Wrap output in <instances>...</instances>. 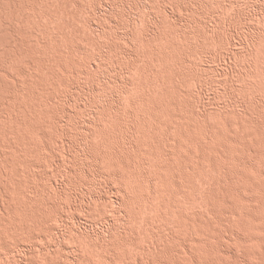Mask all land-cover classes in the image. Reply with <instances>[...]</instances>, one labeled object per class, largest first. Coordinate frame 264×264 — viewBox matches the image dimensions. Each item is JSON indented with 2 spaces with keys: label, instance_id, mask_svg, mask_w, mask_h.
<instances>
[{
  "label": "rangeland",
  "instance_id": "rangeland-1",
  "mask_svg": "<svg viewBox=\"0 0 264 264\" xmlns=\"http://www.w3.org/2000/svg\"><path fill=\"white\" fill-rule=\"evenodd\" d=\"M15 1H18V0H15ZM30 1V0H29ZM42 1V0H41ZM46 1V0H45ZM48 1V0H47ZM44 2V0L41 2V3H43L45 6L47 5V3H48V5L47 6H51V4H53V2L51 3V1H54V0H49L48 2ZM56 1V0H55ZM60 1V0H59ZM63 2L64 1H67V0H62ZM62 1H60L61 3H62ZM90 1V2H89ZM96 1H98L100 4H103L104 5V3H105V5H104V9H101V8H103V6H99L97 3L95 4V6L96 7H94V14H95V10H97V13H98V15L96 16L95 15V17L94 16H91V15H94V14H92L93 12V7L92 6H94L93 5V2H96ZM105 0H70V2L72 3V5H73V7H75V8H73L72 6L70 7V8H68L67 7V4L69 3V5H71V3L70 2H68V3H66V4H61L62 5V7H64V8H68L67 9V11L66 10H61L62 12H63V15H64V17L66 16L67 18V20H66V22L68 23V21H70L69 23L70 24H65V26H64V24L63 23H65V22H63L64 20H62V18L60 19V21H59V19H57V17H54V15L55 16H57L58 15V17L60 16V13H61V16L63 17V15H62V12L60 11V13H57L56 14V12H55V7H54V9H53V11L55 12H53L54 13V15H52V14H49V16H53L54 18H56L57 20H55V21H57L56 22V24L57 25H59V23L61 22V20H62V24L63 25H61V27H63L62 28V32L63 33H65V31H63V29L64 28H67V29H64V30H66V32H67V30H68V34H69V37H68V34H66L65 33V35L67 36V38H68V40L70 39V38H73V36H75V37H77V36H79V35H81V37L79 36V39H81V38H83L84 39V37H85V39L83 40V39H81V40H78L77 38V40L75 39V37H74V39H70L69 41H72V42H76V44H78L79 42V44H81L80 45V47H79V44H78V46L76 45V44H72V45H76L77 46V48H78V50L79 49H81L82 50V46H83V48H85L86 50H87V52L89 51L90 53H91V55H96L97 54V56H98V54L100 55L101 53H99V52H102V54L104 53V57L106 58L107 56L109 57H107L106 59L108 60L107 62H106V59L104 58H101V56H103L102 54L100 55V56H98V57H96L95 55H94V57L93 58H98V59H101L102 61L104 60L105 61V63L103 64V62L101 63V62H99L100 60H98V59H96V60H94V59H92L91 60V57L89 56L90 54H89V52L87 53L86 52V50H85V52L88 54H86V55H84V54H82V55H80V53H83L84 52V50H80L79 52L78 51H76V52H78L79 53V55L76 53H74V56H73V54H71V52L74 50L73 48L74 47H71L70 46V44H69V42H68V40H67V38L65 39L64 38V40H67V42L66 41H62V39H63V37H64V35H63V33L61 32V30H60V32L62 33H60L59 32V27H57V25L55 24V29L54 30H56L55 31V33L57 32H59L63 37H61V36H59V39L57 40V41H59L60 39H61V41L63 42V43H66L65 45H64V47H65V49L66 50H68L69 48V46H70V49H72V51L71 50H69V51H71L70 52V56H68V54L66 55H60L59 53H61V54H63V53H67V52H65L64 50V52L63 51H59V53L57 52V55L59 54V56H57V58L56 57H53V55H56V52L54 51V49H55V44H54V46L53 47H51L52 45L50 44V43H52V41H54V40H56L57 38H58V36H56L54 33H53V35H52V33L50 34V33H48L49 32V30H48V32L47 33H45L43 30H46L47 31V29L48 28H52L53 26V24L52 23H50V21L49 20H51V18H53V17H50V19H48L49 18V16H47V14H45L46 13V11H48L49 9L48 8H50L51 10H52V6L51 7H48L47 8V10L44 8V10H45V12H43V16L44 15H46L48 18L47 19H45L43 16H40V17H42V18H44V20L42 19H40V17L38 16V15H42L41 13H37V12H40V10L37 8L38 7V4L40 3V0H39V2H38V4H37V6L35 5L36 3L35 2H33V3H35L34 5H33V3H32V1L31 2H29V4H31L32 3V8H31V6L30 5H25V3H23L24 4V8H27V9H25V10H28V7L29 8H31V9H33V8H35L36 7V9H34V11L32 10V11H29V13H27V11L26 12H24V9L22 8L23 6H21V10H23L22 11V13H21V11H20V13L21 14H23V12H24V14L25 13H27V15L28 14H30L31 16H38L37 17V19H36V17H35V19L37 20V21H39V19L41 20V21H39L40 23H38V22H36L35 23V19H34V21H33V19L31 20L32 22H28V21H30V18H28L27 17V15L25 14V17L26 18H28V20L26 21L25 20V22H23V20L22 19H25V17L24 18H22V19H20V20H22V22H20L19 20H18V22H17V27L16 28H19V24L21 23H25V27H23V25L21 26V27H23L24 29H27L28 31H29V33H27L26 34V37L28 38V36H29V34H30V32H35V34H33V35H31V37L32 36H34V35H36L37 34V36H35V37H38L39 38V36L38 35H40L41 34V32L43 33V35H41L42 36V38L43 37H45L44 36V34L45 35H47L46 36V38H44V39H46L47 40V42H48V40L49 39H53V40H51V42L48 44H46V45H49L47 48H48V51H49V54H50V52H51V59H52V57H53V61H55V58H56V61H57V59H58V57H62L63 59H61V61L60 60H58V61H60V62H62V64L60 63V62H57L59 65H61L62 67H63V69L65 70V72L67 71V68H65V67H69L70 69H71V67H72V62L74 63V61H76V64L77 63H79V64H77V66L75 65V67H72V68H74L73 69V75H78V76H76L75 78H76V80H74V77H73V80H71L70 82H67V84H66V82H64V81H66V80H70L71 78L69 77V76H71L72 77V75H68V74H71L70 72H72L71 70H69L68 69V73H66V75H65V72H64V74L62 75L61 74V72H63L64 70L62 69V67H60L57 63H56V61L54 62V65H53V61L51 62V60H50V62L48 63V65L50 64V63H52V65L53 66H55V67H53L54 68V71H53V69H52V65L49 67L48 65H46L45 64V62L46 61H48L50 58H48L49 57V55L47 54L48 53V51H46L47 49H45L46 47V45L45 44H43L42 42H41V40H42V38H41V36H40V38L37 40V38L34 40L33 38L34 37H32V39H33V41L35 42L36 41V43H38V41H40L41 43H42V47H43V45H44V49H45V51L46 52H41V53H43V57L46 59H44V58H41L42 60L44 59V61H42V64L44 65V69L42 68L41 69V66H42V64L40 65V64H38V66H39V68L41 69V70H45V69H47V67H45V65L46 66H48L49 67V69L51 68L52 70L51 71H53L54 73H56V74H58L57 76H60L59 75V73L61 74V76H62V79H63V77L65 78L66 77V79L64 80V81H62L61 80V77L57 80V78H56V74L55 75H53L52 74V76H54V77H50V78H48L51 74L49 73L50 71L47 69L46 71H47V73H45L46 71H44L43 72V74L41 75V77L40 78H44V76H45V84H44V80H43V78L41 79V80H39L38 78V80H36L37 82H34V84H32L31 85V83L33 82V81H31V83L29 84V85H31V86H29L28 84H26L24 81H22V79H23V77H22V79H18V76H21V74L19 75L18 74V69H17V66L16 65H19V64H21V63H18V62H16V61H18V60H16L18 57H19V55H21L20 56V58L22 57V62H23V65L24 64H26V62L25 61H27V60H29L31 57H33V55H31L32 53L34 54L35 52V54L37 55L38 53H39V55H40V50L41 49H43V48H41V47H39V48H41L40 50H39V48L37 49L36 47L38 46H36L35 44H34V42L33 41H31V40H29L30 38H28V41H30V42H32L34 45H31L32 43H29L28 41V44H29V46H28V44H27V42H26V37H25V43L27 44V46L29 47H27L26 45H25V43H23L27 48H25L24 47V54H23V56H22V54H12L13 56L14 55H16L17 56V58H15L16 56H14L13 58H15V62H13V63H15V64H11L10 65V63H8V62H2V61H0V65L2 66H0L2 69H4V70H7V69H5V64L4 63H6V64H9L8 66H12L13 65V67L15 66L16 67V70L15 71H13L12 73L15 75H12V73H11V71L12 70H10L11 68H13V67H10V73H11V76L10 77H6V75H5V77H4V74H3V77L4 78H7L10 82H12V83H18V85L20 86V88H21V85H23L24 86V88L22 89V91L21 92H19V94L20 93H22L23 91L24 92H26V90H24L26 87H28L27 88V90L28 89H30V91H28V93L29 92H31V95L33 94V92L36 90V92H34V93H37V94H35V95H37L38 96V92H41V91H44L45 90V92H41V93H43V94H41L40 96H42L43 95V97H41L40 98V96L38 97L39 99H37V96H34V94L32 95V97H36L35 99H37V100H35L36 101V103L38 102L39 103V105H38V103L37 104H35L34 102H32V101H34L31 97H29L30 95H25L26 93H24V95H22L21 94V96H22V98H20V96L19 95H13V97H11L10 99L11 100H9L10 101V103H7V105H6V108H8L9 106V108L7 109V110H9L10 108L14 111V109H13V107L16 109L17 107L16 106H18V105H14L13 104V102L14 103H18L17 101L19 100V103L25 98H23V96H28V98L27 99H25V101H22L21 103H20V105L18 106L22 111H24L25 112V110H23V109H25L26 107V105H27V110H26V112H28V119H29V117H30V119L29 120H32L31 122L28 120V119H26L27 118V116H26V114L24 113V112H22V111H18V109L19 108H17L16 110L18 111V113H20V112H22V113H20L21 115H20V118H22L23 119V116L22 115H25L26 116V118H24L25 120H27L26 122L23 120V122L24 123H26V124H24V123H22V124H24V125H27V128L31 131V129L33 130H35V131H33V132H35L36 133V135L38 134V136L40 135V137H41V135H43V138L45 137V138H47V139H49L50 138V140H51V142L53 141L54 143H55V145H54V147L55 146H59V148H58V146H57V148L55 147H52V145L51 144H53V142L52 143H50V145H49V142H48V140H45V143H44V141H43V139H40V137L38 138V136H36V139L35 138H33V137H35V136H33V135H30L29 133H31L29 130V133H28V131H26V130H24L23 131V128H21V127H19L18 125H19V122L18 121H14V119H10V118H13V116H14V112H16V111H14V112H10L9 114H11L12 113V115L13 116H10L9 117V115H8V117L5 115L6 114V112L7 111H3L2 109H0V111H3V112H5V113H2L1 112V116H0V118L2 117V115H4L3 117H5V120H6V118H7V122L4 120V118H3V120L5 121V129L3 130L4 131V133H3V131L1 130V129H3V128H1L0 129V135H1V132H2V135H1V138H0V140H2V141H0V143L2 144V145H4L2 148L3 149H11V150H13V149H15L14 148V146H18L19 147V145L18 144H20V145H22V146H20V148L18 149V151H16L17 150V148L18 147H16V150H13V151H11V152H9L8 154L6 153V152H8V151H5V150H3V151H0V155L1 154H3V158L1 159L0 158V173L2 174V176L4 177V179H1L2 181H4V182H7V184L9 183L8 181H10V178H11V172H12V170H13V168H12V166L14 167V165L15 164H13V161H14V163L16 162L17 164V166H18V170H17V167H14V169H15V171L17 172H20V174H18L21 178L20 179H18L17 177H16V175L14 176H12V177H16L18 180H20V181H18L17 183L19 184V182H20V184H19V187L17 188V186H16V188H13L12 187V181L14 180H12L11 179V181L10 182H12V183H9L11 186H9V185H3V188H6V192H5V190H2V189H0L1 191H3V193L0 191V196L2 197V194H4L3 195V198L1 199L2 201H0V223H2V224H4L5 223V227L3 226V225H1V228H0V231H1V229L3 228V230L1 231V233H0V235H1V238H2V240L0 241V264H27V263H30V262H33V263H37V264H42V261L44 262V261H46L45 262V264H49V263H52V264H69V262L74 258L75 260H73V261H76L75 263L77 264L83 257L85 258V255H86V257L88 258H83L82 260L83 261H81L80 263H78V264H89V262H90V260H91V264H93V262L95 263V264H100V262L99 261H101V263L103 264V262H104V264H107V263H105V261L106 260H108V256L110 255V254H113V256L114 257H116V250H114V249H116V247H118L119 248V251L117 250V254L119 253V252H122V251H125V249H127L128 250V248H127V246H125L124 247V245H123V247H122V245H121V243L119 244V243H117L120 247H121V249H120V247L118 246V245H116V243H115V245H114V241L115 242H118L119 240H118V238H119V236H116V235H119L118 233H120V235H122V232L125 230V228L126 227H128V226H125L126 225V223L128 224L129 222H127L128 220H125V219H123L124 217L122 216V213L124 214V210H126V209H131V205H130V203H132V205L133 204H135V206L133 207L132 206V210L130 211L131 212V216L130 217H132L133 216V214H132V212H133V208H135L138 204H141L142 205V207L140 206V205H138L137 206V208L139 209V207H141L140 209H141V211H143V215L141 216L140 214V217H141V219H137L138 221H140L139 223L138 222H136V219L134 220V219H132L133 220V222L135 221L136 222V224L138 223L139 224V226H135L136 227V230H138L139 228H141L140 226L142 225L143 226V224L145 223V221H143V220H148V218L150 219V220H148V221H150L151 223H152V221L154 220V222L156 223V225H160L161 224V221L163 220L164 222H162V224L164 223L165 224V222H166V224H168L167 222H169V224L171 225L172 223H173V217L171 216V215H169V217H167L166 215H168L169 213L170 214H172L175 218H176V213H175V211H174V214L171 212V211H169V210H167V211H169L168 212V214H167V211H166V213H165V210H166V208H168L167 207V205H165L166 203L165 202H167V203H169L170 204V202L172 201L174 204L175 203H177L176 204V206H175V208L174 207H172V208H174L173 210H175L176 208H183L185 205H183V203H180V201H184L183 199V197L185 196V194H184V196H182V194L185 192L186 193V197H188V199H189V197L191 198V199H193L194 197L193 196H195L196 197V195H194L195 194V191H194V186H197L198 188H199V193L200 192H202V196H201V194H200V197H204V199H207L208 201H210V203L212 202L213 203V206L214 207H216V210H220L221 212H222V210L223 209H227V208H223V207H226V206H228L227 205V202H230V201H233L232 203H234V201H236L235 203H234V205L237 203V200L240 198V196H239V198L237 199V196H238V194L239 193H241L240 195H242V194H246V195H249L250 196V194H253L254 193V195H256L257 193L260 195V192H258V191H260L259 190V188H258V190H257V188H256V190L255 189H253V190H255V191H257V192H252V189L250 190V189H248L249 187H248V183H247V178L245 177L246 175L245 174H249L250 173V175L249 176H252L253 174H255V172L256 171H254L253 169H248V171L250 170V171H254V173L252 174V172H249L248 173V171H247V168L249 167H247V165H245V166H243L245 169H242L241 170V167H240V169H239V166L238 165H242V163H239L238 165L236 164V163H238L237 161H235V160H237V159H235V158H237L238 156H237V154L239 153L240 154V156H244V154L246 155V153H248V155H250L251 156V154H250V151L248 152H244V147L245 146H243V148L241 147L242 145H244V144H246V142L247 143H253V136H254V134H256L255 133V130H254V127H253V120L254 119H256V117L260 120L261 118H263L262 120H264V117H260V116H263V113H264V103H262V102H264V100H263V96H261V95H259V92L260 91H262V92H260V94H263L264 95V88H261V87H264V57H262V55L264 54V53H261V54H259V55H261L260 56V58H259V56H258V58H259V67H260V69L262 70V72H260V70H256V67H258V63H257V60H256V57H255V54H253V55H250L249 53L247 54V52L249 51V49H250V47H251V42H250V39L249 38H251V36H252V34H254L253 33V31L255 32L256 30H258V29H260L259 27H263L262 25H263V23H264V20L262 21V19L264 18L263 16H264V1L263 0H256V4H254V5H251L250 6V4H251V0L249 1V4H248V2H247V4H245V2H246V0H236L238 3L240 2V3H243L242 4V8L240 7V9H238V7L241 5L240 3V5L237 7V8H235V5L237 6V4H235L236 2H234V0H233V3H232V1L231 0H225V2H230V4H233V6H232V8H230L229 6H231L229 3H226V4H224L225 2H221L220 3V0H135V2H137V4H135V2H134V4H132L131 5V3L133 2V0H132V2H131V0L130 1H128V0H119V1H117L118 2V4H116V1L115 0H110L111 2H114V3H111L109 0H107V3L106 2H104ZM108 1H109V3H108ZM121 1H123V3L126 5H123V3H120ZM222 1V0H221ZM248 1V0H247ZM20 1H18V3H19ZM59 2V3H60ZM74 2V3H73ZM126 2V3H125ZM178 2V3H177ZM183 2V3H182ZM188 3V5H187V3ZM216 2V3H215ZM220 4H219V3ZM2 2H0V4H1ZM4 3V2H3ZM17 3V2H16ZM18 3H17V5H18ZM21 3H22V0H21ZM21 3H19V4H21ZM50 3V4H49ZM55 3V2H54ZM59 3H57V1H56V5H58ZM91 3H92V6H90L91 5ZM111 3V4H110ZM120 3V4H119ZM130 3V4H129ZM153 3H154V5H153ZM161 3H163V5L164 6H166V9H164L165 7H160V5L159 4H161ZM176 4V5H178L179 3L181 4V7H179V5L176 7V5H174V4ZM186 3V4H185ZM252 3H255V0L254 1H252ZM6 4V3H5ZM4 4V5H5ZM43 4H41V5H43ZM167 4V5H166ZM187 6H185V5ZM219 4V5H218ZM221 4H222V6H223V8H224V6H225V11L227 10V7H229L230 8V11H224V9L222 8V6H221ZM229 4V5H228ZM3 5V4H2ZM17 5H15V7H19V6H17ZM89 5V7H92V8H89V7H87ZM107 5V6H106ZM111 5H113L114 7H111L110 8V6ZM116 5V6H115ZM117 5H119V6H117ZM121 5H123V7H121ZM136 5V6H135ZM249 6V7H251V9H252V11L250 10L249 11V9L247 8V7H245V8H247L248 9V11H249V13H248V11L245 9V13L243 12L244 10H243V6ZM6 7H8V9L9 8H11L12 6L11 5H5ZM53 6H55L54 4H53ZM59 6H60V4H59ZM57 7V9H60L61 7ZM86 6V7H85ZM99 6V7H98ZM105 6L107 7V8H105ZM129 6H133V7H129ZM135 6V7H134ZM159 6V7H158ZM169 8H171V10H173L175 7V11H174V13L173 12H169V10H167L168 9V7ZM172 6V7H171ZM173 6H175L174 8H173ZM185 6V7H184ZM191 6V7H190ZM221 6V7H220ZM6 7H4L5 9H7ZM118 7V8H117ZM126 7V8H125ZM179 7V9H177ZM190 7V8H189ZM4 8H3V10H0V11H2V14L3 15H6V14H8L9 15V13H6V14H4ZM20 8V7H19ZM39 8H41V6H40V4H39ZM76 8H78V9H76ZM86 8H87V10H86ZM91 10H89V9ZM96 8V9H95ZM97 8H99V9H101V10H99V9H97ZM114 8H117V9H115V11H114ZM120 8H122L123 10H121ZM127 9V10H125V9ZM128 8H130V9H128ZM161 9V8H163V9H161V11H160V13L163 11V10H166V11H164V14H167L168 16H169V14L171 13V14H173V16L172 15H170L171 16V18L169 17L168 18V16H167V19H162L163 18V16H165L164 14H163V12H162V17L160 16V14H157V11L159 10V9ZM181 8H183V10L181 9ZM187 8V9H186ZM257 8V9H256ZM1 9H2V7H1ZM18 9V8H17ZM16 9V10H17ZM38 9V10H37ZM43 9V8H42ZM56 9V10H57ZM72 9H76V11L75 10H72ZM81 11H80V10ZM109 9V10H108ZM181 9V10H180ZM190 9V10H189ZM192 9V10H191ZM223 11H222V10ZM232 9V10H231ZM35 10H37V12L35 11ZM44 10H41V12L42 11H44ZM69 10H72L71 12L69 11ZM77 10L80 12V14H78V12H77ZM105 12H104V11ZM114 11V13L112 14L111 12H113ZM123 12V14H122V12ZM186 10H188V12L186 11ZM234 10V11H233ZM235 10H239V13L238 12H236ZM243 10V11H242ZM253 10H254V14H253V17H250L251 15H252V12H253ZM258 10H259V12H258ZM18 11V10H17ZM82 11L83 12H85V13H83V14H81L82 13ZM92 12L91 14H89L90 12ZM99 11H102V12H99ZM109 11H110V13H109ZM116 11H118L119 12V14L121 15V17H120V19H119V14H118V12L116 13ZM151 11V12H150ZM177 11V13H175ZM179 11V12H178ZM240 11H242V12H240ZM30 12H33L32 14H36V15H32ZM35 12V13H34ZM48 12H50V11H48ZM57 12H59V10L57 11ZM87 12V13H86ZM156 12V14L157 15H159L158 17H159V19L157 18L156 20H157V22H156V20L154 19L155 18V16L153 15V17H152V14H154ZM165 12H167V13H165ZM260 13V14H257V13ZM19 13V12H18ZM75 13H77L76 15H77V17H75L73 14ZM96 13V14H97ZM103 13H106V14H103ZM125 13H128V16H127V14L126 15H124ZM152 13V14H151ZM242 13H244L243 14V16L245 17V16H247L248 18H252V19H247V17L246 18H244V17H242ZM249 14V15H247V14ZM23 14V15H24ZM87 14V16H86V18H87V20H86V18H85V20L83 19V15H86ZM104 16H103V15ZM112 15V17H111V15ZM131 16H130V15ZM155 14V15H156ZM176 14V15H175ZM246 14V15H245ZM257 14V15H256ZM29 15V16H30ZM78 15H82V17H80V16H78ZM99 15H100V17H99ZM106 15V16H105ZM124 15V16H123ZM256 15V17H254ZM10 16V15H9ZM30 16V17H31ZM89 16V17H88ZM176 18H175V17ZM235 16H236V18H235ZM258 16H260V17H258ZM4 17V16H3ZM8 17V16H7ZM7 17H4L6 20L9 18H7ZM11 17V16H10ZM70 19H73V20H70ZM109 17L111 18V19H114V20H111V19H109ZM123 17V18H122ZM130 17H131V19H130ZM142 17H143V19H144V21L145 20H147V21H145V22H147V24L148 25H146V24H141V22L143 21H140L139 22V19H142ZM152 17V18H151ZM166 17V16H165ZM31 18H33V17H31ZM88 18L90 19L89 21H88ZM98 18H100V20L98 19ZM146 18V19H145ZM151 18V19H150ZM240 19L239 21H238V19ZM243 18V19H242ZM13 19H15V18H13ZM13 19H10V20H13ZM16 19H18V18H16ZM69 19V20H68ZM92 19V20H91ZM97 19V20H96ZM102 19V20H101ZM115 19H119V21L120 22H118V20H115ZM126 20L125 22L127 23L128 21H129V19H130V21L127 23L128 24V26H131L130 24H132V28H133V25H135L134 23H136L137 24V22H138V25H136V28H138V27H140V28H138V29H133L132 30V28H131V30H129L130 29V27L128 28V26H127V24L125 23V24H122L123 23V20ZM152 19L154 20V22H151L152 21ZM170 19V20H169ZM236 19V20H235ZM245 19V20H244ZM247 19V20H246ZM53 20V19H52ZM84 22H83V21ZM95 20L98 22V21H102V23H104L105 24V21L104 20H108L107 22L109 23V24H111V26H109V24L108 25H104V24H102L101 25V22H100V24H99V22H98V24L102 27H104V30H106V29H109L110 30V28H111V30L112 29H114L113 28V26L115 27V28H120V25L123 27V28H121V30L123 29V32H125V30L124 29H126L127 30V28H128V33L127 32H125V33H123L120 29L118 30L117 29V31H116V29H114L113 31L114 32H117V34L115 35V33H114V35L113 34H110V32H108L109 30H107V31H105V33L108 35H106L105 34V37L107 38H105L104 37V30H103V28H101L100 26H99V29L101 28L102 30H98V24H93V22H95ZM133 20H135V22L133 21ZM137 20V21H136ZM149 20V21H148ZM160 20L162 21L163 20V30H161L162 29V27H160V25H162V24H160ZM243 20H244V22H243ZM8 21H9V19H8ZM17 21V20H16ZM15 21V22H16ZM47 21V22H49V24L47 23V26L49 25H51V27H47V29L45 28V29H43L42 28V31L40 32V34H38V33H36V31H38V30H40L41 29V27L43 26V23L45 24V22ZM92 22V23H89V22ZM104 21V22H103ZM112 21H115V22H113V24L111 23ZM121 21H122V23H121ZM133 21V22H132ZM143 21V22H144ZM239 22V25H238V22ZM241 21V22H240ZM11 22V21H10ZM14 24H16L14 21H12ZM28 22V23H27ZM34 22V23H33ZM52 22V21H51ZM71 22L73 23L74 22V27H73V25H71ZM116 22H118L119 24V26L116 24H114V23H116ZM144 22V23H145ZM246 22V23H245ZM53 23H55V22H53ZM152 23H154V24H152V25H155L156 23L158 24L157 25V27H156V25L155 26H152L151 24ZM20 24V25H21ZM38 24L41 26H39L38 27ZM150 24V25H149ZM238 26H237V25ZM46 25V24H45ZM44 25V26H45ZM66 25H67V27H66ZM95 26L94 28L96 29H94L93 28V26ZM113 25V26H112ZM140 25H142V26H140ZM240 25H241V28H243V29H239V27H240ZM15 26V25H14ZM89 26V27H88ZM118 26V27H117ZM125 26H127V28L125 27ZM147 26V27H146ZM150 26H151V28H150ZM20 27V28H21ZM58 29H57V28ZM78 27H80V28H78ZM144 27H146L147 28V30H145L144 29ZM150 29H149V28ZM153 27H154V29H153ZM23 28H21L20 29V31H25ZM36 28H38L37 30H35ZM74 28H75V30H76V28H78L75 32H74ZM90 30H89V29ZM135 28V27H134ZM159 28H160V30H159ZM199 28H200V30H199ZM23 29V30H22ZM53 29H51V30H53ZM94 29V30H93ZM151 31V30H153V32L151 31H149V30ZM27 30L25 31V32H27ZM35 30V31H34ZM58 30V31H57ZM79 30H81V32L79 31ZM92 30V32H90ZM98 30V32L101 34V37H100V34L97 32H95V31H97ZM110 30V31H111ZM138 31L139 30V34H141V35H139L138 34V32H137V35L135 36V32L134 31ZM147 31V32H143V31ZM157 30H159V31H157ZM165 30V31H164ZM250 30H252V32L250 31ZM72 33H71V32ZM78 31V32H77ZM121 31V32H120ZM156 31V32H155ZM50 32H52V31H50ZM94 32H95V35H94ZM112 32V31H111ZM145 33V34H143V33ZM150 34H152V35H149V33ZM157 32H159V33H157ZM247 32V33H246ZM249 32H251V33H249ZM19 33V32H18ZM56 33V34H57ZM73 34L72 35V37H70V35L71 34ZM76 33V34H75ZM91 33V34H90ZM93 33V34H92ZM109 33V34H108ZM131 33H133V34H131ZM156 33V34H155ZM164 34L163 35V37L162 38H159V37H161L162 36V34ZM183 33H186V35L185 34H183ZM23 35L22 33H19V35L18 36H20L21 37V35ZM25 34V33H24ZM59 34V35H60ZM92 36H94V37H96V38H100V39H97V41L98 40H100V41H98V42H96V38H94L93 37V42H91V40H89V39H91L92 37H89L90 35ZM123 34H125V35H123ZM128 34V36H129V34H130V36L131 37H129V38H134V36L137 38V39H132L133 41L134 40H136V41H134V42H132V40L131 41H128V40H130V39H128V36H126ZM155 34V36L157 35V34H159V35H157L156 37H158L159 39H157V38H155V37H153V35ZM49 35H50V38L49 39H47L48 37H49ZM77 35V36H76ZM86 35H89V36H86ZM97 35H99V36H97ZM111 35H112V37L114 38V37H116V38H118V35H121L119 38H121V39H123L124 38V40L125 39H127V41H128V43L129 42H131V43H129L130 44V46H129V44L127 43V42H124V40H122V41H120L121 39H119V43H118V41H117V39H115V41H112L111 40ZM122 35H123V37H122ZM133 35V36H132ZM138 35H139V37L140 36H144V35H146L147 36V38H146V36H144L146 39H144V37H140V38H138ZM250 37H249V36ZM23 36H25V35H23ZM23 36L21 37L22 39H23ZM52 36V37H51ZM56 36V37H55ZM148 36H149V38H148ZM151 36H152V38H151ZM187 36V37H186ZM30 37V36H29ZM61 37V38H60ZM88 37H89V39H88ZM111 37V38H110ZM19 38V37H18ZM112 38V39H113ZM151 38V39H150ZM153 38H155V39H153ZM228 38V39H227ZM22 39H20L19 38V40L21 41ZM41 39V40H40ZM88 39V40H87ZM113 39V40H114ZM139 39H141V40H139ZM142 39H143V42L145 41V40H147L148 41V43L145 41L144 43L142 42ZM148 39H150V40H152L151 42H150V40H148ZM19 40L18 39H16V41H18V43L20 44V42H19ZM109 40L111 41V43L109 42ZM137 40H139L138 41V44H136L137 43ZM155 40H158V42L157 41H155ZM229 41V43H228V41ZM89 41V42H88ZM106 41H108V42H106ZM117 41V42H116ZM126 41V40H125ZM153 41H155V42H153ZM172 41H174V43H176V44H174ZM22 42H24V41H22ZM21 42V43H22ZM39 42V43H40ZM60 42V41H59ZM114 42H116V43H118V45L117 44H114V45H116V46H114L113 45V43ZM17 43V44H18ZM38 43V44H39ZM63 43L61 44V42L60 43H58V45H57V49H55V50H57L58 51V48L60 47L61 49H59V50H62L63 48H62V46L61 45H63ZM68 43V44H67ZM107 43H110L111 44V46L113 45L114 46V48L116 49H114V48H112L111 46H109V47H111L117 54V56H119V54L121 53V52H118L120 49L122 50V53H121V55L119 56V57H122V54L124 53L123 51L124 50H126L125 51V54L123 55V57H124V59H123V57L122 58H119V57H115V52H112L111 51V48L109 49V47L107 46ZM139 43H141V44H139ZM155 43V44H154ZM0 44H1V42H0ZM100 44H102L104 47H105V49H107V51H109L110 50V54H114V57H113V55L112 56H109L110 54H109V52H108V55H107V51L104 49V47H102V50H99V49H101V47H100ZM110 44H108V45H110ZM119 44H121V46H122V48L120 47L119 48ZM133 44V45H132ZM134 44H135V46H141L142 44H144V45H142V48L144 47V49H145V51H147L148 50V53L147 54H149V51H150V55H149V57L150 56H152L153 57V54H157V56L156 55H154V60H152V58L150 57H148V55L146 56V53H144L143 51H144V49H142L140 52H139V50L141 49V48H137L136 50H138V51H136V50H134L135 48H134ZM3 45V44H2ZM2 45H0L1 46V48L3 49L5 46H3L2 47ZM69 45V46H68ZM20 46H21V44H20ZM33 46H35V47H33ZM39 46H41V44H39ZM75 46V47H76ZM100 48H99V47ZM108 48H107V47ZM131 46H132V48L133 49H131ZM139 46V47H140ZM31 47V48H30ZM49 47H51V48H53V49H51V51H50V48ZM22 48H23V45H22ZM32 48H34L33 50V52H31L32 51ZM37 50H39L38 52L36 51V49ZM119 48V49H118ZM104 49V50H103ZM109 49V50H108ZM75 50H77V49H75ZM120 50V51H121ZM237 52H235V51ZM41 51H43V50H41ZM53 51H54V53L55 54H53L52 55V53H53ZM97 51H99V52H97ZM106 51V52H105ZM128 51H132V53H135V52H138L137 54H132L131 52L129 53ZM134 51V52H133ZM154 52L152 55H151V53L152 52ZM233 51H234V53H236V55H233L232 53H233ZM63 52V53H62ZM232 52V53H231ZM46 53V54H45ZM69 53V52H68ZM128 53V54H127ZM140 53V54H139ZM142 53L144 54L143 56H142ZM166 54V56L167 57H165L164 55ZM36 55H34L35 56V59H33V62L34 61H36L37 63L39 62V60H40V58H38ZM72 55V56H71ZM128 55V56H127ZM130 55H131V58H132V60L134 59V61H131V59H129L130 58ZM136 55H138V56H136ZM139 55H141V57H142V59H136V57L137 58H139L140 56ZM172 55H173V57H172ZM31 56V57H30ZM47 56V57H46ZM65 56L67 57V59L65 58ZM85 56H88V57H85ZM125 56H127V57H125ZM136 56V57H135ZM158 56H160V59L158 60ZM174 58L175 60V62L177 63V60H178V63L180 64V62H183V60L182 59H184V62L183 63H181V70H182V72L181 73H177V71H174L173 70V67H174V65H172L170 62H174L173 61V59L171 58ZM174 56H176V58L174 57ZM239 56V57H238ZM36 57H37V59H38V61H37V59H36ZM60 57V58H61ZM71 58V59H69V60H71L69 63H68V58ZM74 57V58H73ZM111 57H113L112 59H111ZM140 57V58H141ZM181 57V61L179 60V58ZM182 57H184V58H182ZM20 58H19V62H21V60H20ZM34 58V57H33ZM76 58V59H75ZM90 58V59H89ZM115 58H118L117 60H123L122 62H121V64H123V67H125V68H123V69H120V68H122L121 66H119V68H117V70L118 69H120L119 71H121V73L120 72H118V73H120V74H122V76L120 75V74H118L116 71L117 70H112V72H111V66L112 65H114V63H116L115 61H116V59ZM126 58H127V60H129V61H131V63H133L132 65H130L129 63V61H126V62H124V60H126ZM157 58V59H156ZM171 58V59H170ZM67 60V61H65V60ZM72 59H74V61L72 60ZM114 59V63L112 62V60ZM25 60V61H24ZM90 60V64H89V61ZM120 60V61H121ZM140 60V61H139ZM165 60V61H164ZM172 60V61H171ZM41 61H40V63H41ZM77 61H79V62H77ZM138 63V64H141V65H139V67L137 68V66H138V64L136 63V62ZM180 61V62H179ZM1 62L3 63V65L1 64ZM25 62V63H24ZM64 62H65V65H64ZM93 62V63H92ZM98 62V63H97ZM118 62V61H117ZM127 62H129L128 64H127ZM140 62V63H139ZM174 62V63H175ZM56 63V64H55ZM95 63V64H94ZM99 64L98 66H100L101 67V64L103 65L102 67H104V69H101L99 72L97 71H95L96 69H94L95 68V66L97 65V64ZM124 63L125 64H127V65H124ZM137 65H136V64ZM162 63V65H163V67H162V65H161V67L163 68H161L160 70L162 71H159V68H160V64ZM164 63V64H163ZM177 63V64H178ZM36 63L34 62V67H36V65H35ZM71 64V65H70ZM81 64L83 65V66H81ZM106 64V65H105ZM173 66H171V65ZM177 64H175V66H178ZM27 65V64H26ZM26 65H24V66H26ZM64 65V66H63ZM78 65H80V67L79 68H83L85 65L87 66H85L87 69H85V67H84V69L82 70L83 72H85V71H87V70H89V69H91V71H90V74L88 73L89 71H87L86 73H82V74H80V73H76V70H75V68L76 67H78ZM95 65V66H94ZM116 65H118L117 63H116ZM115 65V66H116ZM119 65H120V63H119ZM144 66V68H143V66ZM3 66H4V68H3ZM28 66V65H27ZM38 66L36 67V68H32L31 70L33 71V70H36V69H38V70H40L39 68H38ZM93 68H91V67ZM96 67V68H99V67ZM131 66V67H130ZM135 66V68H137L138 70H139V68H140V66H142L141 68H140V70L142 69V71H139V72H141V73H139L138 72V70H136L135 68H133V67ZM15 67L13 68V70L15 69ZM43 67V66H42ZM88 67H90V68H88ZM101 67V68H102ZM111 67V68H110ZM118 67V66H117ZM151 67V68H150ZM154 67H156L157 69H158V71L156 70V68L154 69V71H153V68ZM178 67H180V66H178ZM178 67H176V68H174L175 70L178 68ZM247 67H250V69L252 70V71H254V74H250V75H248V73L249 72H247L248 70H247ZM9 68V67H8ZM26 69H27V71L29 72L30 70H28V69H30L29 67L27 68V67H25ZM78 68V69H79ZM130 68V69H129ZM81 69H79V70H81ZM100 69V68H99ZM98 69V70H99ZM114 69H116V67H114ZM125 69L127 70V72L125 71ZM179 69V68H178ZM177 69V70H178ZM245 69H246V71H245ZM259 69V68H258ZM38 70H37V72H38ZM131 70H132V72H131ZM134 70H136L137 72H138V74L136 73V71H134ZM181 70H178V72L179 71H181ZM8 71V70H7ZM49 71V72H48ZM70 71V72H69ZM93 71L96 73H93ZM103 73H102V72ZM106 71H108L109 73H107ZM128 71H130V72H128ZM255 71L257 72V74H255ZM41 71H39V73H40ZM59 72V73H58ZM77 72H79V71H77ZM92 72V73H91ZM106 72V73H105ZM110 72H111V74L113 75H110ZM123 72H125V74L123 73ZM137 74V76L134 74ZM158 74H161L159 77L160 78H157V80L159 79L161 82H164L165 83V86L164 87H162V86H160V85H164V84H160L161 82L159 81V84L160 85H157V86H159V87H157L156 85H155V83L156 84H158V82L156 81V78H155V76H156V74L157 73ZM161 72V73H160ZM39 73H38V76H40L39 75ZM42 73V72H41ZM40 73V74H41ZM52 73V72H51ZM76 73V74H75ZM118 75H117V74ZM128 73H129V75L131 76H133V78H135V76H136V81L139 83V85L134 81L135 79H131L132 77H130V76H128V78L129 79H127V77H125V76H127L128 75ZM131 73V74H130ZM246 73V74H245ZM28 74V73H27ZM30 74V73H29ZM31 74H33V75H31ZM31 76L32 77H34V75L36 76V74H35V72L33 71V73L31 72ZM45 74V75H44ZM48 74H49V76H48ZM87 74H89V75H87ZM93 74H95V78H94V75ZM98 74V75H97ZM104 75V77H105V74H109L108 76H107V78H104V77H102V78H100L101 77V75ZM116 74V75H115ZM123 74L125 75L124 76V78H123V80H120L121 78L120 77H123ZM157 74V75H158ZM30 75H27L28 76V78H29V80H32L30 77ZM65 75V76H64ZM88 76L89 78H87V77H85V76ZM91 75H93V76H91ZM102 75V76H103ZM2 76V75H1ZM48 76V77H47ZM67 76L69 77L68 79H67ZM79 76H80V79H78L79 78ZM100 76V77H99ZM117 76H120L119 78V80L121 81V83H120V81L118 80V77ZM2 77V78H3ZM17 78V79H15V78ZM87 79H85V78ZM100 78V83L102 82V85L103 84H105V86H106V84H108L107 86H106V88H104L105 86L103 85V86H101V85H97L96 84V86H98L99 87V89H96V88H98V87H96V86H94L95 84H94V82L93 81H95L97 78ZM108 77H109V79H108ZM111 77H112V79H111ZM113 77H116L117 78V80H118V82H117V80H116V78H113ZM20 78V77H19ZM36 77H34L33 79H35ZM48 78V79H47ZM54 78V80H56V82L53 80V82L54 83H59V84H61L60 82H57V81H61L63 84L62 85H55L54 83H53V85L51 84V81H52V79ZM92 78V80L93 79H95V80H93L92 81V85L91 84H89L90 82H89V80L88 79H91ZM150 78H154L155 79V81H153V79L151 80ZM50 79V80H49ZM101 79H102V81H101ZM103 79H104V82H106L107 80V82L106 83H104L103 82ZM134 81L133 83H136L137 84V86H139L138 88L136 87V84L134 85L135 87H133V88H135L136 90H133V89H131L130 88V84L132 83V81ZM255 79H257L258 81H256V82H259L260 81V85L259 86H261V87H259V91H258V93H256L257 91H256V87L257 86H255L254 85V82H255ZM43 80V81H42ZM68 80V81H69ZM77 80H79L78 82H79V86L81 87L82 85H85V88H84V86H82L81 88L80 87H78V85L76 84L77 82ZM83 81V83H81L82 81ZM126 80V81H125ZM20 81V82H19ZM35 81V80H34ZM42 82V85L40 84L41 82ZM74 83H73V82ZM88 81V82H87ZM99 81H98V79H97V81L95 82V83H99ZM123 81V82H122ZM125 81V82H124ZM130 81V82H129ZM21 82H23L24 84H21ZM72 82V83H71ZM36 83H37V86H36ZM41 85V87H43L42 89L40 88V85ZM80 83H81V85H80ZM99 83V84H100ZM122 83H123V85H122ZM124 83H127V86H126V88L128 89V91H126L127 89H125V90H123L122 91V89H124V87L121 89L120 87H122V86H124ZM247 83V84H246ZM65 84V85H64ZM71 84H72V86L73 87H71ZM73 84H75V85H73ZM89 84V85H88ZM94 84V85H93ZM120 84V85H119ZM248 84H249V86L250 87H252V85H254L252 88L255 90H253L252 91V88L250 89L252 92L250 93V90H248V88H250V87H248ZM25 85H26V87H25ZM38 85H39V87H38ZM69 85H70V87H69ZM88 85V90H86L87 89V86ZM91 85V86H90ZM126 85V84H125ZM130 85V86H129ZM154 85L156 86V87H154ZM246 85V86H245ZM34 86V87H33ZM69 88H68V87ZM75 86V87H74ZM132 86H133V84H132ZM131 86V87H132ZM35 88V87H38V90L40 89L41 91H38L37 92V88L34 90V89H32V88ZM61 87V88H60ZM65 87V88H64ZM91 87V88H90ZM94 87H96V88H94ZM129 87V88H128ZM161 87V89H163L164 88V90L167 92H165L164 94L162 93V92H164V91H160L161 89H159ZM255 87V88H254ZM66 91V93L68 94L67 96H68V98H67V96L65 95L64 96V93H65V91L63 92V89ZM69 90H68V89ZM73 88H76V89H73ZM93 88V89H92ZM116 88H119L118 90L116 89ZM156 88H158V89H156ZM62 89V90H61ZM67 89V90H66ZM70 89H72V91L71 92H73V93H71L70 92ZM84 89H85V92H84ZM92 89V90H91ZM131 89V90H130ZM2 89H0V92H1V95L2 96H6V92L4 91V90H2ZM32 90V91H31ZM34 90V91H33ZM95 90V92L93 93L92 91H94ZM96 90H97V94L98 95H96ZM130 90V91H129ZM158 90V91H157ZM46 91H48L49 93H50V91H52V93L54 94V95H56V94H58L56 97H58L57 99V101L58 102H56V100H55V102H54V100H51V99H53V98H50V97H52V96H54L52 93L50 94V95H52V96H50V97H46V98H44L45 96H44V94L45 93H48V92H46ZM62 91V92H61ZM68 91V92H67ZM77 93V94H75V92ZM86 91H87V94H89V93H93L92 94V96L93 97H95V96H98V97H95V99L96 98H98V99H96V100H94L93 99V97L91 96V94L90 95H88L89 96V98H88V96H87V94L85 95L84 93H86ZM116 91H118L121 95H119V93H117ZM125 91V92H124ZM159 91L161 92V93H159ZM2 92H4L5 93V95H3V93ZM55 92H57L56 94H55ZM61 92V94H59ZM84 92V93H83ZM89 92V93H88ZM124 93V94H122V93ZM127 92H129V94L127 93ZM253 92H255V93H253ZM65 93V94H66ZM147 93H149V94H147ZM253 93V94H252ZM63 94V95H62ZM70 94H72V95H70ZM144 94H147V95H144ZM152 94H155L156 96H154V95H152ZM165 95V96H163V95ZM254 94H256V96H254ZM258 94V95H257ZM46 96H47V94H45ZM49 95V94H48ZM60 95H62L63 96V99L61 100L60 99V97L62 98V96H60ZM76 96V98L78 99H76V100H74V97L73 96ZM119 96V98H118V96ZM149 95V96H148ZM150 95H152L153 97H151ZM2 96H0L1 98H2ZM19 96V98L20 99H18L17 97ZM70 96L72 97V99L71 100H69L70 99ZM121 96H122V98L123 97H126V100H125V98L123 99L125 102L124 103H122L121 101H123L122 100V98H121ZM253 96V97H252ZM258 96H261L260 98L258 97ZM55 97V98H56ZM85 97H87L86 99H85ZM92 97V98H91ZM151 97V99H153L152 101H153V103L151 102V100L149 99ZM154 97H155V99H154ZM256 97L258 98V100H262V101H258L257 99H256ZM29 98H31L30 99V101H27V100H29ZM44 98V99H43ZM47 98H50V99H48L47 101H49L50 102V100H51V102L52 103H54L55 104V106L54 105H52L51 104V106H52V108L54 109V107H55V110H52L51 112H53L54 111V113H58V114H60V118H59V115L58 116H56L57 114H54V113H52V114H54V116H55V118L57 117V119L59 118L60 120H58L57 122H56V120L57 119H50V118H48L49 119V121L51 120V121H54V122H56V124L53 126V128L54 129H52L51 127H52V125L50 124L49 125V123H51V121L49 122L48 121V119H47V117H49V115H46L47 113H49L50 112V110L48 111V110H45V109H47L46 108V106H48L49 107V103L47 102V101H45L47 104L46 105H44V106H40V104L42 105V104H45V103H43V100H46ZM54 98V99H55ZM66 98H67V100H66ZM112 98H114V99H112ZM118 98V99H117ZM146 100H150V102L151 103H149V105H148V102L147 101H145V99ZM148 98V99H147ZM255 98V99H254ZM7 99H9V98H7ZM15 99H18V100H15ZM40 99H42V101L40 100ZM91 99H93L94 100V102H93V100H91ZM111 99V102H109V100ZM165 99V100H164ZM15 100V101H14ZM21 100V101H20ZM59 100L61 101V102H59ZM65 100V101H64ZM87 100H90V102H88ZM99 100V101H98ZM113 100H114V102H113ZM115 100H117V101H119V102H121V103H116L117 101H115ZM154 100H157V103L159 104V107H158V105H157V103H156V107H158L159 109H157L156 108V110H155V108H154V105L153 104H155L154 103ZM257 102V103H255V101ZM62 101H64V102H62ZM72 101H74L75 103L74 104H76V102L77 101H79V105H78V102H77V106H75L74 104H73V102ZM93 103H92V102ZM95 101L98 103H95ZM134 101H135V103H134ZM250 101H251V103H250ZM7 102H8V100H7ZM11 102H12V106L10 105L11 104ZM30 102V103H29ZM50 102V103H51ZM67 104H66V103ZM71 103V105H70V103ZM112 102H113V104H112ZM156 102V101H155ZM258 102H259V104H258ZM18 103V104H19ZM24 103H26V104H24ZM58 103V104H57ZM60 103H63V104H60ZM86 103V104H85ZM105 103H106V105H105ZM107 103H109V104H107ZM165 103V104H164ZM32 105V109H34L32 112H31V110L30 109H28L29 107V105ZM60 104V107H61V109H62V111H61V109H60V107H58V108H56L57 107V105H59ZM65 104V105H64ZM69 104V105H68ZM74 106H73V105ZM89 104H91V105H89ZM92 104H94V105H92ZM101 104H103L102 105V107L104 108V106H105V108H104V111H106L105 113L107 114H105L104 113V111H102V113L104 114L103 116L101 115V116H97V114L95 115V113H97L96 111H101L103 108L101 107V108H99L100 107V105ZM110 104H112V105H110ZM122 104V105H121ZM145 104H147V105H145ZM150 104H152V106L150 105ZM9 105V106H8ZM63 105H64V107H66V108H63ZM70 107V106H72L73 108H74V111H76V115L75 114H73L74 113V111H72V107H70L71 108V111H70V109L68 108V106ZM87 105V106H86ZM108 105V106H107ZM109 105L110 106H113V107H110V109H109ZM35 106H40L39 108H43L45 111H46V119H44L45 117L44 116H42V114L44 115V113H45V111L43 112V109H42V114L41 115H38L37 114V116H42V117H44L43 118V121L42 120H40L41 122H39V121H37L36 122V119L37 120H39V119H42L41 117L38 119V117L36 116V119L34 120V115H36V113L37 112H34V111H38V110H35L37 107H35ZM79 106V107H78ZM83 106H85V107H83ZM90 106H92V107H90ZM95 106H97V109H96V107ZM152 108H154V109H152ZM35 107V108H34ZM77 107V109H75ZM93 107H95V110L93 111L92 109H93ZM5 108V109H6ZM49 108H51V107H49ZM85 109V111H79L80 109ZM98 108H99V110H98ZM106 108H108L107 110H108V112L110 113H108L107 112V110H105ZM38 109V108H37ZM56 109L58 110V111H56ZM67 109V110H66ZM87 109H89V111L90 112H92V113H90ZM101 109V110H100ZM30 110V111H29ZM66 110V111H65ZM79 111V115L77 114V112ZM87 110V111H86ZM92 110V111H91ZM139 111V110H141V112H144V111H147L149 114V116L147 115V114H145L146 116L144 117L142 114L140 115V114H137L136 113V111ZM160 110V112H159V114L162 116V114H163V118H165L164 120H165V122L163 121V118L160 116L159 117V114L157 113H155V112H158V111ZM41 111V109L38 111V113ZM48 111V112H47ZM64 111V112H63ZM67 111H69V112H71V114L72 115H74L73 117H70V116H72L70 113V115H68L67 113ZM135 113H134V112ZM9 112V111H8ZM7 112V113H8ZM51 112L49 113V114H51ZM87 113V114H90V115H88V117L87 118H89V119H87L86 118V116H85V113ZM89 112V113H88ZM93 112H95V113H93ZM98 112V113H99ZM132 112L134 113V114H132ZM140 112V111H139ZM196 112V113H195ZM17 113V114H18ZM32 113L34 114V115H32ZM41 113V112H40ZM66 113V114H65ZM84 115H83V114ZM128 113V114H127ZM129 113H131V114H129ZM144 113H146V112H144ZM167 113H173V114H171V115H175V118L174 119H177L176 117H179L181 120H183L184 122H183V124L185 123V127L186 128H179L180 130L181 129H183V130H187V131H189V134H185V132H187V131H180V130H178V133H180V135H182V133H183V136L185 135V137L188 135L189 136V138H187L186 137V139H187V141H186V139H182L181 138V136L180 135H178L176 132H177V130L176 129H178V128H176V124H174L175 123V121H173V118H171V117H169V116H167L168 114ZM83 116H82V115ZM86 114V115H87ZM92 114H93V116H92ZM153 114H156V115H153ZM193 114H195V116H193ZM259 114H260V116H259ZM262 114V115H261ZM31 115V116H30ZM109 115V116H108ZM111 115V116H110ZM132 115V116H131ZM141 117H140V116ZM151 115L154 117V118H156V117H158V118H160V120L158 119V120H156V119H153L154 121L156 120V122H150V120H152V117H151ZM165 115L167 116V117H169V119L167 118V120H169V121H171L172 123L171 124H173V125H171L172 126V131L171 130H169L168 128H170V125H169V123L170 122H168L167 120H166V117H165ZM16 116H18L19 117V114L18 115H16ZM54 116H51V117H54ZM82 116V117H81ZM104 116H106V118H107V116L109 117V119H110V117H112L111 118V120H109V122H111V123H104L103 121H106L107 119L105 118V120H103L104 119ZM126 116H127V119H126ZM143 116V117H142ZM156 116V117H155ZM64 117V118H63ZM66 117V118H65ZM71 119H70V118ZM84 117V118H83ZM96 117H98V118H100V117H102L101 119L103 120H101V119H99L98 120V118H96ZM128 117H129V119H128ZM134 119H133V118ZM136 117V118H135ZM138 117H140V118H142V119H140L141 121L142 120H145V118L146 119H148L147 117H149V121L148 120H146L144 123H146V124H144L143 122V124L141 123H136V122H139V120H138ZM260 117V118H259ZM62 118L64 119L63 121H62ZM79 118L81 119V118H83L84 120H80V121H82L83 123H85V124H83L82 122H79L78 120H79ZM85 118L87 119V120H85ZM94 118H96V119H94ZM161 118H162V121L164 122V123H162V121H161ZM170 118H171V120H170ZM178 118V119H179ZM197 118V119H196ZM2 119V118H1ZM0 119V120H1ZM8 119H10L9 121H11V120H13L14 121V123L16 124V123H18V124H14V123H12V124H10V126L12 125L13 127H11L10 129L11 130H14L13 132L12 131H10L6 126H8L7 125V123L9 124V121H8ZM21 119V120H22ZM65 119H67L69 122H66V120ZM70 119V120H69ZM131 119H132V123H134L133 125H132V123H131ZM177 119V121L178 122H180V124L182 125V121H179ZM196 119V120H195ZM1 121V122H3L4 123V121ZM91 120V123H92V125L90 124V122L89 121ZM97 120V121H96ZM101 120V122L100 123H102V124H99V121ZM127 120H130V121H127ZM136 120V122H134ZM138 120V121H137ZM45 121V122H44ZM46 121H48L49 123H47ZM62 121V122H61ZM67 123H65V122ZM85 121V122H84ZM147 121L150 123V124H152V125H156L155 127H156V129H155V127H151L152 125H148L147 126ZM168 122V127L167 126H163V124H167V122ZM1 122H0V125H1ZM12 122V121H11ZM30 122V124H28ZM37 123V124H35V123ZM41 123V125L43 126V127H45V128H47L48 129V133H45L46 135H49V138L44 134V132H46V131H44L45 130V128H43L41 131H44L43 133L40 131V134H39V130H40V128H42V126L40 127V125H39V123ZM65 123V124H62V123ZM80 123V125H81V123H82V126L85 128L86 127V123L87 124H89L92 128H94L95 126H96V134H99V133H102L103 131H99V130H104L105 131V126H106V124L110 127V125H111V127L110 128H112V130H111V133H113V132H115V129L117 128V130H119L118 129V127H120L121 125H123L122 127H123V129L125 128V130L126 129H128L129 128V126L128 125H130V128L128 129V131L126 130H124V132L122 133L121 131L123 130L122 128L119 130L120 131V135L119 136H122L121 134H124V136L126 137V138H130L129 140L128 139H126L127 141H125V139H123L124 138V136H122V139L126 142V144H124V142L123 141H121L120 140V138L121 137H119V136H117L118 134H116V132H117V130H116V132L115 133H113L114 134V137H115V134H116V138L118 139V141H114V140H117V139H114V137H112L113 136V134H112V136H110V137H112L111 139V141L110 142H108V138L106 137V136H104L103 134H108L109 133V127L107 128L108 129V132L107 133H102V135H101V137L102 138H105L106 137V139H107V141H106V139L104 140V139H102V141L103 142H101V140L99 141L100 142V144L102 145V146H105L106 147V145H105V143H108L109 145H107V148H110V146H112L113 144H111L110 145V143H113V141L116 143V142H119V144L118 145H116L115 143V145L117 146V148H118V146H119V148L118 149H120V150H116V148H114V147H111L110 148V150L112 149V151H113V149H114V152H116V155H115V158L117 157V155H121V152H122V155L118 158V160L117 159H115L114 157L113 158H111V159H113L114 160V162H113V160H111L109 157H112V156H114V155H110L109 153L110 152H112V151H108L107 150V148H104L106 151H107V155H106V151L104 152V154L105 155H103V151L102 152H100L102 149L100 148V144H99V142H97V140H99V139H97V138H100L101 139V137H97V136H95L94 134H95V132H93V136H95L96 138H94V140L96 139V141H94V142H96V143H98V144H96V143H94L93 142V144H92V146L91 145H88V144H90V143H92V138H93V136H92V138L90 139L89 138V136H87V138L90 140V141H87V143H84V140L83 139H86V135H84V133L86 134V132L85 131H89V130H94V129H92L91 127L89 128V125H87V128L86 129H83V127L82 126H80L79 125V123ZM108 122V121H107ZM130 122V123H129ZM159 122H161V123H159ZM177 122V123H178ZM32 123L34 124V127H36L37 126V130L33 127V126H31V127H29L30 125H32ZM44 125H43V124ZM93 123H94V125L95 126H93ZM98 123V124H97ZM123 123V124H122ZM129 123V124H128ZM135 123H136V125L138 126V128L139 127H141V129L140 130H138V128H137V126L135 125ZM148 123V124H149ZM156 123H158V124H156ZM79 125L81 128H82V130H81V132H80V127L79 128H77V126H76V128H75V125ZM99 125L98 127H97V125ZM104 124V125H103ZM139 124V125H138ZM162 125V127H164V129L163 128H161L160 126ZM23 125V126H24ZM48 125V126H47ZM100 125L102 126V128L100 127ZM141 125V126H140ZM142 125H145L146 126V128H145V126H143L144 127V129L142 128ZM2 127H3V125H1ZM15 126H16V128H19L18 130H20V132L21 133H23L22 135H19L20 133H17V129H13V128H15ZM18 126V127H17ZM20 126H21V124H20ZM22 126V127H23ZM51 126V127H50ZM62 126L63 127H65V128H63V130H64V132H63V130H62ZM105 128H104V127ZM128 126V127H127ZM131 126H134V127H136V128H134L133 127V129H132V127ZM159 126V127H158ZM174 126V127H173ZM180 125H178L177 127H179ZM183 126V125H182ZM26 127V126H25ZM33 127V128H32ZM150 127V128H149ZM9 130V132L7 133V134H11V133H13V134H11L10 136L8 135V137H7V135H3V134H5V132L7 131V129ZM27 128H25V129H27ZM61 128V129H60ZM99 128H101V129H99ZM104 128V129H103ZM166 128H167V130H169V131H171V133H169V134H167L169 131H167L166 132V134L167 135H165V136H167V138H166V140H165V142L166 143H162V147L160 146H157V148H159V149H154V148H152L151 149V146H156L157 144H156V142H158V145L160 144L159 142H161V140H162V142H164V140L162 139V138H164V132L166 131ZM188 128V129H187ZM46 129V130H47ZM60 129V130H59ZM76 129L77 130H79V132L80 133H83V134H81V135H84L83 137L79 134V132L77 131V133L79 134V135H76V136H74L73 135V138H72V136H70V135H72V132L73 131H75V132H73V134L74 133H76ZM106 129V130H107ZM113 129H114V131H113ZM134 130L135 131V129H136V132H139V131H141V132H139L140 134L141 133H143V134H145L144 136H143V134L141 135V139H143V137H145L143 140H141L140 139V136H139V133H138V135H136V137L134 136V138H132V136L134 135L130 130ZM150 130V132H151V129L153 130L154 129V131H156V133H157V136L156 135H152V134H155V132H149V130ZM17 130V131H16ZM61 130H62V132H61ZM67 132H66V131ZM142 130H144L143 132H142ZM165 130V131H164ZM16 131V132H15ZM83 131V132H82ZM87 131V132H88ZM92 131H90V132H92ZM95 131V130H94ZM98 131H99V133H98ZM118 131V132H119ZM11 132V133H10ZM19 132V131H18ZM32 132V133H33ZM52 132V133H51ZM70 132V133H69ZM89 132V133H90ZM106 132V131H105ZM117 132V133H118ZM132 133V135H131V133L127 136V134L128 133ZM135 132V133H136ZM182 132V133H181ZM27 133L30 135V138L28 137V135H27ZM31 133V134H32ZM35 133H33V134H35ZM42 133V134H41ZM60 133H62L63 134V136H64V139H63V136L60 134ZM70 135H69V134ZM88 133V134H89ZM111 133H109V134H111ZM127 133V134H126ZM188 133V132H187ZM68 134V135H67ZM87 134V135H88ZM91 134L92 133H90V136H91ZM137 134V133H136ZM148 134L149 135H152V137H154L155 136V138H154V140L156 139V142L153 140V138H151L150 136V139L149 140H152L151 141V143L148 141V138H147V136H148ZM258 134H259V132H258ZM257 134V135H258ZM261 134V133H260ZM260 134L258 135V136H260ZM18 135H19V137H18ZM24 135V137H25V135H27L26 137H25V139L28 137L29 139H30V142L26 139H22V138H20V136L22 137ZM51 135V136H50ZM66 135H67V138H68V136L69 137H71V138H69V140L66 138ZM168 135H170L171 137H169ZM6 136V137H5ZM14 136H15V138H14ZM16 136L18 137L17 138V140H16ZM31 136H33L32 138L34 139H32L31 138ZM61 136H62V140H64V141H66V139H67V142H69V143H67L70 147H69V149H68V146H66L67 144H65L64 143V141H62L61 140ZM80 136V137H82V138H80L79 137V140L80 139H82V140H80L81 142L80 143H84L85 145H87V146H83V147H81V144L79 143V141H78V137ZM98 136H100V134L98 135ZM104 136V137H103ZM107 136H109V135H107ZM138 136H139V139L141 140L140 141V152H141V154H142V156H143V158H142V156L140 157L139 156V148H138V146H139V140L137 139L138 138ZM264 136V134L262 133V137ZM9 137H13V142H11V139H9ZM52 137V138H51ZM157 137V138H156ZM162 137V138H161ZM261 137V136H260ZM261 137V138H262ZM4 138H6V139H4ZM54 138H55V140H57V142L54 140ZM138 140H136V139ZM147 138V139H146ZM171 138V139H170ZM173 138H174V140H173ZM176 138H180V139H182V141H183V143H185L186 144V146H185V144H183V146L182 147H180L181 146V143H180V141L178 142V140H176ZM8 139V140H7ZM15 139V140H14ZM18 139H22L21 141L19 140L18 141ZM38 139H40V140H42L43 142H41L40 141V143L42 144V146L39 144V143H37L36 141H38ZM53 139V140H52ZM110 139V138H109ZM114 139V140H113ZM132 139V140H131ZM133 139H135L137 142H138V144H136L135 145V140H133ZM148 141V144H151L150 146H148V144H146V140ZM159 139V140H158ZM161 139V140H160ZM169 139V140H168ZM252 139V140H251ZM263 139V138H262ZM10 140V141H9ZM27 141L28 143H30V144H28L27 142H24V141ZM36 140V141H35ZM49 140V141H50ZM61 140V141H60ZM72 140V141H71ZM73 140H74V142H75V140H76V147L73 145V144H75L74 142H73ZM87 140V139H86ZM85 140V141H86ZM158 140V141H157ZM168 140V141H167ZM171 140V141H170ZM264 140V139H263ZM11 142L10 144H14V145H11V146H13V147H8L7 145H6V148H4L5 147V143L6 144H9L8 142ZM24 143H23V142ZM73 143H71V142ZM83 141V142H82ZM105 141V142H104ZM129 141H135L134 143H129V145L130 144H134L135 145V148H137V150L138 151H135L136 149L135 148H132L133 146L131 145V148H129L130 146L128 145V143L127 142H129ZM170 141V142H169ZM175 141H177L179 144H177ZM185 141V142H184ZM245 141V142H244ZM5 142V143H4ZM14 142H17V145H16V143H14ZM18 142H21V143H18ZM37 143V144H34V143ZM39 142V141H38ZM47 142V143H46ZM62 142V144H60ZM120 142H122L124 145H126V146H123V149L122 148H120V147H122V146H120ZM136 142V143H137ZM153 142H155L154 143V145L152 144ZM168 142V143H167ZM174 142L176 143V144H174ZM263 142V143H262ZM261 143L263 144H261L260 143V145L262 146V148H263V146H264V141H262ZM23 143V144H22ZM26 143L29 145V151L31 150L30 149V147L32 148L34 145H37L38 146V149H39V151H38V149L36 150L35 149V147L36 146H34L33 147V151L31 150V152H29L28 150L26 151L25 149H24V147H23V145L25 144L26 145ZM63 143H64V145H63ZM70 143H71V145H70ZM103 143V144H102ZM244 143V144H243ZM0 144V145H1ZM10 144H9V146H10ZM49 145V146H47V145ZM57 144V145H56ZM80 144V145H79ZM96 144V145H95ZM123 144H121V145H123ZM28 145H26V149H27V146ZM39 145L41 146V147H39ZM63 147H62V146ZM79 145V146H78ZM97 146V150H96V147L95 146ZM115 145H113V146H115ZM138 145V146H137ZM161 145V144H160ZM174 145H179V150H176L177 152L175 153V149H178V148H175L174 147ZM259 145V146H260ZM43 146H47V147H43ZM61 146V147H60ZM109 146V147H108ZM43 147V148H42ZM48 147H50V150H49V152H52V150H53V152L52 153H54V152H56V153H59L58 155H53V157L55 156V158H53L52 157V159H53V161H54V163H52L53 161L51 160V156H52V153H49L48 152V150H46V149H49ZM52 147V148H51ZM66 148V152H69V154L68 153H65L64 151H62L63 149H65ZM87 147V148H86ZM89 147H91V149H93V150H91ZM95 148V152L93 153V154H95L96 155V152H100V154L101 155H98V153H97V155L98 156H108V155H110V156H108V159H110L112 162H110L112 165H117V166H119L120 164H119V162L121 163V165L122 164H124V166H126L128 163V161L127 160H129V161H131L130 163H132L133 161L132 160H134V158H135V160H136V158H138V157H140V158H138V160H137V162H139V163H141L140 165H142V163L146 166L145 168L144 167H141V166H139V168H138V166L137 165H135L137 162L134 160V162H136V163H134V165L133 166H136L139 170H142V169H144L143 171V173H141L142 171H139L136 167H134V169L135 170H132V171H134L133 173L131 172V169L133 168V166H132V168L130 169V168H127V167H129L128 165H132V164H128L127 165V167L126 168H124V167H122L121 169L119 168V167H117V166H115V167H117V171H116V168H114L113 166H110L111 164H109V162L108 163H104V166H102V165H100L101 163L103 164V162H100L101 160L100 159H102L103 158V160H104V158L105 157H99L100 159H98V157L97 156H95V155H93L92 154V152L94 151V148ZM148 147H150L149 149H151V150H155V152H153V154H150V153H152L151 152V150H149L148 149ZM176 147H178V146H176ZM0 148H1V146H0ZM2 148H1V150H2ZM23 148V149H22ZM40 148H42V149H44V148H46L45 150H42V149H40ZM61 148V149H60ZM70 148L73 150H70ZM82 148V151H83V153H82V151L80 150ZM83 148H85V149H83ZM90 150H89V149ZM98 148H100V149H98ZM127 148H129L130 149V151H129V149H127ZM156 148V147H155ZM161 148V149H160ZM240 148H242L241 150H240ZM20 149H22L23 150V152H25L26 151V153H24V154H27V152H29L27 155H25L24 156V154L23 153H21L22 152V150L21 151H19ZM54 149H56L55 151H54ZM59 151H58V150ZM122 149V150H121ZM133 149H134V152L133 153H135V154H138L137 156H135V154H133L132 153V156L134 157H132L131 155H130V153H131V151H133ZM150 151H148V150ZM169 149V150H168ZM245 149H247L246 147H245ZM25 150V151H24ZM38 151V152H36V151ZM68 150V151H67ZM70 150V151H69ZM85 150V151H84ZM87 150V151H86ZM126 151V150H128L129 152H128V154H127V152H124V151ZM149 152L148 153V156L146 155L147 154V151ZM240 150V151H239ZM61 151V152H60ZM72 151V152H71ZM89 151H91V153H89V155H88V152ZM119 151H121V152H119ZM142 151H146V153L144 154V153H142ZM169 151H171V152H169ZM187 151V152H186ZM263 151V155H264V149L262 150ZM3 152V153H2ZM4 152L6 153L5 155H6V157L7 158H5V155H4ZM48 152V153H47ZM71 152V153H70ZM86 152V158L87 159H83L82 157H84L83 155H84V153ZM160 152L162 153V154H160ZM243 152H244V154H243ZM38 153V154H37ZM55 153V154H56ZM63 153V154H62ZM79 153V154H78ZM120 153V154H119ZM124 153V154H123ZM184 153H186V154H184ZM51 154V156H49ZM72 154V155H71ZM78 154V155H77ZM126 154L128 155V156H126ZM144 154V155H143ZM153 155V158H154V160H153V167L155 168V170H156V168H157V171H155V172H153V173H155V175H157V176H155L153 173H151V169L153 168H151L148 164L149 163H147V162H149V161H151V159L152 158H150V160L149 159H147V158H149V157H152V156H150V155ZM168 154V155H167ZM181 154H183V155H185V156H188L189 154V156H188V161H187V163H188V165H190V166H187V168L185 167H183V165L180 163L181 161H179L180 160V158L179 157H182L181 156ZM241 154H243V155H241ZM47 155V156H46ZM61 155V157H62V160H61V157H59ZM89 156V158H88V156ZM91 155V156H90ZM93 155V156H92ZM126 157V159L124 158L123 159V157L124 156ZM247 155V156H248ZM262 155V156H263ZM2 156V155H1ZM45 156H46V158H45ZM78 156V157H77ZM146 156H147V158H146ZM169 156H171V157H169V159H167ZM185 156H183V157H185ZM237 156V157H236ZM249 156V157H250ZM62 161H60V160H58V161H56L58 158ZM76 157V158H75ZM84 157V158H85ZM95 157H97V159L95 160ZM167 157V158H166ZM264 157V156H263ZM6 159V160H4V161H6V163L3 161V159ZM11 158H12V160L13 161H11ZM24 158H25V160H27L26 162H29V163H26V164H30L31 162H34V159H35V161H36V163H38L37 162V160L40 162V164H36L35 162H34V164L32 165V163L30 164V166H28L29 168V171L30 170H33L34 171V173H35V171H37V173H35V174H33V175H35L34 177L36 178V174L38 175V173H39V175L42 177V174H43V177L42 178H44V180L42 181V182H44L43 184L41 183V185H43L42 187H43V189H42V187L40 188V184L39 183H36L37 185L39 184V186H36V184H35V182L36 181H38V179L40 180V182H41V177L40 176H37V180L35 179V178H33L32 177V174H29V173H27V172H29V171H27L28 169L26 168L27 167V165L24 163L25 162V160H24ZM27 158V159H26ZM29 158H30V160H29ZM45 158V159H44ZM80 158V159H79ZM83 159V161H81L82 159ZM107 158V157H106ZM105 158V160H107ZM121 158V160L119 161V159ZM142 158V159H141ZM171 158H172V161L170 162V161H168V160H171ZM186 158V157H185ZM251 158H254L253 156H251ZM73 159H78V161H77V164H76V161L75 160H73ZM92 159V160H91ZM167 159V160H166ZM187 159V158H186ZM24 160V161H23ZM32 160V161H31ZM46 160H48V163H47V161ZM73 160V161H72ZM86 162H88L87 160H91V161H93V162H91V163H86ZM99 160V161H98ZM102 160V161H103ZM104 160V162H106ZM123 160V161H122ZM124 160H126L127 162L125 163V161ZM143 162H142V161ZM176 160V161H175ZM179 161V163H177L178 161ZM202 160V164H203V162H204V165H202V167H204V173H202L201 175H195V171H198L199 170V166H200V164H198V162L197 161H201ZM255 160L256 161H258L256 158H255ZM264 160V159H263ZM46 161V162H45ZM73 163H72V162ZM75 161V162H74ZM94 161H97V162H95L94 163ZM119 161V162H118ZM141 161V162H140ZM260 161V160H259ZM258 161V162H259ZM57 162H58V164L60 165L61 163V165H62V167H60L59 165H56L57 164ZM60 162V163H59ZM83 162V165L81 164ZM118 162V164H116ZM124 162V163H123ZM167 162L170 164V163H173V165H174V167L172 168V166H171V164H170V166L171 167H168V165H167ZM260 162H263V161H260ZM260 162H259V164H260ZM42 163H43V165L45 166V168L44 167H42L41 168V171L43 172V173H41V171H40V168L39 169H37L40 165L41 166H43L42 165ZM80 163V164H79ZM86 163V164H85ZM139 163H137V164H139ZM150 163V164H151ZM236 164L237 166H232L233 164ZM10 164V165H9ZM38 166H36V165ZM47 164V165H46ZM53 165V166H50V165ZM63 164H65V165H63ZM71 164H73L74 166H78V168H79V170L80 169H83V166H86L87 168L90 166V169L92 168V165L94 166V164H98V165H96L95 167H96V169H94V168H92L90 171L91 172H93V169L97 172V174L103 169V167L105 168V170H107L106 168H111L112 167V169H115V170H113L114 171V173L112 174H110V172H109V174H108V170L107 171H101L100 172V174H99V176L96 174V172H93L94 173V176L95 175H97L98 177H94L90 172H88V170H84V169H87V168H85L84 167V169H83V171L81 170V171H79L78 170V168H77V166H76V168H72V167H74V166H71ZM81 165L82 166V168H81V166H79V165ZM105 164L108 166H105ZM126 164V165H125ZM177 165V167H179L178 169H182L183 171H184V169H185V171H184V174H183V171H181V172H179L180 174H182V176L180 177V178H185V180H181L180 178H178V176L177 175H179V173L178 174H176L177 172V168H175V166ZM234 164V165H235ZM258 164V163H257ZM258 164V165H259ZM31 165H32V167L33 166H36V168L35 167H33L32 169H30L31 168ZM70 165V166H69ZM89 165V166H88ZM99 165L101 166V167H99ZM144 165H142V166H144ZM148 165V166H147ZM179 165V166H178ZM223 165H225V166H223ZM244 165V164H243ZM260 165H262V164H260ZM26 166V167H25ZM40 166V167H41ZM48 166H49V168H48ZM60 167L59 168V170H56V168H52V167ZM214 166H219V168L218 167H214ZM226 166H228V167H226ZM232 167V168H234V170L236 169V168H238V170L239 171H242V174L245 172H243V170H246V172L247 173H244V176H240V172L237 170L236 172H239V173H236V172H234V170H232V169H229L230 167ZM47 167V168H46ZM69 167V168H68ZM121 167V166H120ZM141 167V168H140ZM149 167V168H148ZM181 167V168H180ZM222 168V170H217L216 168H218V169H221ZM225 167H226V169H229V170H231V172L233 173V175H234V173L237 175L238 174V176H236L235 175V178H225V171H227V173L228 174H230L231 176H232V174H231V172L229 173L228 171L229 170H226L225 169ZM247 167V168H246ZM262 167H264V166H262ZM35 168V169H34ZM54 169V170H52V169ZM71 168V169H70ZM100 168H101V170H100ZM110 168H109V170H110ZM130 169L129 171L132 173H130V174H128L129 176H133L134 174L136 175V177H133L134 179L136 178H138L137 180L135 179H133L132 177H129L128 175H127V177L128 178H132V184H130V179L128 180V184H126L127 186L129 185V187L128 188H131L130 187V185L132 186L133 185V187L134 188H132V189H135V191L134 190H129L128 188H126L127 186H125L124 184H122V183H127V180L124 178L125 176L124 175H126L128 172V170L127 171H125L124 169ZM151 168V169H150ZM184 168V169H183ZM224 168V169H223ZM5 169H6V171H5ZM26 169V170H25ZM46 169V170H45ZM58 169V168H57ZM60 169H61V171H60ZM66 169V170H65ZM70 169V170H69ZM76 170L75 172H74V175L76 174H78V172H80L78 175H77V177H73V173H72V176H71V172H73V170ZM89 169V168H88ZM111 169V170H112ZM146 169V170H145ZM150 169V170H149ZM264 169V168H263ZM5 171V173H4V171ZM45 171V173H47V175L44 173V171ZM49 170H50V172H49ZM55 173H53L52 171ZM98 170H99V172H98ZM104 170V169H103ZM120 170H124V172H127V173H125L123 176L121 175V177L122 178H124L123 180H126V181H123L122 182V179H121V177H120V175H119V177L117 176V175H115V173L116 174H123V173H120V172H118V171H120ZM137 170V171H136ZM153 170V169H152ZM187 170V171H186ZM202 170V169H201ZM203 170H202V172H203ZM224 170V171H223ZM38 171H40V172H38ZM56 171H58V172H56ZM66 171V172H65ZM67 171H70V172H67ZM86 171L88 172V173H90L89 174V176H88V174L86 173ZM148 171H150V172H148ZM161 172L160 174L159 173H157V172ZM224 173H223V172ZM14 172V171H13ZM16 172H14L15 174H16ZM53 173V175H52V173ZM61 174H60V173ZM66 173V175H69V177L68 176H66L65 175V173ZM77 172V173H76ZM82 172H85V176L87 175L89 178H90V176H91V179H89V178H87V179H89V180H87L86 179V177H83L81 174H83L84 175V173H82ZM105 172V173H104ZM187 172V173H186ZM190 172V173H189ZM263 172H264V170H263ZM6 173H9V174H6ZM30 173H32L31 171H30ZM41 173V174H40ZM51 173V174H50ZM57 173V174H56ZM69 173V174H68ZM108 174L109 176H106L105 174ZM149 173V174H148ZM150 173L151 174H153V176H151V177H149L150 176ZM157 173V174H156ZM189 173V174H188ZM198 173V172H197ZM222 173H223V175H224V178H223V176H222ZM3 174H6V177H7V175H8V180H7V178L3 175ZM13 174V173H12ZM29 174V175H28ZM62 174H63V176L65 175V177H63L62 176ZM102 174V175H101ZM103 174H104V177H103ZM185 174H188L189 176L187 177V175H186V177H185ZM241 174V175H242ZM252 174V175H251ZM10 175V176H9ZM17 175V176H18ZM44 175H46L48 178H46V176H44ZM51 175V176H50ZM56 175V176H55ZM113 176L112 177V179L114 178V179H117V178H120V180L118 179V180H116V181H113L112 179H111V177L110 176ZM114 175L116 176V177H114ZM147 175H148V177H147ZM264 175V174H263ZM2 176H0L1 178H3ZM18 176V177H19ZM54 176V177H53ZM57 176H59V177H57ZM62 176V177H61ZM70 176H71V178H70ZM103 178H102V177ZM138 176V177H137ZM161 176V178L159 179L158 177H160ZM248 176V177H249ZM259 176H261V175H257V173L255 174V176L253 175L252 176V178L254 177H259ZM52 178V180L50 181L49 179H51ZM56 177H57V179H56ZM61 177V178H60ZM66 177L69 179V180H67L66 179ZM72 177H73V179H72ZM81 177L83 178V181H82V179H81ZM99 177L100 178H102V179H99ZM107 177V179H111L112 181H110V179H109V181L108 182H104V181H107L106 179L104 180V178H106ZM109 177V178H108ZM126 177V178H127ZM154 177V178H153ZM236 177H238L239 179H237ZM240 177H241V180L243 179H245L244 181H246V183H244V181L242 180H240ZM15 178V179H16ZM46 178V179H45ZM53 178H55L56 179V182H55V179H53ZM80 178V179H79ZM85 178V179H84ZM93 178V179H92ZM95 178H98V179H96L97 180V182H96V180H95ZM147 178V179H146ZM149 178V179H148ZM158 180H156V179ZM173 178H174V181H173ZM259 178H264V176H262V177H259ZM258 178V179H259ZM35 179V181H33ZM60 179V180H59ZM63 179V180H62ZM64 179H66V180H64ZM70 179H72V180H76L77 182L75 183V180L74 181H70ZM150 179H152L151 181H150ZM153 179H155L154 181H153ZM180 179V180H179ZM189 181H188V180ZM228 179V180H227ZM230 179H233L232 181H233V183L234 182H236L237 180H239V181H237V183L236 184H238V182H240V184L237 186L235 183L233 184V183H229V181H230ZM237 179V180H236ZM0 180V184H1V181ZM7 180V181H6ZM81 181V182H84V183H81V185L79 186V181ZM93 180H95L94 182H95V184H94V182L92 183V181ZM134 180V181H133ZM172 180V181H171ZM15 181V180H14ZM17 181V180H16ZM24 182V183H22V182ZM33 182L34 184H32V183H29V185H31V186H35V187H38V189L37 188H34V189H36V191L33 189V188H31V186H28V185H26V182ZM49 181H50V183L52 182V186H54L53 188L54 189H56L55 191H54V193H52V190H54V189H52V188H50V183H49ZM54 181V182H53ZM64 181H66V182H64ZM68 181H70V182H68ZM87 181V182H86ZM88 181L89 182H91V184L92 185H90V183H88ZM100 181H101V183H100ZM137 182L138 181V183L136 184V183H133V182ZM147 181H149L148 183V185H147ZM152 181L155 183V182H158V184L157 183H155L154 184V186H153V184H152ZM180 181H184V183H182L183 185H180L181 184V182ZM188 181V182H187ZM250 180H248V182H249ZM28 182H27V184H28ZM68 182V183H67ZM115 182V183H114ZM3 183V182H2ZM16 183V184H17ZM54 183V184H53ZM56 183V184H55ZM85 183H87L86 185H87V187L85 186ZM174 183H176V185H173ZM185 183H188L187 184V186H185L186 184ZM4 184H6V183H4ZM17 184V185H18ZM21 184H22V186H21ZM24 184V185H23ZM63 184H65V185H63ZM69 184V185H68ZM77 186H76V185ZM89 184V185H88ZM99 184V185H98ZM114 184V185H113ZM116 184V185H115ZM118 184H120V185H118ZM152 185V187L150 186V188H151V190H153V192L149 189V185ZM245 184H247V185H245ZM13 185H14V183H13ZM59 185V187H57ZM75 185V186H74ZM95 185V186H94ZM110 187H109V186ZM124 185V186H123ZM156 185H157V187H156ZM194 185V186H193ZM236 185V186H235ZM10 187V189L11 188H13L12 190H11V195L13 196V197H11V195L8 197L7 195H9L10 194V190H9V187ZM20 186L21 187H24V186H26V187H29L30 189V191L28 190V188H25V189H27L28 191L26 192L25 191V195L24 194H22L21 192L22 191H24V189H22L21 188V190H19L20 189ZM33 186V187H34ZM45 186V187H44ZM46 186H48V187H46ZM66 186V187H65ZM91 186V187H90ZM114 186L116 187V186H119V188H121L122 186H123V189L121 188L120 189V192H122V194L118 191L119 190V188H114ZM121 186V187H120ZM136 186V187H135ZM56 187V188H55ZM60 187H62V189L60 188ZM65 187V188H64ZM67 187H68V189H67ZM74 187V188H73ZM85 187H86V189H85ZM89 187V188H88ZM125 187V188H124ZM148 187V188H147ZM154 187V189H155V191H156V188H157V190L158 191H156V192H158L157 194H156V192L154 191V189H152ZM156 187V188H155ZM229 187H230V189H229ZM236 187H238V188H236ZM46 188H49V189H46ZM57 188H59V189H61V191L63 190V188H64V191L61 193V192H59L58 191V194L60 195L61 194V196H60V198H59V196L58 197H55L54 199H50L51 197H54V195L56 196V194H57ZM91 188V190H92V192H91V190H89ZM93 188V189H92ZM14 189H18L17 191H15ZM39 189H41L40 191H42V194L40 193V191H39ZM52 189V190H51ZM115 189H117V190H115ZM125 189H127L126 191H125ZM139 189V193L140 194H144V197H143V195H141L142 196V199L143 200H141V196L139 195V193H137V190ZM173 189V190H172ZM9 190V191H8ZM15 192H14V191ZM46 190H49V191H46ZM65 190H67V191H65ZM82 190H83V192H82ZM87 190H89V193L91 192V194L93 193V195H91V194H89L88 192H87ZM170 190L172 191V193L170 194V200L171 201H168L167 199V197H169L168 195H169V193H170ZM9 193H8V192ZM31 191H35V193H36V195H37V193H40V195L38 196L37 195V198L35 199L34 197H32L31 195H35V194H32L31 193ZM81 191V192H80ZM132 192V191H134L133 193H134V195H139L140 197H138L137 196V198L136 197H134V196H132L131 197V199L133 198V200H134V203H133V200H129L130 201V203L129 202H127V200L125 199V198H128L129 197V195L131 196L132 194L130 193V192ZM149 193H148V192ZM151 191V192H150ZM230 191V192H229ZM243 193H242V192ZM252 193H251V192ZM263 190H261V192H262ZM14 192V193H13ZM30 192V193H29ZM85 192V193H84ZM116 192V193H115ZM118 192V193H117ZM173 192H175V197L173 196ZM181 194H180V193ZM227 194V195H229V196H227V197H223V194ZM264 192V191H263ZM2 193V194H1ZM7 195H6V194ZM27 193V194H26ZM51 193V195L52 196H50V198L49 197H47L49 194ZM80 193V194H79ZM83 195H82V194ZM119 193L121 194V195H119ZM128 193V195H126ZM147 193H148V197H147ZM151 193H155L158 197H157V199H155L154 201H153V203L154 204H151V200H153L154 199V197L152 196V198H151V196H150V198H149V194H151ZM229 193V194H228ZM234 193H236V196H234ZM250 193V194H249ZM256 193V194H255ZM54 194V195H53ZM63 194V195H62ZM76 194V195H75ZM94 194H96V196L94 195ZM123 194H125V196L123 195ZM145 194H146V196H145ZM225 194H224V196H225ZM233 194V197H235L236 199L235 200H233V198H232V195ZM245 194H244V196H245ZM257 194V195H258ZM262 194V193H261ZM23 195L25 196L24 198H23ZM29 195L31 196V197H29ZM35 195V196H36ZM98 195V196H97ZM123 195V196H122ZM151 195H153V194H151ZM156 195H154L155 197H156ZM172 195V196H171ZM27 196H28V199L30 198L31 199V201H33L34 200V202H30V200H28L27 199ZM43 196V198H41ZM94 196V197H93ZM249 196H247V197H249ZM39 197H40V199H39ZM45 197H47V199L45 198ZM76 197H77V199H76ZM90 197H92V199L93 198H95V200L93 199H91ZM124 197V198H123ZM146 197V199L148 198V202H147V200L146 199H144ZM173 197H174V199L176 200H174L173 199ZM193 197V198H192ZM232 198L230 201H228L229 200V198ZM246 197V196H245ZM5 198H12V199H10V201H12V202H10V201H7ZM15 198V199H14ZM49 198V199H48ZM119 198H121V199H123V200H120ZM134 198H136V200L134 199ZM140 198V199H139ZM166 198V199H165ZM182 199V200H179V199ZM227 199V200H224V199ZM3 199H5L6 201H7V205L5 204L6 202H4L3 201ZM43 200V202H42V204H41V201ZM44 199H46V200H49V202L47 201L46 202V200L44 201ZM79 199L81 200V202L79 201ZM88 199V200H87ZM191 199H189L190 201H191ZM198 200L200 199V202H197L196 203V198L195 199H193L192 201L193 202H195V204H192L191 205V203H193L192 201L191 202H185L184 201V203L186 204H188V205H186L184 208H185V211H188L187 213H190V215H192L195 211H197V212H203V211H205V213L203 212V214H204V218L205 217H207V216H209L210 218H212V216L214 215L212 212V215H211V213L209 212L210 210H208V211H206L211 205H210V203H208L206 200H202L201 198H197ZM40 200V201H39ZM50 200H55V204H56V202H57V205H59V208H58V206H56L54 203L52 204V201H51V203H50ZM57 200V201H56ZM76 200V201H75ZM91 200V201H90ZM126 200V201H125ZM140 202V203H138V201ZM146 200V201H145ZM164 200H165V202H164ZM239 200H241V199H239ZM239 200H238V203H237V205H235V208H236V206H240L239 208H241L242 210L244 209V207L246 206H248L249 205V203H245L244 202V204L245 205H243L242 203V201H240V202H242L241 204L243 205H239ZM27 201H29V202H27ZM92 201H96V203H94V202H92ZM175 201V202H174ZM204 201H206L207 202V204L206 203H204V204H206L207 206H206V210H203L204 208H205V205L203 206V202ZM214 201V202H213ZM247 201V200H246ZM249 201H251V200H248V202ZM6 205H4L3 203ZM44 202L45 203H49V205H50V207L52 206V207H54V205H55V210L58 208V212L56 213V212H54L53 213V211H55V210H53L52 208H49L48 206H46V204L44 205V206H46L47 207V209L49 208V209H51V210H53L52 212H51V210H49L48 209V211L49 212H51V215L50 216H55V215H53V214H57L58 216H59V212H61L60 213V215H63V216H61V217H58V216H56V217H54V218H52V217H49L48 215L49 214H47V213H45L46 215H44V213H43V204H44ZM54 202V201H53ZM80 202V203H79ZM90 202V203H89ZM121 204H120V203ZM138 204H137V203ZM145 204V206L142 204ZM145 202H147V204H151V206L150 205H148V206H150L149 208H148V206L146 205V203ZM164 202V203H163ZM10 203V204H9ZM16 203V204H15ZM28 203H29V205L31 206L30 208L28 207ZM86 203L88 204V205H90L92 208H90V206L88 207V205H86ZM93 203V206L91 205ZM160 203H161V205L162 204H164L165 205V207H164V205H162L161 207H160ZM199 203L204 207H202L201 205H199ZM251 203H252V201H251ZM80 204V205H79ZM85 204V205H84ZM120 204V205H119ZM125 204V205H124ZM137 204V205H136ZM182 204V205H181ZM208 204H209V206H208ZM5 207H3V206ZM17 205V207H15ZM120 206V207H118L117 208V206ZM122 205V206H121ZM130 205V206H129ZM173 205H171L170 204V207L171 206H173ZM7 206H9V211L6 209V207ZM33 206V207H32ZM82 206V207H81ZM152 206H153V208H152ZM156 208H155V207ZM177 206H179V207H177ZM57 207V208H56ZM88 207V208H87ZM115 207L119 210V212H120V214H121V217H119L120 216V214L118 215L117 213H118V210L117 209H115ZM123 207H125L124 208V210L122 211V208ZM130 207V208H129ZM165 208V210H163L164 208ZM170 207L168 208V209H170ZM238 207L236 208V209H238ZM243 207V208H242ZM8 208V207H7ZM27 208H29V210L31 209L32 210V208H33V210H34V208H35V212H33V210L32 211H28V209ZM45 208V207H44ZM163 210V212H162V210ZM171 208V209H172ZM184 208H183V210H184ZM4 209H6V211L4 210ZM90 209V210H89ZM138 209H137V211H138ZM139 209V210H140ZM142 209H144V210H142ZM148 210V211H150V213L147 211V213H149V214H147L145 211L146 210ZM155 209H159V211L161 212V213H159L160 214V216L163 214V216L165 217V218H163V216L162 217H160L159 215H157V214H155V212L157 211H154ZM187 209V210H186ZM210 209V208H209ZM241 209H238V210H241ZM45 210H46V208H45ZM60 210V211H59ZM68 210V212H66ZM114 210H115V214L116 215H118V216H116L113 212H114ZM136 210V209H135ZM135 210H134V212H135ZM151 210H153L154 212H152ZM172 210V211H173ZM8 211V212H7ZM29 212L30 213V216L32 217L33 216V218L34 219H31L30 218V216H29V213H27V215L26 214H24V212L26 213V212ZM47 210H46V212H48ZM65 211V212H64ZM122 211V212H121ZM127 212H129L128 210H126ZM136 211V212H137ZM159 211H157L156 213H158ZM45 212V211H44ZM48 212V213H49ZM140 212V211H139ZM207 212V213H206ZM23 213V214H22ZM34 214V215H32V214ZM53 213V214H52ZM208 213H210V215H208ZM110 214L111 215H115L116 217H113V216H111V217H109L110 216ZM138 214V213H137ZM150 215V216H152L153 217V220H151V217L150 216H147V215ZM157 215V216H159L160 218H161V221H160V218H159V220L157 219L156 220V218L157 217H154L155 215ZM25 215V216H24ZM48 216V218H49V220L47 221L46 219V221L47 222H49V225H51V224H53V227L52 226H49V225H47V222H46V225H45V223H43L44 221H43V217L42 216ZM106 215V216H105ZM109 215V216H108ZM139 215H137V217H136V215H134L136 218H139ZM144 215L146 216V217H148V218H145L144 217ZM11 218V219H8L9 217ZM28 216V217H27ZM105 216V217H104ZM234 215H232V217H233ZM7 217V218H6ZM116 218L115 220H117V221H119V223L120 222H122L123 224H124V222H125V225H123V224H118V222L117 221H115L113 218ZM123 217V218H122ZM129 217V218H130ZM135 217H132V218H135ZM142 217H144L143 219H142ZM231 217V216H230ZM230 218V220L232 221H230L231 223H229V222H227V223H229L230 225L231 224H234L235 222L234 221H236V219H235V217H233V218ZM5 218H6V221H5ZM19 218V219H18ZM20 218H22V219H20ZM23 218L25 219H27V220H29V223L31 224V229L28 227V229H29V231H31L32 232V230H33V235H32V233L30 232V234H31V236L30 235H28L29 233L28 232H26L28 229H24V233H25V235H21L20 234V230L19 229H23V228H27V226H26V224H24V225H22V221H23ZM43 218V219H42ZM51 218V219H50ZM60 218V219H59ZM118 218H120L121 219V221L120 220H118ZM163 218V219H162ZM172 218V219H171ZM210 218H206V220L208 221V219L210 220V221H212V222H210L211 223V226H214L215 227V225H216V228H217V226L219 225V226H221L220 224H218L217 225V218L215 217V215H214V217H213V219H210ZM216 218V219H215ZM1 219H3V220H1ZM20 220L21 221V223H20V221H18L19 222V224H21V226H25V227H21L19 224H17L16 223V221H15V223H12V220ZM122 219L123 220H125V221H122ZM127 219V218H126ZM188 219V218H187ZM27 220H24V221H26V223H27ZM54 220V221H53ZM58 220H59V222H58ZM130 220V222H131V218L129 219ZM147 220H146V222H147ZM170 220H172V221H170ZM176 219H174V221H175ZM188 220H190V219H188ZM2 221V222H1ZM52 223H51V222ZM107 221V222H106ZM110 221H113L114 222V224H112L113 222H110ZM144 223H143V222ZM157 221H160L159 223L157 222ZM217 221V222H216ZM11 223V225L10 226H8V224H10ZM14 222V221H13ZM32 222H34V223H32ZM117 222V223H116ZM142 222V223H141ZM150 222H147V223H149L151 226H152V224L150 223ZM153 222V223H154ZM171 222V223H170ZM248 223H249V221H247ZM29 223H27V225L29 226L30 224ZM141 223V224H140ZM144 224V226H146L147 225V227H148V225L149 224ZM158 223V224H157ZM16 224V225H18V226H16L17 227V230H16V227L14 226V225ZM42 224H44L46 227H48V228H46V230L47 231H49V229L51 230V231H49L48 233H49V236H53L52 238L50 237V238H47L48 236V234H47V232H46V230H45V226H43ZM6 225L9 227H7V231H8V229L10 230V231H12V232H14V234L12 233V232H10V231H8V233L9 234H7V233H3L6 229ZM38 225H39V227H38ZM111 225L114 227V228H111ZM120 225H122V227L123 226H125V228L123 227H120ZM130 227H132L133 226V223L132 224H128ZM12 226V227H11ZM13 226L15 227L14 229H13ZM43 226V227H42ZM133 226V227H134ZM12 229H11V228ZM19 227H21V228H19ZM50 227H52V229L50 228ZM108 227V228H107ZM110 227V228H109ZM117 227H120L119 229L120 230H122V231H120ZM134 227V228H135ZM150 227V226H149ZM57 228V229H56ZM103 228H105V229H103ZM134 228H132V229H134ZM204 228L206 229V227L204 226ZM112 230L113 229V234H114V232H116V235H115V237H116V239H115V237H113L112 238V232L111 231H109V230ZM116 229H118V230H116ZM127 229H129V228H127ZM204 229V231L206 232V230ZM217 229H219V228H217ZM222 228L220 227V230H221ZM19 230V231H18ZM39 230V231H38ZM54 230V231H53ZM105 230V231H104ZM135 230V229H134ZM7 231H5V232H7ZM17 231V232H16ZM22 231V230H21ZM37 232V233H43V231L44 232H46V234L47 235H44V233H43V235L41 236L40 234H38L39 236H41V237H38V235H37V237L38 238H41L42 239V241H43V239H45L46 240V242L49 240V242H50V239H54V240H51L52 242H50V243H48L47 242V244L48 245H50V247L48 246V245H45L44 243H41V241H39V240H41V239H34V241L36 242L37 240L40 242L39 244L40 245H42V246H38L39 244L38 243H35L33 240L31 241L30 240V238L29 237H32V236H36V234L37 233H35V232ZM57 231V232H56ZM59 231V232H58ZM117 231H120V232H117ZM16 232V233H15ZM23 232V231H22ZM52 232H54V233H56V234H54V233H52ZM62 232V233H61ZM98 232H100V233H98ZM111 232V233H110ZM210 232V231H209ZM12 233V234H11ZM19 233V234H18ZM27 233V234H26ZM53 234V235H51V234ZM61 235V234H63V235H61L60 237H59V234ZM111 235H110V234ZM211 233V232H210ZM103 234H105V235H103ZM27 235V236H26ZM55 235H57V237H59L58 238V240H56L55 238H56V236ZM194 235H199V234H195L194 233ZM211 235H212V233H211ZM34 236V237H35ZM45 236V237H44ZM54 236H55V238H54ZM143 236V235H142ZM63 237V238H62ZM99 237V238H98ZM0 238V239H1ZM48 240H47V239ZM60 238H62L61 240H59ZM102 238V239H101ZM105 238L107 239V241H105ZM109 238H110V240H111V238L112 239H114L113 240V242H112V240L110 241L109 240ZM145 238V237H144ZM32 239V238H31ZM120 239V238H119ZM44 240V241H45ZM102 240L103 241H105V243H107V242H109V243H107V244H105V243H102L101 244V242H102ZM109 240V241H108ZM53 241H55V243L53 242ZM31 242H32V244H31ZM63 242H65V247L63 248L62 247V249H61V246H64L63 245ZM113 244H112V243ZM119 242H121V239H120V241ZM146 243L147 241L145 240H142V243ZM226 242V241H225ZM35 245H34V244ZM53 243V244H52ZM57 243V244H56ZM61 243H62V245H61ZM83 243V244H82ZM86 243V244H85ZM36 244H38V245H36ZM55 244V245H54ZM81 244H82V246H81ZM85 244V245H84ZM110 244H112L113 246V249H112V247L111 248H107V247H109L110 246ZM226 244H230L233 248H235L236 249V247H235V245L232 243L231 244V242L229 241L228 242V240H227V243ZM5 245V246H4ZM28 245H30L29 247H28ZM35 248V250H33V247ZM56 245H58V247H60V248H58ZM81 246V247H83V245H84V247L86 248L87 246L89 247V248H86V249H90L89 251L91 252V250L93 251V252H88V250H86V253H83V252H85V250H84V248L83 249H81V250H83V252L82 251H78V250H80V247L79 246ZM90 245V246H89ZM103 245H107V247L105 248ZM127 245V244H126ZM214 245V244H213ZM36 246H38L37 247V251H36ZM43 246H46L45 248H44V250L45 251H47V253L43 250ZM77 246V247H76ZM25 247H28V248H25ZM104 248V251L102 250L103 248ZM23 250H22V249ZM30 248H32V249H30ZM40 248H42V249H40ZM47 248H48V250H47ZM56 248V249H55ZM76 248V250H74ZM78 248V249H77ZM117 248V249H118ZM133 249L135 248L134 246L132 247ZM131 248V249H132ZM25 249V250H24ZM27 249L29 250V251H31V252H28L27 251ZM40 249V250H39ZM102 250V252L104 253V257H106V258H104L102 255H103V253L101 254V250ZM109 250L110 251V253L108 254L107 252H106V250ZM129 249H130V246H129ZM136 249V248H135ZM39 250V251H38ZM56 250H57V252L59 253V252H64V254H62L65 258V263H61L62 262V260L61 261H59L60 259H58L57 260V258H62L63 259V257H61V254H60V257H59V254H57L58 255V257L56 256ZM62 250V251H61ZM126 250V251H127ZM37 252V253H32V252ZM41 251V253L43 254H41L40 253V255H39V252ZM99 251V252H98ZM133 251V253L136 251H134V250H132ZM16 252V253H15ZM28 252V253H27ZM45 253V255H44V253ZM77 252V253H76ZM79 252H81V253H79ZM87 252H88V254H87ZM96 252H98V254L100 253L101 255H99V256H101V258L97 255V254H95ZM115 252V253H114ZM2 253H3V255H2ZM13 253V254H12ZM66 253V254H65ZM78 253L80 254V255H78ZM90 253V254H89ZM93 253V254H92ZM5 254H7V255H5ZM12 254V255H11ZM14 254H17V255H15L14 256ZM25 254V258L23 257V255ZM29 255V256H27V255ZM31 254V255H30ZM35 254V255H34ZM74 254H77V255H74ZM84 254V255H83ZM106 254V255H105ZM108 254V255H107ZM214 254L215 255H218V251L217 250H214ZM88 255H90L89 257H88ZM94 255H97L96 257H95V259L97 260L98 258L99 259H101V260H99L98 259V261H94L95 259H94ZM121 255H123V254H120L119 253V259H117V261H118V263L120 262L121 264H123L122 262H121V259H122V256ZM14 256V257H13ZM41 256V257H40ZM43 256V257H42ZM76 256H79V257H81V258H79V257H76ZM111 256V255H110ZM112 256V257H113ZM120 256H121V259H120ZM11 259H10V258ZM28 257V258H27ZM46 257V258H45ZM66 257H67V259H66ZM69 257V258H68ZM104 259H103V258ZM183 257H185L186 258V256L184 255ZM7 258V260H5ZM45 258V259H44ZM80 259L79 261H77L78 259ZM117 258V257H116ZM26 259V260H25ZM53 259V260H52ZM56 259V260H55ZM64 259H63V262H64ZM92 259H94L93 261H92ZM106 259V260H105ZM28 260V261H27ZM29 260H31V261H29ZM33 260V261H32ZM37 261V262H35V261ZM50 260H51V262H50ZM66 260H68L69 262H67L66 263ZM85 260V261H84ZM2 261H3V263H2ZM4 261H6L5 263H4ZM55 261H57V263L55 262ZM58 261H59V263H58ZM103 261V262H102ZM186 261V260H185ZM55 262V263H54ZM72 262V261H71ZM71 262H70V264H71ZM107 262V261H106ZM73 263V262H72ZM75 263H73V264H75ZM119 263V264H120ZM44 264V263H43ZM108 264H110L109 262H108Z\"/></svg>",
  "mask_w": 264,
  "mask_h": 264
},
{
  "label": "bare ground",
  "instance_id": "bare-ground-1",
  "mask_svg": "<svg viewBox=\"0 0 264 264\" xmlns=\"http://www.w3.org/2000/svg\"><path fill=\"white\" fill-rule=\"evenodd\" d=\"M18 1H20L19 3H21V0H18ZM18 1H15V0H0V2H2V3L0 4V10H3V8L6 7L5 5H11V6H12V7L9 8V9H8V7H6L7 9L4 8V14L9 13V15H10L11 17H10L8 14L3 15V14H2V11H0V42H1L0 45L3 44L2 47L5 46L3 49H2L1 46H0V61H2V62H8V63H10V65H11V64H15V63H13V62H15V58H17V56H16L17 54H18V55H19V54H22V56H23V54H24V47L27 48V47L29 46L28 42H29V43H32V42L28 41V38H30L29 40H31L32 37H34V38H33L34 40H35L36 38H37V40H38V39L40 38V36L43 35L44 32L47 33L48 30H49L48 33H50V34L52 33V35H53V33H54L56 36H58V38H57L56 40L52 41V43H50L51 40H53L54 38H53V39H52V38L49 39V38H50V35H49V37L47 38V39H49V40H48V42H47V40L44 39V38H46L47 35L44 34L45 37L42 38V36H41L42 40L40 39L41 42H42L43 44L46 45L47 43H48V44L50 43V44L52 45L51 47H53L54 44H55L56 47H55V46H54V47H55V49H57V45H58V43L61 42V44H62L64 41L67 42L68 38H67V36L65 35V33L68 34L69 32H68V30H67V32H66V30H64V29H67V28H64L63 31H65V33H63V32H62V28L65 26V24H67V25L70 24V23H69L70 21H68V23L66 22V20H67L66 18H67V17H66V16L64 17L62 11H63V10H66V11H67L68 8H70L71 6L73 7V5H72V3L70 2V0H67V1H64V2H63L62 0H60V1H62V3H61L59 0H56L57 3L60 2V3H59L60 6H59V4H58V5L55 4V3H56L55 0H54V1H51V3L53 2V4L55 5V6H53V4H51L52 7H51V6H47L48 3H47V5L45 6L43 3H41L43 0H42V1L40 0V3H39V4H40L41 8H39V4H38L39 0H30V1H29V0H22V3H21V4H19ZM31 1H32V3H33V2L36 3V4L33 3V5L35 4V5L37 6V4H38V7H37V8H38L39 10H40V9H41V10H44L45 7H46L45 9L47 10L48 7H51L52 10H51L50 8H48V9H49L48 11H50V12L46 11V13H45V14L48 13L47 16H49V14L54 15L55 12H56V14H57V13H60V11L62 10L61 12H62L63 17L61 16V13H60V16H59V17H58V15H57V16L54 15V17H57V19H59V18L61 17L62 20H64L63 22H65V23H63V24H64L63 27H61V25H63V24L61 23L62 20H61V22L59 23V25H57L56 22H57L58 20H57L56 18H54L52 15L49 16V18H48L46 15H44V16H45V17H44V16H43V12H45V10L42 11V12H41V10H40V12H37V10H38V9H37V10H35V11H36L37 13H41V14H42V15H38L39 17H40V16H43L45 19H47V18L50 19V17H53V18H51V20H49L50 23L53 24V25L51 24V25L53 26L51 29H53V28L55 29V24L57 25V27L60 26L59 29H58L57 27H56V28L59 30V32H60V30H61V32L63 33L64 37L61 35V34H62L61 32H60L61 34H60L59 32H58V33L56 32V33H57V34H56V33H55L56 30H54V29L51 30L50 28L47 29V27H51V25H50V26H49V25L47 26V23L49 24V22H47V21H46V22L44 21L46 25L43 23V26H42V27L38 24V27L40 26L41 29L38 30V31H36V33L40 34V32L42 31V28H43V29H45V28L47 29V31H46V30H43L44 32L42 31L43 33L41 32V34L38 35L39 38H38V37H35V36H37V34L31 37V35L35 34V32H34V33H33V32H30V34H29L30 37H29V36H28V38L26 37V34L29 33V31H28L27 29H24V28H23V27H25V23H26L25 20H26V19L28 20V18H30V21H28V22H32V21H31L32 19H33V21H34L35 17H36V19H37V17H38V16L36 15L37 13H36V14H32L33 12H30V13H31L32 15H36L35 17H34V16H31L30 14L27 15V13H29V11H32V10L34 11V9H36V7L33 8V9H31L32 6H33L32 3L29 4V2H31ZM46 1H47V0H46ZM46 1L44 0V2H46ZM48 1H49V0H48ZM48 1H47V2H48ZM72 1H73V0H72ZM109 1H110V0H109ZM109 1H108V3H109ZM115 1H116V0H115ZM115 1H114V2H115ZM117 1H119V0H117ZM117 1H116V4H118ZM123 1H124V0H123ZM123 1H121L120 3H123ZM128 1H130V0H128ZM217 1H218V0H217ZM231 1H232V3H233V0H231ZM238 1H239V0H238ZM240 1H241V0H240ZM243 1H244V0H243ZM249 1H250V0H248V1L246 0L245 4H247V2H248V4H249ZM252 1H254V0H251V4H250V6L256 4V0H255V3H252ZM260 1H261V0H260ZM263 1H264V0H263ZM3 2H4V3H3ZM16 2L18 3V5H17ZM54 2H55V3H54ZM65 2H66V3H68V2L71 3V5H69V3L67 4V7H68L67 9L64 8L65 6L62 7V5H61V4H63V3L66 4ZM89 2H90V1H89ZM104 2L107 3V0H105ZM110 2H111V1H110ZM114 2H111V3H114ZM131 2H132V0H131ZM134 2H135V0H133V2L131 3V5L134 4ZM221 2H225V0H222V1L220 0V3H221ZM234 2H236L235 4H237V6L235 5V8H237L240 4H241V5L238 7V9H240V7L242 8V4H243V3H240V2H239V3H240V4H239L236 0H234ZM5 3H6V4H5ZM23 3H25V5H30V6L32 5V6H31V8L28 7V10H25V9H27V8H24V4H23ZM73 3H74V2H73ZM96 3L98 4L99 2H98V1L93 2V5H94V6H92V3H91V5H90V6L93 7V11H92L93 13L90 12L92 9H91V10L89 9V8H92V7H89V5L87 6V7H89L88 9L90 10V11H89V12H90L89 14H91V13L94 14V7L97 6V5L95 6ZM100 3H101V2H100ZM100 3H99L98 5H99V6H103V8H101V9H104V5H105V3H104V5H103V4H100ZM111 3H110V4H111ZM120 3H119V4H120ZM125 3H126V2H125ZM177 3H178V2H177ZM177 3H176V4H177ZM182 3H183V2H182ZM186 3H187V2H186ZM186 3H185V4H186ZM215 3H216V2H215ZM218 3H219V2H218ZM220 3H219V4H220ZM226 3H229V4H230L229 1H228V2H225L224 4H226ZM2 4H3V5H2ZM4 4H5V5H4ZM41 4H43V5H41ZM49 4H50V3H49ZM129 4H130V3H129ZM135 4H137V2H135ZM173 4H174V3H173ZM176 4H174V5H176ZM185 4H184V5H185ZM219 4H218V5H219ZM229 4H228V5H229ZM233 4H234V3H233ZM233 4H230L231 6H229V7L232 8ZM238 4H239V5H238ZM15 5L19 6L20 8H19V7H15ZM123 5H125V4L123 3ZM123 5H121V7H123ZM153 5H154V3H153ZM159 5H160V7H161V6L163 5V3H161V4H159ZM166 5H167V4H166ZM178 5H179V7H181V4H180V3H179ZM178 5H176V7H177ZM187 5H188V3H187ZM226 5H227V4H226ZM21 6H23L22 8L24 9V12L27 11V13H25V14L27 15L28 18L25 17L24 12H23L24 15L21 14L22 11H23V10H21V9H22ZM58 6L61 7V8H60V9H57ZM99 6H98V7H99ZM106 6H107V5H106ZM106 6H105V8H107ZM109 6H110V5H109ZM115 6H116V5H115ZM117 6H119V5H117ZM125 6H126V5H125ZM135 6H136V5H135ZM135 6H134V7H135ZM185 6H186V5H185ZM185 6H184V7H185ZM221 6H222V4H221ZM221 6H220V7H221ZM1 7H2V9H1ZM54 7H55V12L53 11ZM85 7H86V6H85ZM111 7H114V6L111 5L110 8H111ZM129 7L131 8V7H133V6H129ZM158 7H159V6H158ZM162 7H165L164 9H166V6L163 5ZM167 7H168V6H167ZM171 7H172V6H171ZM174 7H175V6H173V8H174ZM176 7H175V8H176ZM179 7H178L177 9H179ZM186 7H187V6H186ZM190 7H191V6H190ZM190 7H189V8H190ZM229 7H227V10H226V11H230V8H229ZM243 7H244V8H243L244 11H243V10H242V11H243L244 13L246 12L245 9L248 11V9L250 8L249 11H250V10L252 11V9H251L252 6L249 7V6L246 5V6H243ZM245 7H247L248 9L245 8ZM17 8H18V9H17ZM42 8H43V9H42ZM73 8H75V7H73ZM117 8H118V7H117ZM117 8H114V11H115V9H117ZM125 8H126V7H125ZM125 8H124V9H125ZM130 8H128V9H130ZM175 8H174V9H175ZM222 8H223V6H222ZM224 8H225V6H224ZM224 8H223V9H224ZM233 8H234V7H233ZM233 8H232V9H233ZM16 9H17L18 11H17ZM56 9H57V10H56ZM76 9H78V8H76ZM76 9H72V10H75V11H76ZM95 9H96V8H95ZM97 9H99V8H97ZM101 9H99V10H101ZM120 9L123 10L122 8H120ZM158 9H159V8H158ZM161 9H163V8H161ZM161 9H159V10L157 11V14H160V16L162 17V12H163V14H164V11H166V10H163V11L160 13ZM169 9H170V10H169ZM174 9H173V10H174ZM181 9L183 10V8H181ZM181 9H180V10H181ZM186 9H187V8H186ZM232 9H231V10H232ZM256 9H257V8H256ZM58 10H59V12H57ZM72 10H69V11L71 12ZM79 10H80V9H79ZM86 10H87V8H86ZM108 10H109V9H108ZM117 10H118V9H117ZM121 10H120V11H121ZM125 10H127V9H125ZM167 10H169V12H173V13H174V11H175L176 9L173 11V10H171V8L168 7ZM189 10H190V9H189ZM191 10H192V9H191ZM221 10H222V9H221ZM20 11H21V13H20ZM80 11H81V10H80ZM95 11H96L95 14H94V15H91V16H94V17H95V15H96V16L98 15L97 10H95ZM103 11H104V10H103ZM112 11H113V10H112ZM114 11L111 12V13L113 14ZM118 11H119V10H118ZM118 11H116V13H117ZM127 11H128V10H127ZM186 11L188 12V10H186ZM222 11H223V10H222ZM224 11H225V9H224ZM226 11H225V12H226ZM233 11H234V10H233ZM235 11L239 13V10H235ZM242 11H240V12H242ZM249 11H248V13H249ZM5 12H6V13H5ZM18 12H19V13H18ZM53 12H54V13H53ZM72 12H73V11H72ZM77 12H78V14H80V12H79L78 10H77ZM99 12H102V11H99ZM104 12H105V11H104ZM121 12H122V11H121ZM128 12H129V11H128ZM150 12H151V11H150ZM178 12H179V11H178ZM258 12H259V10H258ZM34 13H35V12H34ZM83 13H85V12L82 11L81 14H83ZM86 13H87V12H86ZM96 13H97V14H96ZM109 13H110V11H109ZM165 13H167V12H165ZM175 13H177V11H176ZM244 13H242V17H244V16H243ZM250 13H251V12H250ZM250 13H249V14H250ZM256 13H257V12H256ZM72 14H73V13H72ZM76 14H77V13H76ZM76 14L74 13L73 15H74L75 17H77ZM103 14H106V13H103ZM103 14H102V15H103ZM118 14H119V12H118ZM120 14H121V13H120ZM120 14H119V19H120V17H121ZM122 14H123V12H122ZM126 14H127V16H128V13H125L124 15H126ZM151 14H152V13H151ZM155 14H156V12H155L154 14H152V17H153V15H154V16H155V18H154L155 20H156L157 18L159 19L160 16L157 15V14L155 15ZM167 14H168V13H167ZM167 14H164L166 17L163 16V18H162L163 20H164V19H167V16H168ZM239 14H240V13H239ZM246 14H247V13H246ZM246 14H245V15H246ZM249 14H247V15H249ZM253 14H254V10H253L252 15H251L250 17H253ZM257 14H260V13H257ZM257 14H256V15H257ZM29 15H30L31 17H33V18H31ZM106 15H107V14H106ZM106 15H105V16H106ZM110 15H111V14H110ZM124 15H123V16H124ZM129 15H130V14H129ZM170 15L173 16V14L170 13L169 16H168V18H169V17L171 18ZM175 15H176V14H175ZM256 15H255L254 17H256ZM3 16H4V17H7V16H8L9 18H8V17H7V18L9 19V21H8V19L6 20ZM78 16H80V15H78ZM83 16H84L83 19L85 20L87 14H86V15H83ZM103 16H104V15H103ZM130 16H131V15H130ZM158 16H159V17H158ZM24 17H25V19H22V18H24ZM39 17H38V18H39ZM80 17H82V15H81ZM88 17H89V16H88ZM99 17H100V15H99ZM101 17H102V16H101ZM101 17H100V18H101ZM111 17H112V15H111ZM152 17H151V18H152ZM156 17H157V18H156ZM161 17H160V18H161ZM174 17H175V16H174ZM246 17H247V16H245L244 18H246ZM258 17H260V16H258ZM263 17H264V16H263ZM13 18H15V19H13ZM16 18H18V19H16ZM19 18L22 19L23 22H25V23H24V24H23V23H22V24L20 23L21 25L19 24V28H16V27L18 26V25H17L18 20H19L20 22H22V20H20ZM44 18L40 17L41 20H42V19L44 20ZM61 18H60V19H61ZM64 18H65L66 20H65ZM68 18H69V17H68ZM95 18H96V17H95ZM100 18H98V19L100 20ZM102 18H103V17H102ZM122 18H123V17H122ZM151 18H150V19H151ZM175 18H176V17H175ZM235 18H236V16H235ZM10 19H13V20H10ZM36 19H35V20H36ZM40 19H39V21H41ZM52 19H53V20H52ZM54 19L57 20V21H55ZM60 19H59V21H60ZM69 19H70V18H69ZM69 19H68V20H69ZM109 19H111V18L109 17ZM119 19H115V20H118V22H120ZM130 19H131V17H130ZM130 19H129V21H130ZM145 19H146V18H145ZM237 19H238V18H237ZM242 19H243V18H242ZM247 19H252V18H248V17H247ZM247 19H246V20H247ZM16 20H17V21H16ZM27 20H26V21H27ZM37 20H38V19H37ZM37 20L35 21V23H36V22L40 23V22L37 21ZM70 20H73V19H70ZM86 20H87V18H86ZM89 20H90V19L88 18V21H89ZM91 20H92V19H91ZM96 20H97V19H96ZM96 20H95V22H93V24H94V23H95V24H98V22H99V24H100V22H101V25L104 24V23H102V21H98V22H97ZM101 20H102V19H101ZM111 20H114V19H111ZM131 20H132V19H131ZM142 20L144 21L143 17H142V19H139V22L142 21ZM163 20H162V21L160 20V24L163 23ZM169 20H170V19H169ZM235 20H236V19H235ZM239 20H240V19H238V21H239ZM244 20H245V19H244ZM244 20H243V22H244ZM263 20H264V18L262 19V21H263ZM10 21H11V22H10ZM12 21H14V22L16 21V22H15L16 24H14ZM51 21H52V22H51ZM82 21H83V20H82ZM104 21H105V24H104L105 26L109 24V23H108V22H109L108 20H107L108 22H107L106 20H104ZM104 21H103V22H104ZM125 21H126V20L124 19V20H123V23H122V21H121V23H122V24H125V23H126ZM129 21H128V22H129ZM133 21L135 22V20H133ZM133 21H132V22H133ZM136 21H137V20H136ZM143 21L141 22V24L143 23V24L148 25L147 22H145V21H147V20L144 21L145 23H144ZM148 21H149V20H148ZM238 21H237V22H238ZM28 22H27V23H28ZM53 22H55V23H53ZM83 22H84V21H83ZM106 22H107L108 24H107ZM113 22H115V21H112L111 23L113 24ZM118 22H116V23H114V24H115V25H116V24L118 25V24H119ZM124 22H125V23H124ZM128 22H127V23H128ZM151 22H154V20L152 19ZM156 22H157V20H156ZM240 22H241V21H240ZM33 23H34V22H33ZM89 23H92V22L90 21ZM121 23H120V24H121ZM127 23H126V24H127ZM157 23H158V22H157ZM157 23L155 24L156 27H157V25H158ZM245 23H246V22H245ZM73 24H74V22H73V23L71 22V25H73ZM99 24H98V30H102L101 28H103V30H104V27H105V26H104V27H103V26L101 27ZM120 24H119V25H120ZM128 24H129V23H128ZM128 24H127V26H128ZM134 24H135V25H133V28H132V24H130L131 26H128V28L130 27L129 30H131V28H132V30H133V29H138V28H140V27L136 28V25H138V22H137V24H136V23H134ZM143 24H142V25H143ZM150 24H151V23H150ZM150 24H149V25H150ZM152 24H154V23H152ZM152 24H151V25H152ZM14 25H15V26H14ZM16 25H17V26H16ZM22 25H23V27H21ZM44 25H45V26H44ZM67 25H66V27H67ZM119 25H118V26H119ZM142 25H140V26H142ZM155 25H152V26H155ZM236 25H237V24H236ZM238 25H239V22H238ZM238 25H237V26H238ZM46 26H47V27H46ZM92 26H93V25H92ZM99 26L101 27L100 29H99ZM109 26H111V24H109ZM112 26H113V25H112ZM118 26H117V27H118ZM127 26H125V27L127 28ZM138 26H139V25H138ZM162 26H163V24L160 25V27H162ZM262 26H263V27H259L260 29L256 30L255 32L253 31L254 34H252L251 38H249V39H250V42H251V43H250V44H251V47H250L249 51L247 52V54L249 53L250 55L255 54V57H256V60H257V63H258V67H256V70H260V72H262V70H263V69L261 70L260 67H259V58H260V56L262 55L261 53H264V23H263ZM20 27L23 28L25 31L27 30V32H25V31H23V32L20 31V29H21ZM40 27H39V28H40ZM73 27H74V25H73ZM88 27H89V26H88ZM94 27H95V26H93V28H94ZM106 27H107V26H106ZM106 27H105V28H106ZM115 27H116V26H115ZM115 27L113 26V28L116 29V31H117V29H118V30H119V29L121 30V28H123L124 26L122 27V26L120 25V28H115ZM134 27H135V28H134ZM146 27H147V26H146ZM146 27H144V29H145ZM78 28H80V27H78ZM78 28H76V30H77ZM95 28H96V27H95ZM95 28H94V29H95ZM111 28H112V27H111ZM111 28H110V30H111ZM128 28H127V30H128ZM148 28H149V27H148ZM150 28H151V26H150ZM150 28H149V29H150ZM240 28H241V25H240L239 29H240ZM23 29H22V30H23ZM37 29H38V28H36L35 30H37ZM88 29H89V28H88ZM94 29H93V30H94ZM114 29L111 30L112 32H111L109 29L104 30V31H103V32H104V37H105V34L107 33V32L105 33V31H107V30H109L108 32H110V34H113V35H114V33H115V35H116L118 31H117V32H114V31H115ZM149 29H148V30H149ZM153 29H154V27H153ZM163 29H164V28L162 27L161 30H163ZM241 29H243V28H241ZM241 29H240V30H241ZM35 30H34V31H35ZM58 30H57V31H58ZM76 30H75V28H74V32H75ZM89 30H90V29H89ZM95 30H96V29H95ZM98 30L95 31V32L97 33ZM113 30H114V31H113ZM124 30H125V32L128 33V31H127L126 29H124ZM145 30H147V28H146ZM145 30H144L143 32H147V31H145ZM159 30H160V28H159ZM159 30H157V31H159ZM161 30H160V31H161ZM199 30H200V28H199ZM39 31H40V32H39ZM50 31H52V32H50ZM79 31L81 32V30H79ZM121 31L123 32V29H122ZM121 31H120V32H121ZM149 31H150V30H149ZM151 31L153 32V30H151ZM151 31H150V32H151ZM160 31H159V32H160ZM164 31H165V30H164ZM250 31L252 32V30H250ZM18 32H19V33H22L23 35H25V36H23V35L20 34L21 37L23 36V39H22L20 36H18V35H19ZM70 32H71V31H70ZM77 32H78V31H77ZM90 32H92V30H91ZM95 32H94V35H95ZM113 32H114V33H113ZM125 32H123V33H125ZM134 32H135V36L137 35V32H138V34H139V30H138V31L136 30V31H134ZM143 32H142V33H143ZM155 32H156V31H155ZM159 32H157V33H159ZM251 32H249V33H251ZM24 33H25V34H24ZM71 33H72V32H71ZM71 33H70V34H71ZM98 33H99V32H98ZM100 33H101V32H100ZM100 33H99V34H100ZM148 33H149V32H148ZM246 33H247V32H246ZM59 34H60V35H59ZM73 34H74V33H73ZM73 34H71L70 37H72ZM75 34H76V33H75ZM90 34H91V33H90ZM90 34H89V35H90ZM92 34H93V33H92ZM108 34H109V33H108ZM131 34H133V33H131ZM143 34H145V33H143ZM155 34H156V33H155ZM155 34L153 35V37L159 39V38H162L163 35H164L165 33H164V34L161 33L162 36L159 37V38L156 37V36L159 35L160 33L157 34L156 36H155ZM183 34L186 35V33H183ZM89 35H86V36H89ZM106 35H107V34H106ZM115 35H114V36H115ZM123 35H125V34H123ZM123 35H122V37H123ZM139 35H141V34H139ZM139 35H138V38L146 36V35H144V36H140V37H139ZM149 35H152V34L149 33ZM56 36H55V37H56ZM59 36L63 37V39H62L63 42L61 41V39L59 40L60 42L57 41V40L59 39ZM76 36H77V35H76ZM79 36L81 37V35H79ZM79 36H77V37L73 36V38H70V39H74V37H75V39L77 38L78 40L83 39V38L79 39ZM97 36H99V35H97ZM107 36H108V35H107ZM120 36H121V35H118V38H116L117 36L114 37L115 39H117L118 43H119V39H121V38H119ZM126 36H128V34H127ZM132 36H133V35H132ZM135 36H134V38L137 39ZM248 36H249V35H248ZM18 37H19L20 39H22V40L20 41ZM25 37H26V39H25ZM51 37H52V36H51ZM61 37H60V38H61ZM65 37L67 38V40H64ZM68 37H69V34H68ZM89 37H92V38L89 39ZM89 37H88V39L91 40V42H93V41H94V40H93V37H94V36H93V35H92V36L90 35ZM100 37H101V34H100ZM111 37H112V35H111ZM111 37H110V38H111ZM129 37H131L130 34H129V36H128V39H130V40H128V41H131L132 39H134V38L131 39V38H129ZM186 37H187V36H186ZM249 37H250V36H249ZM66 38H65V39H66ZM94 38H96V37H94ZM105 38H106V37H105ZM107 38H108V37H107ZM107 38H106V39H107ZM112 38H113V37H112ZM112 38H111V40H112V41H115V39L113 38V39H114V40H113ZM146 38H147V36H146ZM146 38L144 37V39H146ZM148 38H149V36H148ZM151 38H152V36H151ZM151 38H150V39H151ZM155 38H153V39H155ZM16 39L19 40L21 46H20V44L18 43V41H16ZM24 39L26 40V42L28 41V42H27L28 46H27V44L25 43V40H24ZM33 39H32L31 41H33ZM70 39H69V40H70ZM77 39H76V40H77ZM84 39H85V37H84ZM84 39H83V40H84ZM88 39H87V40H88ZM97 39H100V38H96V42L100 41V40L97 41ZM108 39H109V38H108ZM150 39H148V40H150ZM153 39H152V40H153ZM227 39H228V38H227ZM69 40H68V42H69V44H70V46H71L75 41L72 42L73 40H72V41H69ZM85 40H86V39H85ZM122 40H124V38L121 39L120 41H122ZM125 40H126V41H125ZM125 40H124V42H127V43H128L127 39H125ZM139 40H141V39H139ZM139 40H137V43H136V44H138V41H139ZM152 40H150V42H151ZM22 41H24V42H22ZM49 41H50V42H49ZM117 41H116V42H117ZM134 41H136V40H134ZM134 41L132 40V42H134ZM145 41L148 43L147 40H145ZM145 41H144V42H145ZM155 41L158 42V40H155ZM155 41H153V42H155ZM227 41H228V40H227ZM21 42H22V43H21ZM33 42H34V41H33ZM39 42H40V41H38V43H39ZM41 42L39 43V44H41V46H39V44L36 43V41L34 42V44L36 43V44H35L36 46L38 45V46L36 47L37 49H38L39 47H41V48L44 47V45H43V47H42V43H41ZM88 42H89V41H88ZM106 42H108V41H106ZM109 42L111 43L110 40H109ZM116 42H114L113 45H114V44H117V45H118V43H116ZM142 42H143V39H142ZM144 42H143V43H144ZM172 42L174 43V41H172ZM17 43H18V44H17ZM23 43H25V45H26L27 47H26ZM71 43H72V44H71ZM79 43H80V42H79ZM79 43H78V44H79ZM110 43H107V46H108V47L111 46ZM129 43H131V42H129ZM129 43H128V44H129ZM134 43H135V42H134ZM228 43H229V41H228ZM34 44L32 43L31 45H34ZM50 44H49V45H50ZM56 44H57V45H56ZM65 44H66V43H63V45H61L62 48L64 47ZM67 44H68V43H67ZM74 44H76V42H75ZM78 44H76V45L78 46ZM108 44H110V45H108ZM139 44H141V43H139ZM154 44H155V43H154ZM174 44H176V43H174ZM22 45H23V48H22ZM49 45H46V46H45L46 48L44 47L45 49H47L46 51H48V48H47V47H48ZM76 45H75V46H76ZM80 45H81V44H79V47H80ZM113 45H112V46H113ZM119 45H120L119 48H120V47L122 48L121 44H119ZM132 45H133V44H132ZM142 45H144V44H142ZM142 45H141V46L139 45L140 47H139V46L137 47V46H135V44H134V48L136 47L134 50H136L137 48H141V49L139 50V52H140V51H141L142 49H144V47H145V46H144V47L142 48ZM176 45H177V44H176ZM58 46H59V45H58ZM68 46H69V45H68ZM70 46L68 47V48H69L68 50H66L65 47H64L62 50H59V49H61V48L59 47V48H58V51L54 49V51L56 52V55H53V54H55L54 51H53V53H52L53 57H56V58H57V56H59V54H60L61 56H62V55L64 56L65 54H66V55L68 54V56H70V52L72 51V49H70ZM75 46H74V45L71 46V47H74V48H73L74 50L71 52V54H73V56H74V53H75L76 51L79 52V51L81 50V49L78 50L79 47L77 48V46H76V47H75ZM104 46H105V45H104ZM104 46H103L102 44H100L101 49H99V50H102V47H104ZM107 46H106V47H107ZM112 46H111V47H112ZM114 46H116V45H114ZM114 46H113L112 48H114ZM129 46H130V44H129ZM177 46H178V45H177ZM33 47H35V46H33ZM51 47H49V48H50V51H51V49H53V48H51ZM98 47H99V46H98ZM100 47H99V48H100ZM108 47H107V48H108ZM111 47H109V49H110ZM178 47H179V46H178ZM28 48H29V47H28ZM30 48H31V47H30ZM36 48H35V49H36ZM41 48H39V50H40ZM44 48L41 49V50H43V51L40 50V55H39V53H38V54H37L38 56H37V55L35 54V53H36V52H35L34 54H33V53L31 54V55H33L34 58L30 56L31 58H30L29 60H27V61L24 60L28 66H27L26 64H24V65H26V66L23 65V62H22V60H21L22 57L20 58L21 55H19V57L16 59V60H18V61H16V62L21 63V64H19V65H16V64H15V65L17 66L18 71H19L18 74H19V75L21 74V76H18V79H19V80L22 79V77H23L22 81H24V82H25L26 84H28V85L31 83V81H33V82L31 83V85H32V84H34V82H37L36 80H38V79L41 80V79L43 78V77H42V78H40V77H41V75L43 74V72L46 71L47 69L50 71V72H49V71H48V72L51 74L50 76H49V74H48L49 77H48V76H47V77H48V78H50V77H51V78L54 77V76H52V74L55 72V71H54V68H53V67H55V66H53V65H54V62L56 61V58H55V61H53L54 59H53V57H52L53 60L51 59V56H50V55H51V52H50V54H49V51H48L47 54L49 55L48 58H50V59H49L48 61H46L45 64L47 63L46 65H48V63L50 62V60H51V62L53 61V65H52V63H50L49 65H50V66L52 65V69H53L54 72L51 71V70H52L51 68L49 69V67H50L49 65H48L49 67L45 65V67H47V69H45V70H41L42 68L44 69V65L42 64V61H44L45 58L42 56L43 53H41V52H46ZM81 48H82V50H84V52L81 50L83 53H80V55H82V54L86 55V54L89 52V51L87 52V50H86L85 48H83V46H82ZM112 48H111V51H112V52H115ZM115 48H116V47H115ZM115 48H114V49H115ZM119 48H118V49H119ZM145 48H146V47H145ZM33 49H34V48H32V51H31V52L34 51ZM37 49H36V51L38 52L39 50H37ZM64 49H65L66 51H65ZM75 49H77V50H75ZM104 49H105V47H104ZM104 49H103V50H104ZM109 49H108V50H109ZM122 49H123V48H122ZM131 49H133L132 46H131ZM63 50H64L65 52L68 51L69 53H68V52H67V53H63V52H64ZM69 50H71V51H69ZM85 50H86L87 53L85 52ZM105 50L107 51V49H105ZM115 50H116V49H115ZM120 50H121V49H120ZM120 50H119L118 52H121V53H122V50H121V51H120ZM59 51H60V52L63 51V52H62L63 54L59 53ZM106 51H105V52H106ZM125 51H126V50L123 51L124 53L122 54V57H123V55L125 54ZM136 51H138V50H136ZM234 51H235V50H234ZM234 51H233V53H232V52H231V53H232L233 55H236L237 52L235 51L236 53H234ZM57 52L59 53L58 55H57ZM73 52H74V53H73ZM78 52H76V53L79 55ZM97 52H99V51H97ZM108 52H109V54L111 53L110 50H109V51H107V55H108ZM116 52H117V51H116ZM116 52H115V57H119V56L121 55V53L119 54V56H117L118 54H117ZM126 52H127V51H126ZM128 52H129V53H130V52L132 53V51H128ZM133 52H134V51H133ZM143 52H144V53H146V52L148 53V50L145 51V49H144ZM151 52H152V51H151ZM76 53H75V54H76ZM85 53H86V54H85ZM99 53L102 54V52H99ZM137 53H138V52H135V53H132V54L134 55V54H137ZM140 53H141V52H140ZM140 53H139V54H140ZM147 53H146V56L148 55V57H149V55H150V51H149V54H147ZM153 53H154V52H152L151 55H152ZM12 54H16V55H14V56H16V57L13 58L14 56H13ZM45 54H46V53H45ZM89 54H90L89 56L91 57V60H92V59L96 60V59H98V58H96V57H98V56L101 55V54H100V55L98 54V56H97V54H96V55L94 54V55L96 56V57H95L96 59H95V58H93L94 55H91L90 52H89ZM116 54H117V55H116ZM127 54H128V53H127ZM259 54H261V55H259ZM34 55H36L38 58H40L41 56H42L41 58H44L43 60L40 58V60H39L38 63H37L36 61H34V62L37 64V65L35 64L36 67L38 66V64H40V65L42 64V66H43V67L41 66V69H40L39 66H38V68H39L40 70H38V69L33 70V71L35 72V74H36V76L34 75V77H36L35 79H33L34 77L31 76V75H33V74H31V72L33 73V71H32L31 69H32V68H36V67H34V62H33V59H35V56H34ZM87 55H88V54H87ZM102 55H103V56H101V58L104 57V53H103ZM112 55H113V57H114V54H113V53L110 54L109 56H112ZM143 55H144V54L142 53V56H143ZM154 55L157 56V54H153V57L150 56V57L152 58V60H154V59H153V58H154ZM61 56H60V57H61ZM68 56H67V57H68ZM71 56H72V55H71ZM127 56H128V55H127ZM127 56H125V57H127ZM136 56H138V55H136ZM136 56H135V57H136ZM139 56L141 57V55H139ZM164 56L167 57L168 55L166 56V54H165ZM258 56H259V58H258ZM37 57H36V59H37ZM46 57H47V56H46ZM60 57H58L56 63H57V62H60L61 59H63L62 57H61V58H60ZM67 57L65 56L66 59H67ZM74 57H75V56H74ZM74 57H73V58H74ZM85 57H88V56H85ZM107 57H108V56H107ZM107 57H106V58H107ZM113 57H111V59H112ZM122 57H119V58H122ZM140 57H139V58L136 57V59H142V57H141V58H140ZM150 57H149V58H150ZM170 57H171V56H170ZM172 57H173V55H172ZM172 57H171V58H172ZM174 57L176 58V56H174ZM238 57H239V56H238ZM262 57H264V54L262 55ZM19 58H20L21 62H19ZM71 58H72V57H71ZM71 58L69 57L68 60L71 59ZM104 58H105V57H104ZM104 58H103V59H104ZM106 58H105V59H106ZM108 58H109V57H108ZM132 58H133V57H132ZM132 58H131V55H130V58H129V59H131V61H134V59L132 60ZM171 58H170V59H171ZM182 58H184V57H182ZM46 59H47V58H46ZM46 59H45V60H46ZM75 59H76V58H75ZM89 59H90V58H89ZM115 59H116L115 62H116L118 65H116V63L113 62V61H114V59H113L112 62L114 63V65L111 66L112 68L110 67V68H111V72H112V70H114V71L117 70V68H119V66L122 67V68H120V69H123V68L126 67V66L123 67V64H121V62H122L123 60L120 59V60H121V61H120V60H117L118 58H115ZM123 59H124V57H123ZM156 59H157V58H156ZM159 59H160V56H158V60H159ZM172 59H173V61L175 60L174 58H172ZM180 59H181V57L179 58V60H180ZM41 60H42V61H41ZM58 60H60V61H58ZM64 60H65V59H64ZM72 60L74 61V59H72ZM98 60H100L99 62H101V63L103 62V64L105 63L104 60H103V61H102L101 59H98ZM182 60H183V62H184V59H182ZM37 61H38V59H37ZM40 61H41V63H40ZM65 61H67V60H65ZM70 61H71V60H69L68 63H69ZM107 61H108V60L106 59V62H107ZM117 61H118V62H117ZM126 61H129V60H127V58H126V60H124V62H126ZM131 61H129L130 63L127 62V64L129 63L130 65H132L134 62L131 63ZM139 61H140V60H139ZM164 61H165V60H164ZM171 61H172V60H171ZM180 61H181V60H180ZM180 61H179V62H180ZM2 62H1V64L3 65ZM25 62H24V63H25ZM71 62H72V61H71ZM77 62H79V61H77ZM88 62H89V64H90V60H89ZM135 62H136V61H135ZM174 62H175V61H174ZM174 62H170L172 65H174V67H173V66L170 64V65L173 67V70H174V71H177V73H181V72H182V70H181V69H182V68H181V63H183V62H180V64H179V63H178V60H177V63H178L179 65H178L176 62H175V63H174ZM56 63H55V64H56ZM60 63L62 64V62H60ZM92 63H93V62H92ZM97 63H98V62H97ZM97 63H96V64H97ZM119 63H120V65H119ZM136 63H137V62H136ZM136 63H135V64H136ZM139 63H140V62H139ZM4 64H5V65H4V66H5V69H7L8 71L2 69V68H1L2 66L0 65V66H1V67H0V89L4 90V91L6 92V96H2V95H1V92H0V96H2V98L0 97V109L3 108V109H4V110L2 109L3 111H7V112L9 111L8 113L6 112V114H5L7 117H8V115H9V117H10V116H13L12 113L9 114L11 111H12V112L16 111V112L13 113V114H14L13 118H10V119H14V118H15L14 121L16 120V121L19 122V125H18V126L21 127V128H23V131H24V130L28 131L29 129L27 128V125H24V124H26V123L23 122V120H24L25 122L27 121V120L24 119V118H26V116H27L26 119H28V115H27L28 112H26V110H27V105L25 106L26 108L23 109V110H25V112L22 111V110L20 109L21 107H20V108L18 107L22 101H25V99L28 98V96H23V98H24V97H25V98H24L22 101L20 100V101H21L20 103H19V100H18V99L22 98L21 94L23 93L22 95H24V93H26V92H27V93H26L25 95H30L29 97H31V98L33 99V98H34V97H32L33 94H34V96H37V95H35V94H37V93H34V92H36L35 89L37 88V92H38V91H41L40 89L38 90V87H39L40 84L42 85V82L40 81L41 83H40V84L38 83V84H39L38 87H35V88H32V87H31L32 89L35 90V91L33 90L34 92H33L32 95H31V92L28 93V91H30V89L27 90L28 87H26V85H25L26 88L24 89V90H26V92L23 91L22 93L19 94V92L22 91V89L24 88V86L21 85V88H20V86L18 85V83H12V82H10L7 78H4L5 75H6V77H10V76H11V73H12L13 71L16 70V67L14 66L15 69L13 70V68H14L13 65H12V66H8L9 64H6V63H4ZM57 64H58V63H57ZM77 64H79V63H77ZM77 64H76V61H74V63L72 62V67H75V65L77 66ZM94 64H95V63H94ZM99 64H100V63H99ZM99 64H97L96 66L94 65V66H95L94 69H96V70H95L96 72H97V71L99 72L101 69H104V67H105V66L102 67L103 65L101 64V67H102V68H101L100 66H98ZM127 64L124 63V65H127ZM137 64H138V63H137ZM137 64H136V65H137ZM163 64H164V63H163ZM175 64H177V65L180 66V67L175 66ZM58 65H59V64H58ZM64 65H65V62H64ZM64 65H63V66H64ZM70 65H71V64H70ZM105 65H106V64H105ZM115 65H116V66H115ZM139 65H141V64H138L137 68L139 67ZM161 65H162V63L160 64L159 71H161L160 69L163 67V65H162V67H161ZM4 66H3V68H4ZM59 66L62 67L61 65H59ZM81 66H83V65L81 64ZM85 66H86V65H85ZM85 66H84V67H85ZM97 66H98L100 69H99V68H96ZM117 66H118V67H117ZM142 66H143V65H142ZM142 66H140V68H141ZM8 67H9V68H8ZM10 67H13V68L10 69ZM25 67H27V68L29 67L30 69H28V70H30V71L28 72L27 69H26ZM69 67H70V66H69ZM69 67H65V68H67V71H66V72H65V70H64L63 67H62V69H63L64 71L61 72L62 75L64 74V72H65V75H66V73H68V69H69V70L72 69V70H71L72 72L69 71L71 74H68V75H72V77L69 76L71 79L69 80V79H68L69 77L67 76V79H68L69 81H68V80L64 81V80L66 79V77H65V78L63 77V79H62V76H61V74H60L59 72H58V73H59L60 76H57V75H58V74H56L57 72L54 73L53 75L56 74V78H57V80L61 77V80L64 81V82H66V84H67V82H70L71 80H73V77H74V80H76V78H77L76 76H78L79 74L76 75V76L73 75L72 73L74 72V71H73L74 68L71 67V69H70ZM79 67H80V65H78V67L75 68L76 73H80V74L83 73V74H84V73H86L87 71H89L88 73L90 74L91 69H89V70L83 72L82 70L84 69V67H83L82 69L79 68ZM86 67H87V66H86ZM86 67H85V69H87ZM90 67H91V66H90ZM90 67H88V68H90ZM114 67H116V69H114ZM130 67H131V66H130ZM132 67H133V66H132ZM176 67H178L179 69H178V68H177V69H178V70H181V71L178 72L177 69L175 70L174 68H176ZM78 68L81 69V70H79ZM91 68H92V67H91ZM133 68H135V66H134ZM137 68H135V69L138 70ZM140 68H139L138 72H139V71H142V69L144 68V66H143V68H142L141 70H140ZM150 68H151V67H150ZM155 68H156V67L153 68V71H154ZM258 68H259V69H258ZM9 69L12 70L11 73L9 72V71H10ZM92 69H93V68H92ZM98 69H99V70H98ZM120 69H118L116 72H117V73H118V72L121 73V71H119ZM129 69H130V68H129ZM144 69H145V68H144ZM162 69H163V68H162ZM37 70H38V72H37ZM104 70H105V69H104ZM136 70H134V71H136ZM156 70L158 71L157 68H156ZM247 70H248L247 72H249L248 75H250V74H251V75L254 74V71H252V70L250 69V67H247ZM39 71H41L42 73L40 72V73H41V74H40ZM77 71H79V72H77ZM125 71L127 72L126 69H125ZM162 71H163V70H162ZM162 71H161V72H162ZM245 71H246V69H245ZM51 72H52V73H51ZM81 72H82V73H81ZM101 72H102V71H101ZM106 72L109 73L108 71H106ZM106 72H105V73H106ZM111 72H110V75H112ZM128 72H130V71H128ZM131 72H132V70H131ZM138 72L136 71L137 74H138ZM161 72H160V73H161ZM257 72H258V71H257ZM257 72L255 71V74H257ZM27 73H28V74H27ZM29 73H30L31 75H30ZM38 73H39L40 76H38ZM45 73H47V71H46ZM76 73H75V74H76ZM91 73H92V72H91ZM93 73H95V72L93 71ZM102 73H103V72H102ZM112 73H113V72H112ZM117 73H116V74H117ZM120 73H118V74H120ZM123 73L125 74V72H123ZM133 73H134V72H133ZM139 73H141V72H139ZM156 73H157V72H156ZM263 73H264V72H263ZM3 74H4V77H3ZM89 74H87V75H89ZM95 74H96V73H95ZM95 74H93V75H94V78L96 77ZM116 74H115V75H116ZM118 74H117V75H118ZM124 74H123V77L117 76V77H118V80H119L120 78H121L120 80H123V78H124V76H125ZM130 74H131V73H130ZM134 74H135V73H134ZM137 74H135V75L137 76ZM157 74H158V73H157ZM157 74H156L155 78H156L157 76H158L157 78H160L159 76H160L161 74H158V75H157ZM245 74H246V73H245ZM1 75H2V76H1ZM12 75H14V74L12 73ZM27 75H30V76H31L30 78H31L32 80H29V78H28ZM44 75H45V74H44ZM65 75H64V76H65ZM84 75H85V74H84ZM87 75H86L85 77L89 78ZM93 75H91V76H93ZM97 75H98V74H97ZM102 75H103V74H102ZM102 75H101V77H100V76H99V77H100V78L104 77V75H103V76H102ZM106 75H107V74H105V77H104V78H107V76H108L109 74H108L107 76H106ZM120 75L122 76V74H120ZM14 76H15V75H14ZM45 76H46V75H45ZM45 76H44L43 80L45 79ZM112 76H113V75H112ZM128 76H130L129 73H128V75L125 76V77H127V79H129ZM136 76H135V78H133L132 75H131L130 77H132L131 79H135L134 81L139 85V83L136 81V80H137V79H136ZM2 77H3V78H2ZM19 77H20V78H19ZM58 77H59V78H58ZM75 77H76V78H75ZM85 77H84V78H85ZM99 77L97 78L98 81L100 80ZM119 77H120V78H119ZM14 78H15V77H14ZM37 78H38V79H37ZM48 78H47V79H48ZM113 78H116V77H113ZM157 78H156V81L158 82V84L155 83V85L157 86V85H160V84H164V85H160V86L164 87V86H165V83H164V82H161L159 79L157 80ZM15 79H17V78H15ZM18 79H17V80H18ZM78 79H80V76H79ZM85 79H86V78H85ZM97 79H96V80L93 79V80H95V81H93L92 78H91V79H88L89 82L91 81L89 84H91L92 81H93L94 84H95V85L93 84L94 86H96V84H97V85H101V86H103V85L105 86V84L102 85V82L100 83V81H99L100 84H99L98 82L95 83V82L97 81ZM108 79H109V77H108ZM111 79H112V77H111ZM124 79H125V78H124ZM131 79H130V80H131ZM150 79H151V80L153 79V81H155L154 78H150ZM34 80H35V81H34ZM43 80H42V81H43ZM49 80H50V79H49ZM53 80H54V78H53L52 81H51V84H52V85H53V83H54ZM86 80H87V79H86ZM112 80H113V79H112ZM116 80H117V78H116ZM118 80H117V82H118ZM120 80H119V81H120ZM54 81L56 82V80H54ZM78 81H79V80L76 81V82H77V83H76L77 85L79 84ZM81 81H82V80H81ZM101 81H102V79H101ZM107 81H108V80H107ZM107 81H106V82H107ZM125 81H126V80H125ZM125 81H124V82H125ZM131 81H132V80H131ZM134 81H132V83L130 84L131 86H132V84H133V86H132V87H131L130 85H129V86H130L131 89L136 90L139 86H137L136 83H133ZM159 81L161 82L160 84H159ZM256 81H258V80L255 79L254 85L257 86V87H256V91H257V90L259 91V87H261V86H259V85H260V81H259V82H256ZM19 82H20V81H19ZM43 82H44V84H45L46 81L44 80ZM57 82H60L61 84H59V83H54V84H55V85H58V84H59V85H62V84H63L60 80L57 81ZM72 82H73V81H72ZM72 82H71V83H72ZM87 82H88V81H87ZM103 82H104V79H103ZM106 82H104V83H106ZM122 82H123V81H122ZM129 82H130V81H129ZM73 83H74V82H73ZM81 83H83V81H82ZM81 83H80V85H81ZM107 83H108V82H107ZM118 83H119V82H118ZM120 83H121V81H120ZM21 84H24V83L21 82ZM68 84H69V83H68ZM68 84H67V85H68ZM89 84H88V85H89ZM125 84H126V85H125ZM135 84H136V87H137V88L134 86ZM246 84H247V83H246ZM31 85H29V86H31ZM41 85H40V88L42 89L43 87H41ZM64 85H65V84H64ZM73 85H75V84H73ZM88 85L86 86V87H87L86 90H88ZM91 85H92V84H91ZM91 85H90V86H91ZM107 85H108V84H106V86H107ZM119 85H120V84H119ZM122 85H123V83H122ZM155 85H154V87H156ZM254 85H252V87H253ZM36 86H37V83H36ZM82 86H84V88H85V85H82ZM82 86H81V87H82ZM106 86H105L104 88H106ZM126 86H127V83H124V86L120 87L121 89L124 87V89H122V91L125 90V89H127ZM245 86H246V85H245ZM258 86H259V87H258ZM22 87H23V88H22ZM33 87H34V86H33ZM67 87H68V86H67ZM69 87H70V85H69ZM69 87H68V88H69ZM71 87H73L72 84H71ZM74 87H75V86H74ZM78 87H80V86L78 85ZM81 87H80V88H81ZM96 87H98V86H96ZM96 87H94V88H96ZM133 87H135L136 89L133 88ZM157 87H159V86H157ZM248 87H250L249 84H248ZM252 87L248 88V90H250ZM60 88H61V87H60ZM64 88H65V87H64ZM68 88H67V89H68ZM90 88H91V87H90ZM128 88H129V87H128ZM139 88H140V87H139ZM254 88H255V87H254ZM261 88H264V87H261ZM43 89H44V88H43ZM62 89H63V88H62ZM62 89H61V90H62ZM67 89H66V90H67ZM73 89H76V88H73ZM92 89H93V88H92ZM92 89H91V90H92ZM96 89H99V87L96 88ZM116 89L118 90L119 88H116ZM131 89H130V90H131ZM156 89H158V88H156ZM159 89H161V87H160ZM159 89H158V90H159ZM2 90H1V91H2ZM68 90H69V89H68ZM130 90H129V91H130ZM158 90H157V91H158ZM253 90H254V89L252 88V91H253ZM31 91H32V90H31ZM64 91H65V90L63 89V92H64ZM71 91H72V89H70V92H71ZM118 91H119V90H118ZM118 91H116V92L119 93ZM126 91H128V89H127ZM160 91H164V92H162L163 94L166 92V91L164 90V88L161 89ZM160 91H159V93H161ZM252 91L250 90V93H251ZM254 91H255V90H254ZM258 91H257L256 93H258ZM262 91H263V90H262ZM262 91H260V92H262ZM41 92H45V90H44V91H41ZM41 92H38L39 94H38V96H37V99H39L38 97H39L41 94H43V93H41ZM46 92H48V91H46ZM61 92H62V91H61ZM61 92H60L59 94H61ZM67 92H68V91H67ZM74 92H75V91H74ZM76 92H77V91H76ZM76 92H75V94H77ZM84 92H85V89H84ZM84 92H83V93H84ZM92 92L94 93L95 90L92 91ZM124 92H125V91H124ZM260 92H259V95H261V96L264 97V95H263V94H260ZM2 93H3V95H5L4 92H2ZM51 93H52V91H50V93H49V92H48V93H45V94H47V96L44 94V96H45L44 98L52 96V95H50ZM56 93H57V92H55V94H56ZM65 93H66V91H65ZM65 93H64V96H65V95L67 96L68 94H67V93L65 94ZM71 93H73V92H71ZM88 93H89V92H88ZM93 93H92V94H93ZM121 93H122V92H121ZM127 93L129 94V92H127ZM166 93H167V92H166ZM166 93H165V94H166ZM253 93H255V92H253ZM253 93H252V94H253ZM263 93H264V92H263ZM16 94L20 96V98H19V96H18V97H17L18 99H15V100H18L17 102H18L19 104H18V103H14V102H13V104H14V105H15V104L18 105V106H16L17 108H19L18 111H22V112H24L25 114L27 113L26 116H25V115H22V116H23V119L20 118V115H21L20 113H22V112L18 113V111L16 110L17 108L15 109V108H14L15 106H14V107L12 106V102H11L10 105L13 107L14 111H13L11 108H10L9 110H7V109L10 107L9 105H8L9 107L6 108L7 103H10V101H9V100H11L10 98L13 97V95H16ZM48 94H49V95H48ZM52 94H53V93H52ZM84 94L86 95V94H87V91H86V93H84ZM90 94H91V93L87 94V96L90 95ZM92 94H91V96H92ZM98 94H99V93H98ZM98 94H97V90H96V95H98ZM122 94H124V93H122ZM147 94H149V93H147ZM147 94H144V95H147ZM163 94H162V95H163ZM53 95H54V94H53ZM57 95H58V94H56V95L50 97V98H53V99H51V100H54V102H55V100H56V102H58L57 100H58L59 98L56 97ZM62 95H63V94H62ZM62 95H60V96H62ZM70 95H72V94H70ZM119 95H121V94L119 93ZM152 95L156 96L155 94H152ZM152 95H150V96L153 97ZM257 95H258V94H257ZM117 96H118V95H117ZM148 96H149V95H148ZM163 96H165V95H163ZM254 96H256V94H254ZM261 96H258V97L260 98ZM41 97H43V95L40 96V98H41ZM55 97H56V98H55ZM73 97H74V100L77 99L75 95H74ZM92 97H93V96H92ZM92 97H91V98H92ZM95 97H98V96H95ZM95 97H93L94 100L98 99V98L95 99ZM151 97H150L149 99H150L151 102L153 103V101H152L153 99H151ZM252 97H253V96H252ZM7 98H9V99H7ZM31 98H29V100H27V101H30ZM35 98H36V97H35ZM35 98L33 99L34 101H32V102H34L35 104H37L39 101H38L37 99H35ZM44 98H43V99H44ZM50 98H47L46 100H43V103H45V104H42V105L40 104V106H44V105H46L47 103H46L45 101H47V100L50 99ZM54 98H55V99H54ZM57 98H58V99H57ZM67 98H68V96H67ZM67 98H66V100H67ZM86 98H87V97H85V99H86ZM88 98H89V96H88ZM118 98H119V96H118ZM118 98H117V99H118ZM121 98H122V96H121ZM124 98H125V100H126V97H123L122 100H123ZM60 99L62 100V99H63V96H62V98L60 97ZM71 99H72V97L70 96V99H69V100H71ZM93 99H91V100H93ZM112 99H114V98H112ZM119 99H120V98H119ZM144 99H145V98H144ZM147 99H148V98H147ZM154 99H155V97H154ZM254 99H255V98H254ZM256 99L258 100L257 97H256ZM7 100H8V102H7ZM15 100H14V101H15ZM35 100H37L38 102L36 103ZM40 100L42 101V99H40ZM51 100H50V102H51ZM77 100H78V99H77ZM94 100H93V102H94ZM150 100L148 101V100L145 99V101L148 102V105H149V103H151ZM164 100H165V99H164ZM263 100H264V98H263ZM64 101H65V100H64ZM64 101H62V102H64ZM67 101H68V100H67ZM87 101L90 102V100H87ZM98 101H99V100H98ZM98 101H97V102H98ZM115 101H117V100H115ZM119 101H120V100H119ZM119 101H117L116 103H118ZM155 101H156V102H155ZM254 101H255V100H254ZM258 101H262V100L260 99V100H258ZM30 102H31V101H30ZM30 102H29V103H30ZM47 102L50 104L49 107H51V108H49L48 106H46L47 109H45L44 107H43V108H44L45 110H48V111L50 110V112H51L52 110H55V107H54V109H53L52 106H51V104L54 105V106H55V104L52 103V102L50 103L49 101H47ZM59 102H61V101L59 100ZM72 102H73V104L75 103L74 101H72ZM77 102H78V105H79V101H77ZM77 102H76V104H77ZM91 102H92V101H91ZM93 102H92V103H93ZM97 102L95 101V103H97ZM109 102H111V99L109 100ZM113 102H114V100H113ZM113 102H112V104H113ZM121 102L124 103L125 101L123 100V101H121ZM121 102H119V103H121ZM22 103H23V102H22ZM65 103H66V102H65ZM69 103H70V102H69ZM134 103H135V101H134ZM154 103H155V104H153V105H154L155 110H156V108L159 109V108H158V107H159V104L157 103V100H154ZM156 103H157L158 107H156V106H157ZM250 103H251V101H250ZM255 103H257V102L255 101ZM262 103H264V102H262ZM24 104H26V103H24ZM57 104H58V103H57ZM60 104H63V103H60ZM60 104L57 105L56 108L60 107ZM66 104H67V103H66ZM73 104H72V105H73ZM76 104H74V105L77 106ZM85 104H86V103H85ZM97 104H98V103H97ZM107 104H109V103H107ZM112 104H110V105H112ZM164 104H165V103H164ZM258 104H259V102H258ZM28 105H29V104H28ZM38 105H39V103H38ZM64 105H65V104H64ZM64 105H63V108H66V107H64ZM68 105H69V104H68ZM68 105H67V106H68ZM70 105H71V103H70ZM74 105H73V106H74ZM80 105H81V104H80ZM80 105H79V106H80ZM89 105H91V104H89ZM92 105H94V104H92ZM99 105H100V104H99ZM102 105H103V104H101L99 108H101ZM105 105H106V103H105ZM110 105H109V109H110V107H113V106H110ZM121 105H122V104H121ZM145 105H147V104H145ZM148 105H147V106H148ZM150 105L152 106V104H150ZM155 105H156V106H155ZM40 106H39V107H40ZM79 106H78V107H79ZM86 106H87V105H86ZM107 106H108V105H107ZM151 106H150V107H151ZM28 107H29L28 109H30L31 112L34 110V109L31 108L32 105H29ZM35 107L38 108V109L36 108L35 110H38V111H39V110L41 109V111H40L41 113H40V112L38 113V111H34V112H37L36 115H34V114L32 113V115H34V117H35L34 120L36 119L37 114H38V115H41V114L45 111L43 108H39L38 106H35ZM35 107H34V108H35ZM70 107H72V106H70ZM70 107L68 106V108H69L70 111H71V108H70ZM83 107H85V106H83ZM90 107H92V106H90ZM95 107H96V109H97V106H95ZM95 107H93V109H92L93 111L95 110ZM148 107H149V106H148ZM5 108H6V109H5ZM72 108H73V107H72ZM99 108H98V110H99ZM102 108H103V107H102ZM104 108H105V106H104ZM104 108H103L102 110L100 109V110H101L100 112L95 110L97 113H95V112H93V113H95V115L97 114V116H98V115H99V116H101V115L103 116L104 114L102 113V111H104ZM151 108H152V107H151ZM154 108H152V109H154ZM42 109H43V112H42ZM51 109H52V110H51ZM58 109H59V108H58ZM60 109H61V107H60ZM75 109H77V107H76ZM79 109H80V108H79ZM107 109H108V108H106L105 110H107ZM30 110H29V111H30ZM66 110H67V109H66ZM66 110H65V111H66ZM82 110L85 111L84 108H83V109H80L79 111H82ZM87 110L89 111V109H87ZM87 110H86V111H87ZM92 110H91V111H92ZM3 111H0V116H1V112H2V113H5V112H3ZM27 111H28V110H27ZM48 111H47V112H48ZM56 111H58V110L56 109ZM61 111H62V109H61ZM72 111H74V108L72 109ZM77 111H78V110H77ZM79 111L77 112L78 115L81 113V112L79 113ZM135 111H136V110H135ZM139 111H140V112H139ZM139 111H136V113H137V114H140V115H141V114H142V115L144 114V115H143L144 117L146 116L145 114H147V115L149 114L147 111H144V112H146V113L141 112V110H139ZM157 111H158V110H157ZM50 112H49V113H50ZM63 112H64V111H63ZM67 112H68V113H67L68 115L71 114V112H69V111H67ZM89 112H90V111H89ZM89 112H88V113H89ZM98 112H99V113H98ZM105 112H106V111H104V113H105ZM107 112H108V110H107ZM133 112H134V111H133ZM133 112H132V114L135 113V112H134V113H133ZM159 112H160V110H159L158 112H155V113H156V114H157V113L159 114ZM17 113L19 114V117L16 116V115H18ZM49 113L46 114V111H45L44 115L42 114V116H44L45 118L42 117V116H40L42 119H39L40 117L37 116L39 120L36 119V122H37V121L41 122L40 120L43 121V118L46 119V115H49V117H47V119H48V118H50V119L53 118V119H54V118H55L54 114H57L56 116L59 115V118H60V114H58L59 112H58V113H54V111H53V112H51V114H49ZM52 113H54V114H52ZM69 113H70V114H69ZM75 113H76V111H74L73 114H75ZM84 113H85V112H84ZM90 113H92V112H90ZM101 113H102V114H101ZM108 113H109V112H108ZM195 113H196V112H195ZM7 114H8V115H7ZM22 114H23V113H22ZM45 114H46V115H45ZM65 114H66V113H65ZM82 114H83V113H82ZM82 114H81V115H82ZM86 114H87V113H85V116H86V118H87L88 115H90V114H87V115H86ZM100 114H101V115H100ZM105 114H106V113H105ZM109 114H110V113H109ZM127 114H128V113H127ZM129 114H131V113H129ZM156 114H153V115H156ZM160 114H161V113H160ZM160 114H159V117L161 116ZM167 114H168L167 116H169V117L172 116L171 118H173V121L176 120L174 124H176L177 126L180 125L179 127L176 126V128H178V129H176V130H177L176 133H177L178 135H180V133H178V130H180L179 128H181V127H182V128H183V127L186 128V127L184 126L185 123L183 124L184 121L181 120L179 117H176L177 119L179 118V119H178L179 121H182V125H183V126H182V125L180 124V122L177 121V119H174V118H175V115H174V116L171 115V114H173V113H171V114H170V113H167ZM71 115H72V114H71ZM75 115H76V114H75ZM83 115H84V114H83ZM83 115H82V116H83ZM106 115H107V114H106ZM140 115H139V116H140ZM261 115H262V114H261ZM3 116H4V115H2V117H1L2 119L0 118V119H1L0 122L3 120V118H4V120H5V117H3ZM30 116H31V115H30ZM51 116H54V117H51ZM73 116H74V115H72V116H70V117H73ZM79 116H80V115H79ZM82 116H81V117H82ZM92 116H93V114H92ZM108 116H109V115H108ZM108 116H107L108 119L106 118V116H104V119H103V120H105V118H106V119H107L106 121H103V120L101 119L102 117H100V118L96 117V118H98V120L101 119L104 123H107V124H108V123H111V122H109V120H111V118H112V117H110V119H109ZM110 116H111V115H110ZM131 116H132V115H131ZM143 116H142V117H143ZM148 116H149V115H148ZM167 116L165 115L166 120H167V118L169 119V117H167ZM193 116H195V114H193ZM259 116H260V114H259ZM70 117H69V118H70ZM93 117H94V116H93ZM140 117H141V116H140ZM140 117H138L139 122H136V120H135L134 122H136V123H140V122L142 123L143 121L145 122L146 120L149 119L150 116L147 117L148 119L145 118V120H142V121L140 120V119H142V118H140ZM151 117H152V120H150V122H153V123H154V122H156V120H158V119L160 120V118H158V117H156V116H155L156 118H154L152 115H151ZM161 117H162V118L164 117L163 114H162ZM195 117H196V116H195ZM260 117H264V113H263V116H260ZM260 117H259V118H260ZM59 118H58V119H57V117L55 118V119H57L56 122H57L58 120H60ZM63 118H64V117H63ZM63 118H62V121L64 120ZM65 118H66V117H65ZM83 118H84V117H83ZM83 118H81V119L84 120ZM86 118H85V120L89 119L90 117L87 118V119H86ZM96 118H94V119H96ZM132 118H133V117H132ZM135 118H136V117H135ZM162 118H161V121H162ZM171 118H170V120H171ZM10 119H8V121H9ZM21 119H22V120H21ZM29 119H30V117H29ZM29 119H28V120H29ZM70 119H71V118H70ZM70 119H69V120H70ZM81 119L79 118L78 121H79V122H82V121H80ZM126 119H127V116H126ZM128 119H129V117H128ZM133 119H134V118H133ZM153 119H156V120L154 121ZM164 119H165V118H163V121L165 122ZM196 119H197V118H196ZM196 119H195V120H196ZM262 119H263V118H261V119L259 120V119L256 117V119L253 120V127H254V130H255V133H256V134H254V136H253V143L251 142V143L249 144V143L246 142V144L243 143L244 145L241 146L242 148H243V146H245L247 149H245V147H244V152H247V151L249 152V151H250V154L252 153L251 156H253L254 158H251V156L248 155V153H246V155H245L244 152H243L244 156H240V154L238 153V154H237L238 157L236 156L237 158H235V159H237V160H235V161L238 162V163H236L237 165H238L239 163H242L241 166L238 165V166H239V169H240V167H241V170H242V169H245L243 166L247 165V167L249 166L248 168L246 167V168H247V171H248V169H250V168L252 167L251 169L254 168L255 170H254V169H253V170L256 171L255 174L257 173V175H261V176H259V177L264 176V175H263V174H264V172H263V170H264L263 168H264V167H262V166H264V160H263V159H264V157H263L264 155L262 154V153H263L262 150L264 149V146H263V148H262V146L260 145V143H261L262 141H264V140H263V139H264V136L262 137V133L264 134V120H262ZM4 120H3V121H4ZM65 120H66V122H69L67 119H65ZM101 120L99 121V124H102V123H100ZM138 120H137V121H138ZM5 121L7 122V118H6ZM5 121H4V123L1 122V125H3V127L0 125V129L3 128V129H1L2 131L5 129V125H4V124H5ZM11 121H12V122H11ZM11 121H9V124L7 123L8 126H6V127H7L10 131L13 132L14 130H11L10 128L14 126V125L12 124V123H14V121H13V120H11ZM29 121L31 122L32 120H29ZM48 121H49V119H48ZM48 121H46V122L49 123L51 120H50L49 122H48ZM54 121H55V120H54ZM54 121H51V123H49V125H50V124L52 125V127L50 126L52 129H54L53 126L56 124V122H54ZM62 121H61V122H62ZM88 121H89V120H88ZM96 121H97V120H96ZM107 121H108V122H107ZM127 121H130V120H127ZM148 121H149V120H148ZM148 121H147V126H148V125H152V124H150ZM163 121H162V123H164ZM167 121L170 122V123H169L170 128H168V129L171 130V129H172V126H171V125H173V124H171V123H172L173 121H172V120H171L172 122L169 121V120H167ZM167 121H166V122H167ZM30 122H29L28 124H30ZM39 122H38V123H39ZM44 122H45V121H44ZM53 122H54L55 124H54ZM64 122H65V121H64ZM64 122H63L62 124H65V123H66V122H65V123H64ZM79 122H78V123H79ZM84 122H85V121H84ZM89 122H90V124L92 125L91 120H90ZM144 122H143V123H144ZM168 122H167V124H166V123L163 124V126H164V127H165V126L168 127V126H169V125H168ZM177 122H178V123H177ZM22 123H24V124H22ZM34 123H35V122H34ZM82 123H83V122H82ZM82 123H81V125H80V123H79V125L82 126ZM87 123H88V122H87ZM87 123H86V127H85V128L83 127L84 125L82 126L83 129H86V128H87V125H89V124H87ZM129 123H130V122H129ZM129 123H128V124H129ZM131 123H132V119H131ZM136 123H135V125H136ZM141 123H140V124H141ZM143 123H142V124H143ZM148 123H149V124H148ZM159 123H161V122H159ZM10 124H12L13 126H12V125L10 126ZM14 124H15V123H14ZM16 124H18V123H16ZM16 124H15V125H16ZM20 124H21V126H20ZM35 124H37V123H35ZM42 124H43V123H42ZM66 124H67V123H66ZM83 124H85V123H83ZM97 124H98V123H97ZM97 124H96V125H97ZM107 124H106V126H105L106 128L103 126V127L105 128V131H106V132H105L104 130H99V131H103L104 133H107V132H108V129H107V128L109 127ZM122 124H123V123H122ZM133 124H134V123H132V125H133ZM144 124H146V123H144ZM156 124H158V123H156ZM23 125H24V126H23ZM37 125H38V124H37ZM39 125H40V127L42 126L41 123H39ZM43 125H44V124H43ZM79 125H78V124L75 125V128H76V126H77V128H79V127H80ZM103 125H104V124H103ZM138 125H139V124H138ZM160 125H161V124H160ZM18 126H17V127H18ZM22 126H23V127H22ZM25 126H26V127H25ZM31 126L34 127V124L32 123V125H30L29 127H31ZM47 126H48V125H47ZM78 126H79V127H78ZM93 126H95L94 123H93ZM98 126H99V125H97V127H98ZM122 126H123V125H121L120 127H118V129H119V128H120V129H121V128L123 129ZM128 126H129V128H130V125H128ZM128 126H127V127H128ZM136 126H137V125H136ZM140 126H141V125H140ZM143 126H145V125H142V128L144 129ZM155 126H156V125H155ZM155 126L152 125L151 127H155ZM33 127H32V128H33ZM90 127H91V126L89 125V128H90ZM100 127L102 128L101 125H100ZM110 127H111V125H110ZM110 127H109V133H111V130H112V128H110ZM131 127H132V129H133L134 126H131ZM156 127H157V126H156ZM156 127H155V129H156ZM158 127H159V126H158ZM160 127L164 129V127H162V125H161ZM173 127H174V126H173ZM7 128H6V129H7ZM25 128H27V129H25ZM34 128L36 129L37 126L34 127ZM43 128H45V127L42 126V128H40V130L38 129V130H39V134H40V131H41ZM63 128H65V127L62 126V130H63ZM91 128H92V127H91ZM94 128H95V129H94ZM94 128H92V129H94L95 131H94V130H93V131H92V130H89V131L87 130L88 132L85 131L86 134L82 131V132L84 133V135H86V139H87V140L82 138L84 135H81V134H83V133H80L81 130H82L81 127H80V129H79L80 132H79V130L76 129V133L73 134V132H75V131H73V132H72V135L69 134L70 132H69L68 134H69L70 136H72V138H73V135L76 136V135H79V134H80L82 137H80V136H79V137L82 138V139L84 140V143H87V141H90V140L87 138V136H89V138L91 139L92 136H93V132H95L94 135L97 136V137H101V135H102V133H103V132H102V133H99V131H98V133L100 134V136H98L99 134H96V133H97V132H96V130H97V129H96V126H95ZM101 128H99V129H101ZM104 128H103V129H104ZM129 128H128V129H129ZM134 128H136V127H134ZM137 128H138V126H137ZM137 128H136V129H137ZM139 128L141 129V127H139ZM139 128H138V130H140ZM145 128H146V126H145ZM149 128H150V127H149ZM174 128H175V127H174ZM174 128H173V129H174ZM8 129H7V131L5 132V134H3V135H7V137H8V135L10 136L11 134H13V133H11V132H10L11 134H7V133L9 132ZM13 129H17V130H18L19 128H16V126H15V128H13ZM46 129H47V128H45V130L43 129V130L46 131V132H44V131H41V132H42V133L44 132V134H45V133H48V129H47V130H46ZM60 129H61V128H60ZM60 129H59V130H60ZM106 129H107V130H106ZM120 129H119V130H120ZM128 129H126V130L128 131ZM132 129L130 130L131 132H132V131L134 132V133L132 132V133L134 134V135L132 136V138H134V136L136 137V135H138V133L141 132V131L136 132V129H135V131L132 130ZM173 129H172V130H173ZM187 129H188V128H187ZM17 130H16V131H17ZM36 130H37V129H36ZM38 130H37V131H38ZM62 130H61V132H62ZM116 130H117V128L115 129V132H116ZM119 130H117V132H118ZM124 130H125V128H124L121 132L123 133ZM126 130H125V131H126ZM148 130H149V129H148ZM169 130H167V128H166V131L164 130V131H165V132H164V135H163L164 138L161 137L163 140H164V139L166 140V138H167V136H165V135L171 133L172 130H171V131H169ZM174 130H175V129H174ZM181 130L184 131V132L187 131V130H183V129H181ZM181 130H180V131H181ZM16 131H15V132H16ZM18 131H19V132H18ZM18 131H17V133H20L19 135H22V134H23V133H21L22 131H21V132H20V130H18ZM29 131H30V130H29ZM29 131H28V133H29ZM31 131L33 132V131H35V130H34V129H33V130L31 129ZM31 131H30V132H31ZM65 131H66V130H65ZM77 131L79 132V134L77 133ZM90 131H92V132H90ZM113 131H114V129H113ZM143 131H144V130H142V132H143ZM152 131L155 132V134H152V133H153ZM167 131H169V132L166 134ZM32 132H31V133H32ZM35 132H36V131H35ZM35 132H33V133H35ZM63 132H64V130H63ZM66 132H67V131H66ZM89 132L92 133L91 136H90V133H89ZM115 132H113V133H115ZM117 132H116V134H118L117 136H119V135H120V134H119L120 131H119L118 133H117ZM131 132H130V133H131ZM135 132H136L137 134H136ZM149 132H150V130H149ZM151 132H152V133H151ZM151 132H150V133H151L152 135H156V136H157V133H156V131H154V129H153V130L151 129ZM187 132H188V133H187ZM187 132H185V134H189V131H187ZM258 132H259V134L261 133L260 136H261L263 139H262L260 136H258V135H259ZM3 133H4V131H3ZM28 133H27V135H28L29 138H30V135L35 136V137L31 136V138L33 137V138H35V139H36V136H38V134L36 135V133H35V134H33V133L31 134V133H29L30 135H29ZM42 133H41V134H42ZM51 133H52V132H51ZM88 133H89V134H88ZM109 133L107 134V135H109V136H107L106 134H103L104 136H106V137L108 138V142H110V141L112 140L111 138L114 137V134H113V133H111V134H109ZM127 133H128V132H127ZM127 133H126V134H127ZM130 133H128L127 136H128ZM132 133H131V135H132ZM181 133H182V132H181ZM60 134L63 136L62 133H60ZM68 134H67V135H68ZM75 134H76V135H75ZM87 134H88V135H87ZM112 134H113V136H112ZM116 134H115L114 139H117V138H116V137H117ZM142 134H143V133H141V134L139 133L140 139H141V135H142ZM257 134H258V135H257ZM1 135H2V132H1ZM1 135H0V138H1ZM13 135H14V134H13ZM19 135H18V137H19ZM27 135H25V137H26ZM45 135H46V134H45ZM67 135H66V138H67ZM121 135L124 136V134H121ZM144 135H145V134H143V136H144ZM152 135H149V134H148L147 138L150 136V137L153 138V140H154L155 136L152 137ZM46 136L49 138V135H46ZM50 136H51V135H50ZM62 136H61V140H62ZM95 136H93V138H92V143H90V144H88L89 142L87 143L88 145H91V146H92L93 142L96 141V139L94 140V138H96ZM104 136H103V137H104ZM110 136H112V137H110ZM122 136H119V137H121L120 140L122 139ZM125 136H126V135H125ZM125 136H124L123 139H125V141H127L126 139H128V138H126ZM129 136H130V135H129ZM139 136H138V138H137L139 141H138L136 138H135V139L139 142V146H138V145H137V146H138V148H139V149H138V150H139V152H138V153H139V156L141 157L142 154H141V152H140V141L143 140L145 137H143V139L140 140V139H139ZM168 136L171 137L170 135H168ZM180 136H181L182 139H186V137H187L188 135L185 137V135L183 136V133H182V135H180ZM5 137H6V136H5ZM18 137L16 136V140H17ZM25 137H24V135H23L22 137L20 136V138H22V139H25ZM28 137H27L26 139L30 142V139H29ZM39 137H40V135L38 136V138H39ZM77 137H78V136H77ZM79 137H78V141H79V143H80V142H81L80 140H82V139L79 140ZM84 137H85V136H84ZM106 137H105V138H102V137H101V139H100V138H97V139H99V140H97V142H99L100 140H101V142H103L102 139L105 140ZM150 137L148 138V141L151 143L152 140H149ZM14 138H15V136H14ZM33 138H32V139H33ZM51 138H52V137H51ZM69 138H71V137L68 136L67 139L69 140ZM74 138H75V137H74ZM74 138H73V139H74ZM109 138H110V139H109ZM130 138H131V137H130ZM130 138H129V139H130ZM147 138H146V139H147ZM156 138H157V137H156ZM187 138H189V136H188ZM4 139H6V138H4ZM9 139H11V142H13V141H12V140H13V137H12V138L9 137ZM22 139H21V140H22ZM26 139H25V140H26ZM40 139H43L44 143H45V140H48L49 145H50V143L53 142V141L51 142L50 138H49V139H47V138H45V137L43 138V135H41ZM40 139H38L39 142L36 141L37 139H36L35 141H36L37 143H39V144L42 146V144L40 143V141H41V142H43V141L40 140ZM63 139H64V136H63ZM67 139H66V141H64V140H62V141H64V143L67 144V143H69V142H67ZM75 139H76V138H75ZM114 139H113V140H114ZM123 139H122L121 141H123L124 144H126V142H125ZM129 139H128V140H129ZM135 139H133V140H135ZM146 139H145V140H146ZM170 139H171V138H170ZM182 139H180V138H179V139L176 138V140H178V142L180 141V143H181V146H180V147H182L183 144H185V143H183ZM7 140H8V139H7ZM14 140H15V139H14ZM19 140H20V139H18V141H19ZM21 140H20V141H21ZM33 140H34V139H33ZM49 140H50V141H49ZM52 140H53V139H52ZM54 140H55V138H54ZM61 140H60V141H61ZM85 140H86V141H85ZM93 140H94V141H93ZM131 140H132V139H131ZM136 140H135V141H136ZM158 140H159V139H158ZM158 140H157V141H158ZM160 140H161V139H160ZM165 140H164V142H162V140H161V142H159L161 145H160V144L158 145V142H156V139H155L154 141H155L156 144H157V145L155 146L156 148H155L154 146H151V149H152V148H154V149H159V148H157V146H159V147L161 146V147H162V143H166ZM168 140H169V139H168ZM168 140H167V141H168ZM173 140H174V138H173ZM251 140H252V139H251ZM0 141H2V140H0ZM9 141H10V140H9ZM23 141H24V140H23ZM23 141H22V142H23ZM55 141L57 142V140H55ZM71 141H72V140H71ZM71 141H70V142H71ZM106 141H107V139H106ZM114 141H118V139H117V140H114ZM114 141H113V143H110V145H111V144H113V145H115V144L118 145V144H119V142H116V143H115ZM135 141H134V142H135ZM137 141H136V142H137ZM146 141H147V140H146ZM148 141L146 142V144H148ZM170 141H171V140H170ZM170 141H169V142H170ZM186 141H187V139H186ZM7 142H8V141H7ZM11 142H8V143L10 144ZM24 142H27V141H24ZM24 142H23V143H24ZM66 142H67V143H66ZM73 142H74V140H73ZM82 142H83V141H82ZM104 142H105V141H104ZM111 142H112V141H111ZM130 142H131V141L127 142L128 145H129ZM134 142L132 141L131 143H134ZM136 142H135V145L138 144V142H137V143H136ZM155 142H153L152 144L154 145ZM175 142H176L177 144H179L177 141H175ZM175 142H174V144H176ZM184 142H185V141H184ZM244 142H245V141H244ZM1 143H2V142H1ZM1 143H0V144H1ZM4 143H5V142H4ZM14 143H16V145H17V142H14ZM18 143H21V142H18ZM23 143H22V144H23ZM27 143H28V142H27ZM27 143H26V145L30 144V143H28V144H27ZM33 143H34V142H33ZM37 143H34V144H37ZM46 143H47V142H46ZM64 143H63V145H64ZM71 143H72V142H71ZM71 143H70V145H71ZM74 143H75V144H73V143H72V144L75 146V145L77 144V143H76V140H75ZM84 143H80V144H81V147H83V146L85 145ZM94 143H96V142H94ZM114 143H115V144H114ZM120 143L123 144L122 142H120ZM167 143H168V142H167ZM262 143H263V142H262ZM262 143H261V144H262ZM2 144H3V143H2ZM2 144L0 145L1 148L4 146V145H2ZM9 144H6V143H5V147H4V148H6V145H7L9 148H10V147H13V146H11V145H14V144H10V146H9ZM60 144H62V142H61ZM80 144H79V145H80ZM96 144H98V143H96ZM96 144H95V145H96ZM99 144H100V142H99ZM99 144H98V145H99ZM102 144H103V143H102ZM106 144L109 145L108 143H105V145H106ZM121 144H120V146H122V147H120V148L123 149V146H126V145H124V144L121 145ZM18 145H19V147H18V146H14L15 149H13V150H16V147H18L17 150H16V151H18V149L20 148V146H22V145H20V144H18ZM26 145L24 144L23 147H24V149L27 151V150L29 149V148H28L29 145L27 146V149H26ZM40 145H39V147H41ZM46 145H47V144H46ZM49 145H47V146H49ZM51 145H52V147H54L55 143L53 142V144H51ZM51 145H50V146H51ZM56 145H57V144H56ZM79 145H78V146H79ZM82 145H83V146H82ZM95 145H94V146H95ZM107 145H106V147H105V146H102V145L100 144V148H101V147H102L103 149H104V148H107ZM113 145L110 146V148H111V147H114V148H116V150H120V149H118L119 146H118V148H117L116 145H115V146H113ZM131 145H132V144L129 145V146H130L129 148H131ZM135 145L133 144V145H132V146H133L132 148H135ZM150 145H151V144H148V146H150ZM259 145H260V146H259ZM262 145H263V144H262ZM34 146H36L35 149H36V148L38 149V146H37V145H34ZM34 146H33V147H34ZM47 146H43V147H47ZM57 146H58V145H57ZM57 146H55V147L57 148ZM61 146H62V145H61ZM61 146H60V147H61ZM66 146H68V149H69L70 146H69L68 144H67ZM85 146H87V145H85ZM176 146H178V147H176ZM185 146H186V144H185ZM33 147H32V148L30 147V149L32 150ZM43 147H42V148H43ZM52 147H51V148H52ZM55 147H54V148H55ZM62 147H63V146H62ZM75 147H76V146H75ZM95 147H96V150H97V146H95ZM108 147H109V146H108ZM174 147H175V148H178V149H175V153H176V152H177L176 150H179V145H174ZM1 148H0V151L5 150V149H3V148H2V150H1ZM42 148H40V149H42ZM48 148H49V149L44 148V149H42V150H45V149H46V150H48V152H49L50 147H48ZM58 148H59V146H58ZM64 148H65V147H64ZM86 148H87V147H86ZM89 148L91 149V147H89ZM89 148H88V149H89ZM93 148H94V147H93ZM100 148H98V149H100ZM102 148H101V149H102ZM110 148H107V150L109 151ZM129 148H127V149H129ZM132 148H131V149H132ZM149 148H150V147H148V149H149ZM242 148H240V150H241ZM11 149H12V148H11ZM11 149H6L5 151H8V152H6V153L8 154L9 152L13 151V150H11ZM22 149H23V148H22ZM22 149H20L19 151H21ZM37 149H36V150H37ZM60 149H61V148H60ZM83 149H85V148H83ZM90 149H89V150H90ZM101 149H100V150H101ZM103 149H102L100 152L103 151V155H105L104 152H105L106 150L104 149V150H105V151H104ZM122 149H121V150H122ZM135 149H136L135 151H138L137 148H135ZM148 149H147V150H148ZM151 149H149V150H151ZM154 149H153V150H154ZM160 149H161V148H160ZM25 150H24V151H25ZM31 150H30V151L28 150V151L31 152ZM33 150H34V149H33ZM33 150H32V151H33ZM36 150H35V151H36ZM55 150H56V149H54V151H55ZM57 150H58V149H57ZM65 150H66V148L63 149L62 151H64L65 153H68V154H69V152H66ZM70 150H72V149L70 148ZM70 150H69V151H70ZM73 150H74V149H73ZM73 150H72V151H73ZM80 150L82 151V148H81ZM91 150H93V149H91ZM147 150H146V151H147ZM149 150H148V151H149ZM153 150H151V152H152ZM168 150H169V149H168ZM240 150H239V151H240ZM26 151L23 152V150H22L21 153L24 154V153H26ZM38 151H39V149H38ZM38 151H36V152H38ZM50 151H51V150H50ZM58 151H59V150H58ZM67 151H68V150H67ZM72 151H71V152H72ZM84 151H85V150H84ZM86 151H87V150H86ZM97 151H98V150H97ZM110 151H112V149H111ZM123 151H124V150H123ZM129 151H130V149H129ZM129 151L126 150V151H124V152H127V154H128ZM146 151H142V153L145 154ZM148 151H147V154H146L147 156H148V153L150 152V151H149V152H148ZM29 152H27V154H28ZM48 152H47V153H48ZM52 152H53V150H52ZM52 152H49V153H52ZM60 152H61V151H60ZM71 152H70V153H71ZM94 152H95V148H94V151L92 152V154H93ZM100 152H99V153L96 152V155H95V154H93V155L97 156L98 159H100L99 157H101V156H98V155H101ZM116 152H117V151H116ZM116 152H114V149H113V151L110 152L109 154H110L111 156H112V155H114V156L109 157V158H110V159L113 158V157L115 158ZM119 152H121V151H119ZM133 152H134V149H133V151H131V153L129 152L131 156H132V153H133ZM153 152H155V150H154ZM153 152L150 153V154H153ZM169 152H171V151H169ZM186 152H187V151H186ZM2 153H3V152H2ZM6 153L4 152V155H5ZM38 153H39V152H38ZM38 153H37V154H38ZM55 153H56V152L52 153V156H51V154L49 155V156H51V160H52V161H53V159H52L53 155H58V154H59V153H56V154H55ZM82 153H83V151H82ZM89 153H91V151L88 152V155H89ZM97 153H98V155H97ZM105 153H106V155H107V151H106ZM27 154H24V156L27 155ZM62 154H63V153H62ZM78 154H79V153H78ZM78 154H77V155H78ZM119 154H120V153H119ZM123 154H124V153H123ZM127 154H126V156H128ZM133 154H135V153H133ZM144 154H143V155H144ZM150 154H149V155H150ZM160 154H162V153L160 152ZM184 154H186V153H184ZM243 154H241V155H243ZM1 155H2V156H1ZM1 155H0V158H1V157L3 158V154H1ZM71 155H72V154H71ZM88 155H87V156H88ZM93 155H92V156H93ZM110 155H108V156H110ZM121 155H122V152H121ZM121 155H117V157H116L115 159L118 160V158H119ZM137 155H138V154H135V156H137ZM167 155H168V154H167ZM189 155H190V154H189ZM189 155H188V156H189ZM247 155H248V156H247ZM262 155H263V156H262ZM46 156H47V155H46ZM46 156H45V158H46ZM83 156H84V157L86 156V152L84 153ZM90 156H91V155H90ZM108 156H102V157H105V158L107 157V158H106L107 160H105V158H104V160H105L106 162H104L103 158L101 157L102 159H100V160H101L100 162H103V164L101 163L100 165L104 166V163H108V162H109V164H111L110 162H112L111 160H113V159H111V160L108 159ZM118 156H119V157H118ZM123 156H124V155H123ZM147 156H146V158H147ZM150 156H152V157H149V158H147V159H149V160H150V158H152V159H151V161H149V162H147V163H149L148 165L152 168V167H153V166H152V165H153L152 163H153L154 158H153V155H150ZM181 156H182V157H179V158H180L179 161H181L180 163L183 165V167H184V168H185V167L187 168V166H190V165H188L189 162L187 163V161H188V156H185V155H183V154H181ZM183 156H185L187 159H186L185 157H183ZM249 156H250V157H249ZM25 157H26V156H25ZM59 157H61V155H60ZM62 157H63V156H62ZM62 157H61V160H62ZM77 157H78V156H77ZM84 157H82V158H83V159H87L86 157H85V158H84ZM97 157H95V160L97 159ZM132 157H133V156H132ZM137 157H138V156H137ZM140 157H138V158H140ZM167 157H168V156H167ZM167 157H166V158H167ZM169 157H171V156H169ZM169 157H168L167 159H169ZM2 158H1V159H2ZM5 158H7L6 155H5ZM5 158L3 159V161L6 160ZM45 158H44V159H45ZM53 158H55V156H54ZM57 158H58V157H57ZM75 158H76V157H75ZM82 158H81V159H82ZM88 158H89V156H88ZM124 158L126 159L125 156L123 157V159H124ZM133 158H134V157H133ZM138 158H136V160H135V158H134V160L137 162ZM142 158H143V156H142ZM142 158H141V159H142ZM255 158H256L258 161H259V160H260V161H263V162H260V161H259L260 164H262V165H260L259 162L255 160ZM26 159H27V158H26ZM55 159H56V158H55ZM79 159H80V158H79ZM83 159H82L81 161H83ZM167 159H166V160H167ZM24 160H25V158H24ZM24 160H23V161H24ZM27 160H28V159H27ZM27 160H25V162H24L25 164H26V163H29V162H26ZM29 160H30V158H29ZM58 160H60V159L58 158L56 161H58ZM61 160H60V161H61ZM73 160H75V161H76V164H77L78 159H77V160H76V159H73ZM73 160H72V161H73ZM91 160H92V159H91ZM91 160H87L88 162H86L85 160H84V161L88 164V163L93 162V161H91ZM102 160H103V161H102ZM120 160H121V158L119 159V161H120ZM134 160H132V161H133L132 163H130L131 161H129V160H127L128 162H127L126 160H124L125 163L127 162L128 164H132L131 166L127 164L129 167H127L126 164H125L126 166H124V164L121 165L122 162L120 163L119 161H118V162H119L120 165H119L118 162H117L116 164H118L119 166H117V165H115V166L119 167L120 169H121L122 167H124V168L127 167V168H130V169H131L132 166L134 165V163H136V162H134ZM11 161H13L12 158H11ZM31 161H32V160H31ZM39 161H40V160H39ZM39 161L37 160L38 163H36V161H35V159H34V162H35L36 164H40ZM46 161H47V163H48V160H46ZM46 161H45V162H46ZM72 161H71V162H72ZM75 161H74V162H75ZM98 161H99V160H98ZM107 161H108V162H107ZM122 161H123V160H122ZM141 161H142V160H141ZM141 161H140V162H141ZM168 161L171 162V161H172V158H171V160H168ZM173 161H174V160H173ZM173 161H172V162H173ZM175 161H176V160H175ZM177 161H178V160H177ZM179 161H178L177 163H179ZM4 162L6 163V161H4ZM34 162H31L32 165L34 164ZM61 162H62V161H61ZM78 162H79V161H78ZM95 162H97V161H94V163H95ZM113 162H114V160H113ZM113 162H112V163H113ZM142 162H143V161H142ZM151 162H152V163H151ZM197 162H198V164H200V166H199V170H198V171H195V175H201L202 173H204V170H203L204 167H202V165H204V162H203V164H202V160H201V161H197ZM31 163H30V164H31ZM52 163H54V161H53ZM59 163H60V162H59ZM72 163H73V162H72ZM86 163H85V164H86ZM114 163H115V162H114ZM114 163H113V164H114ZM123 163H124V162H123ZM137 163H139V162H137ZM137 163H136L135 165H137L138 168H139V166L144 167V168L146 167L143 163H142V165H144V166L140 165L141 163H139V164H137ZM150 163H151V164H150ZM257 163H258L259 165H258ZM6 164H7V163H6ZM13 164H15L14 167H17V170H18V166L16 165L17 163H16V162L14 163V161H13ZM30 164H29V165L26 164L27 167H26V166H25V167L28 169V168H29L28 166H30ZM36 164H35V165H36ZM61 164H62V163H61ZM61 164L59 165L58 162H57L56 165H59L60 167H62ZM79 164H80V163H79ZM79 164H78V165H79ZM81 164L83 165V162H82ZM91 164H92V163H91ZM168 164H169V163L167 162V165H168ZM170 164H171V166L173 165V163H170ZM170 164L168 165V167H171ZM234 164H235V163H234ZM234 164H233L232 166H234V167L237 166L236 164H235V165H234ZM243 164H244V165H243ZM9 165H10V164H9ZM32 165H31V168H30V169H32L33 167L36 168V166H37V165H36V166H33V167H32ZM42 165H43V163H42ZM46 165H47V164H46ZM63 165H65V164H63ZM96 165H98V164H94V166L92 165V168H94ZM100 165H99V167H101ZM107 165H108V164H107ZM107 165L105 164V166H107ZM148 165H147V166H148ZM175 165H176V164H175ZM40 166H41V165H40ZM40 166H39V167L37 166V167H38L37 169L40 168V171H41V168H42V167L45 168L44 165L41 166V167H40ZM50 166H53V165L51 164ZM69 166H70V165H69ZM71 166H74V165L71 164ZM76 166H77V165H76ZM76 166H74V167H72V168H76ZM79 166H81V165H79ZM88 166H89V165H88ZM110 166H113L114 168H116V171L119 169V168L117 169V167H115V166L112 165V164H111ZM120 166H121V167H120ZM178 166H179V165H178ZM223 166H225V165H223ZM14 167L12 166L13 170H12V172H11V175H12V176H13V175H14V176L16 175V177H17L18 179H20L21 177L18 175V174H20V172H18V171L16 172V171H15L16 168L14 169ZM60 167L57 166V167H52V168H56V170H59ZM84 167L87 168L86 166H83V169H84ZM107 167H108V166H107ZM134 167H136V166H133V168L131 169V172H132V173L134 172V171H132V170H135V169L137 168V167H136V168L134 169ZM141 167H140V168H141ZM173 167H174V165L172 166V168H173ZM214 167H218V168H219V166H214ZM226 167H228V166H226ZM226 167H225V169H226ZM229 167H230V166H229ZM35 168H34V169H35ZM46 168H47V167H46ZM48 168H49V166H48ZM52 168H51V169H52ZM57 168H58V169H57ZM68 168H69V167H68ZM77 168H78V166H77ZM81 168H82V166H81ZM88 168H89V169H88ZM88 168H87V169H84V170H88V172H90V173L94 176V173H93V172H96V171L94 170V169H96V167L93 169V172H91V171H92V170H91L92 168L90 169V166H89ZM109 168H110V167H109ZM109 168H106V169L108 170V174H109L110 171H111L110 174H111V173L113 174V173H114L113 170H115V169H112V167H111L110 170H109ZM124 168H123V169H124ZM138 168H137V169H138ZM148 168H149V167H148ZM151 168H150V169H151ZM175 168L178 169L179 167H177V165H176ZM180 168H181V167H180ZM184 168H183V169H184ZM218 168H216V169L219 170V171L222 170L221 167H220L221 169H218ZM70 169H71V168H70ZM70 169H69V170H70ZM83 169H80V170H79V168H78L79 171H81V170L83 171ZM103 169H104V170H103ZM103 169L101 170V168H100L101 171H107V170H105L104 167H103ZM111 169H112V170H111ZM130 169H127L128 171H127L126 169H124V170L127 171L128 173H127V172H124V170H120V171H118V172L123 173V174H116V173H115V175H117L118 177H119V175H120V177H121V175L123 176L125 173H127L126 175H124L125 177H124V176H123V177H124L126 180H127V179L129 180L130 178H128L127 175L131 173V172L129 171ZM150 169H149V170H150ZM152 169H153V170H152ZM152 169H151V173L157 171V168H156V170H155L154 167H153ZM201 169L203 170V172H202ZM223 169H224V168H223ZM229 169L234 170V168H232V167H230ZM229 169H226V170H229ZM251 169H250V170H251ZM25 170H26V169H25ZM45 170H46V169H45ZM52 170H54V169H52ZM52 170H51V171H52ZM65 170H66V169H65ZM90 170H91V171H90ZM96 170H97V169H96ZM138 170H139V169H138ZM143 170H144V169L139 170V171H142L141 173H143V172H144ZM145 170H146V169H145ZM154 170H155V171H154ZM237 170H238V168H236V169L234 170V172H236ZM250 170L248 171V173H249V172H252V174H253L254 171H250ZM3 171H4V170H3ZM5 171H6V169H5ZM5 171H4V173H5ZM13 171L16 172V174H15ZM27 171H29V169H28ZM30 171H31L32 173H30ZM30 171L27 172V173L32 174V177L35 178V177H34L35 175H33V174L37 173V171H35V173H34L33 170H30ZM40 171H38V172H40ZM43 171H44V170H43ZM60 171H61V169H60ZM62 171H63V170H62ZM62 171H61V172H62ZM75 171H76V170L74 169L73 172L70 173L71 176H72V173H73V177L76 175V174L74 175V172H75ZM101 171H100V172H101ZM136 171H137V170H136ZM152 171H153V172H152ZM181 171H183V170H182V169H181V170L178 169V170L176 171V172H177L176 174H178V173L181 172ZM184 171H185V169H184ZM184 171H183V174H184ZM186 171H187V170H186ZM223 171H224V170H223ZM223 171H222V172H223ZM238 171H239V170H238ZM244 171H245V172H244ZM49 172H50V170H49ZM52 172H53V171H52ZM52 172H51V173H52ZM54 172H55V171H54ZM54 172H53V173H54ZM56 172H58V171H56ZM65 172H66V171H65ZM65 172H64V173H65ZM67 172H70V171H67ZM88 172L86 171V173H87L88 176H89L90 173H88ZM98 172H99V170H98ZM100 172H99L98 174H97V172H96V174L99 176ZM148 172H150V171H148ZM197 172H198V173H197ZM228 172L230 173L231 170H229ZM232 172H233V171H232ZM232 172H231L232 176H231L230 174H228L227 171H225V173L223 172V173L225 174V178H228V177H229V178H232V177L235 178V175H236V174L234 173V175H233ZM239 172L242 174V171H239ZM239 172H236V173H239ZM243 172H244V173H247L246 170H243ZM12 173H13V174H12ZM17 173H18V174H17ZM41 173H43V172L41 171ZM41 173H40V174H41ZM44 173H45V171H44ZM51 173H50V174H51ZM53 173H52V175H53ZM59 173H60V172H59ZM76 173H77V172H76ZM79 173H80V172H78V174H79ZM82 173H84V175L81 174L83 177H86V179L89 178L87 175L85 176V172H82ZM104 173H105V172H104ZM132 173H131V174H132ZM134 173H135V172H134ZM151 173H150V176H149V177L153 176V174L155 175V173H153V174H151ZM157 173L160 174L161 172L158 171ZM157 173H156V174H157ZM181 173H182V172H181ZM186 173H187V172H186ZM189 173H190V172H189ZM189 173H188V174H189ZM223 173H222V176H223V178H224ZM240 173H239V174H240ZM244 173H243L242 175L240 174V176H244ZM6 174H9V173H6ZM6 174H3V175L6 177ZM29 174H28V175H29ZM45 174L47 175V173H45ZM54 174H55V173H54ZM56 174H57V173H56ZM60 174H61V173H60ZM68 174H69V173H68ZM78 174H77V175H78ZM108 174L106 173L105 175H106V176H109ZM148 174H149V173H148ZM188 174H185V177H186V175H187V177H188V176H189ZM252 174H251V175H252ZM255 174H253V175L255 176ZM17 175H18L19 177H18ZM46 175H44V176H46ZM65 175H66V173H65ZM65 175L63 176V174H62L63 177H65ZM77 175H76L75 177H77ZM79 175H80V174H79ZM92 175H91V176H92ZM97 175H95L94 177H98ZM101 175H102V174H101ZM115 175H114V177H116ZM157 175H158V174H157ZM157 175H155V176H157ZM180 175L182 176V174H180V173H179V175H177L178 178L181 177ZM245 175H246L245 177L247 178V183H248V187H249L248 189H250V190L252 189V192H254V191L256 190V188H257V190H258V188H259L260 191H258V192H260V195H259L258 193H257L258 195H257L256 193H255L256 195H254V193H253V194H250V193H249V194H250V196H249V195H246L247 193H246V194L244 193L245 196H246V197H245L244 194L240 195L241 193H239L238 196H237V199L239 198V196H240L239 199H241V200L238 199V200H239V205H240L242 202H243V203H242L243 205H245L244 202H245V203H249V205H248L247 207L245 206L243 210H242L241 208H239L240 206H239V207L236 206V208L238 207V209H241V210H238V209L235 208V205H237L238 200H237L235 197H233V194L231 195L232 198H233V200H235V199L237 200V203H236L235 205H234V203H235L236 201H234V203H232L233 201H230V200L232 199V198L230 197L229 200H228V201H230V202H227V205H228V206L223 207V208H227V207H228L226 210L223 209L222 212H221L220 210H216V207L213 206V203H212V202L210 203V201H208L207 199H204V197H203V198L200 197V194H201V196H202V192L199 193V191H200L199 188H198L197 186H194V185H193V186H194L193 189H194V191H195V194H194V195H196V197L193 196L194 198H193V197H192V198H193V199L196 198V200H197L196 203H197V202H200V199L198 200L197 198H201L202 200L204 199V200H206L208 203H210V205L212 204V205L209 207L210 209H209V208L207 209V208H206V206H207V205H206V204H207L206 201H204V202L202 201V202H203V206L205 205V208L199 203V205H201V206L204 208L203 210H206V209H207L206 211L210 210L209 212H210V213L212 212V213L215 215V217L217 218V219H216V218H215V219L218 221V222L216 221V222H217V225H218V224L221 225V226H219V225L217 226V228H219V229L216 228V225H215V227H214V226H211V223H210V222H212V221H210L209 219H208V221L206 220V218H210L209 216H207V217H205V218L203 217V216H204L203 212L205 213V211H203L202 213H201V212H197V211H195L192 215H190V213H187L188 211H185V208H184V207H185L186 205H188V204H187V203L185 204L184 201H185V202H188V201L191 202V201L193 200V199H191V198L189 197V199H191V201H190V200L188 199V197H186V193H185V192L182 194V196H184V194H185V196L183 197L184 199L182 198L184 201H180V203H183V205H185V206L183 207L184 210H183V208H180V209H179V208H176L175 210H173V209L175 208V206H176L177 203L174 204V203L172 202L173 200L171 201V200L169 199V198H170V194L172 193L171 190H170V193H169V195H168L169 197H167V198H168L167 200H168V201H171L175 206L170 202V204L173 205V206L170 207V204L167 203V202H165V200H164V202L166 203L165 205L168 204L167 207L169 206L170 209H168V208H169V207H168V208H166V210H165V208H164L165 205H164V204H162V205H164V207H163L164 209H163V210H165V213H166L167 210H169V211H171V212L174 214V211H175L176 215H175V214H174V215L176 216V218H175L172 214H170V213L168 214L169 211H167V214H168V215H166V216L169 217V215H171V216L173 217V223H172L171 225L169 224V222H167L168 224H166V222H165V224H164V223L162 224V222H164V221H163V220H164L163 218H165V217L163 216L164 213L160 216L159 213H161L160 211H161L162 209L160 208V209H161L160 211H159V209H155L154 211H156V210L159 211L158 213H156V212H157V211H156L155 214L159 215L160 217L163 216V218H162L163 220L161 221V218H160L159 216H157V215L154 214V215H155L154 217H157L156 220H157V219L159 220V218H160V221H161V224H160V225L158 224L160 221H157V222H158V223H157L158 225H156V223H155L154 220H153V217L150 216L151 214H150V215H147V214L150 213V211H148V210L151 208V207H150L151 204H154L155 202L153 203V201H154L155 199H157V197H158V196H157V195H158V194H157L158 192H156V191H158L157 188H156V187H157V185H156V187H155V188H156V191H155L154 187H153L152 189H154V191L156 192L157 195H156L155 193H151V194H153V195L149 194V198H150V196H151V198H152V196L154 197V199L151 200V204H147V202H148L151 198H150L149 200H148V198L146 199V197L144 198V199L147 200V202H145L146 205H147V206L150 205V206H148V208H149V207H150V208H149L148 210L145 209V210H146L145 212H146V213H147V211L149 212V213H147L146 215L151 217V220H153L152 223H151L150 221H148V220H150L148 217H146L145 215H144V217H145V218H148V220H147V219H146V220H147V222H150V223L152 224V226H151L149 223H147L146 220H143V221H145V223L142 221L144 224H146V223L149 224L148 227H147V225L144 226V224H143V226H142V225L140 226L141 228H139L138 230H136V227L139 226L138 223L140 222V221H138V220L141 219L140 215H141V216L143 215V214H142L143 211H141V209H140V208L142 207V205H141V204H138V203H140V202L137 200L138 203H137V202H136V203H137L138 205H140L141 207H139V209H140V210H139V209L137 208L138 205L136 204L137 206H136L135 208H133L134 210H135V209H136V210H135V212H134V210H133V212H132L133 216H132V217H135L134 215H136V217H137V215H139V214H140V215H139V218H136V217H135V218H132V217H130V216H131V212H130V211L132 210V206L134 207L135 204L132 205V203H130V201L133 200V198L131 199L132 196H134V197L137 198V196L140 197L141 195H143V197H144V194H143V193L140 194V193H139V189H138V190H137V193H139L140 196L137 195V194L134 195L133 192L135 191L136 188H135V189H132V188H134L133 185H132V186L130 185L131 188H128L129 185H128V186L126 185V184L129 183L128 180H127V183H126V182H125V183H122V184H124L125 186H127L126 188H128L129 190H130V189H131V190H134V191H132V192H130V191H131V190H130L129 192H130L132 195H131V196L129 195L128 198H125L126 200L128 199L127 202L130 203L131 206H130V205H129V206L131 207V209H126V210L129 211V212H127L126 210H124L125 207H123V208H122V211L124 210V214L122 213V216L124 215L125 217L123 216L124 218H123V217H122V218L125 219V220H128L127 222H129L130 224L133 223V226H134V225H135V226L137 225V226H136V227L134 226V227H135V228H134L133 226L130 227V226L128 225L129 223H128V224L126 223V225H125V222H124V224H123L122 222H120L121 224H123V225H125V226H128V227H126V228H125V226H123V227L125 228V230L122 232V235H120V233H118L119 235H116V232H114V234H115L116 236H119V238L121 239V242H119V241H120L119 238H118L119 241H118V242H115L117 239H116L115 235L113 234V229H112V230H111V229L109 230V231L112 232V233L110 232V233L113 235L112 238L115 237V239H116V240L114 241V245H115V243H116V245H118L117 243H119V244L121 243L122 247H123V245H124V247L127 246V248H128V250L125 249V251L119 252L120 254H123V255H121V256H122V259H121V256H120L121 262H122L123 264H264V192H263V191H264V178H262V179L259 178V177H258L259 179H258L257 177H255V178L253 177V178H252L253 175H252V176H249L250 173H249L248 175H247V174H245ZM0 176H2L1 173H0ZM9 176H10V175H9ZM12 176H11V178H10V181H11V179H12V180L14 179L15 181H14V180L12 181V182L14 183V185H13L12 182H10V181H8V182H9V183H12V187H13V188H16V186H17V188H18L20 182H19V184H18L17 182L20 181V180H18L16 177H12ZM37 176H40L39 173H38V175L36 174V178H35L36 180H37ZM50 176H51V175H50ZM55 176H56V175H55ZM62 176H61V177H62ZM66 176L69 177V175H66ZM71 176H70V178H71ZM91 176H90L89 179H91ZM128 176H129V175H128ZM158 176H159V175H158ZM183 176H184V175H183ZM183 176H182V177H183ZM236 176H238V174H237ZM248 176H249V177H248ZM2 177H3V176H2ZM7 177H8V175H7ZM7 177H6V178H7ZM40 177H41V176H40ZM42 177H43V174H42ZM42 177H41V182H40V180H39L40 178H39L38 181L35 182V184H36V183H39L40 185H41V183L43 184L44 182H42V181L44 180V178H42ZM48 177H49V176H48ZM48 177L46 176V178H48ZM53 177H54V176H53ZM57 177H59V176H57ZM57 177H56V179H57ZM61 177H60V178H61ZM73 177H72V179H73ZM101 177H102V176H101ZM103 177H104V174H103ZM103 177H102V178H103ZM110 177H111V179H112L113 176L111 175ZM126 177H127V178H126ZM129 177H132V178H133V177H136V175L134 174L133 176H129ZM137 177H138V176H137ZM147 177H148V175H147ZM15 178H16V179H15ZM46 178H45V179H46ZM50 178H51V177H50ZM102 178L99 177V179H102ZM108 178H109V177H108ZM124 178L121 177L122 182H123V181H126V180H123ZM132 178L129 180V181H130V184H132V183H131V182H132ZM153 178H154V177H153ZM158 178L160 179L161 176L158 177ZM236 178L239 179L238 177H236ZM1 179H4V177H3V178L0 177V180H1ZM21 179H22V178H21ZM35 179H34L33 181H35ZM42 179H43V180H42ZM53 179H55V178H53ZM56 179H55V182H56ZM66 179L69 180L67 177H66ZM66 179H64V180H66ZM72 179H70V181H74V180H75V179H74V180H72ZM79 179H80V178H79ZM81 179H82V181H83V178H82V177H81ZM84 179H85V178H84ZM89 179H87V180H89ZM92 179H93V178H92ZM96 179H98V178H95V180H96ZM99 179H98V180H99ZM105 179H106L107 181H104V182H108L110 178L107 179V177H106V178H104V180H105ZM111 179H110V181H112L114 178H113L112 180H111ZM118 179L120 180V178H117V179H114L113 181H116V180H118ZM133 179H134V178H133ZM135 179H136V178H135ZM135 179H134V180H135ZM137 179H138V178H137ZM137 179H136V180H137ZM146 179H147V178H146ZM148 179H149V178H148ZM155 179H156V178H155ZM155 179H153V181H154ZM159 179H158V180H159ZM180 179H181V180H185V178H183V179L180 178ZM180 179H179V180H180ZM237 179H236V180H237ZM7 180H8V178H7ZM7 180H6V181H7ZM16 180H17V181H16ZM49 180L51 181L52 178L49 179ZM59 180H60V179H59ZM62 180H63V179H62ZM67 180H66V181H67ZM95 180H93V181L91 180L92 183H93ZM102 180H103V179H102ZM134 180H133V181H134ZM151 180H152V179H150V181H151ZM156 180H157V179H156ZM158 180H157V181H158ZM187 180H188V179H187ZM227 180H228V179H227ZM232 180H233V179H230L229 183H233L234 180H233V181H232ZM240 180H241V177H240ZM242 180H243V179H242ZM242 180H241V181H242ZM244 180H245V179H244ZM244 180H243V181H244ZM248 180H250V181L248 182ZM1 181H2V180H1ZM4 181H5V180H4ZM4 181H2L3 183L1 182V184H0V189L3 188V185H4V186H5V185H9V186H11L9 183L7 184V182H4ZM50 181H49V183H50ZM66 181H64V182H66ZM70 181H68V182H70ZM78 181H79V180H78ZM153 181H152L153 186H154L155 183L158 184V182H155V183H154ZM171 181H172V180H171ZM173 181H174V178H173ZM188 181H189V180H188ZM188 181H187V182H188ZM237 181H239V180H237ZM237 181L234 182V183L236 184ZM21 182H22V181H21ZM27 182H28V181H27ZM27 182H26V185H28V186H31L32 184H34L32 181H31V182H28V184H27ZM53 182H54V181H53ZM68 182H67V183H68ZM76 182H77V181L75 180V183H76ZM80 182H81V181H79V183H78L79 186L81 185V183H84L85 181H84V182H81V183H80ZM86 182H87V181H86ZM96 182H97V180H96ZM148 182H149V181H147V185L149 184ZM174 182H175V181H174ZM180 182H181L180 185H183L182 183H184V181H183V182L180 181ZM4 183H6V184H4ZM16 183H17L18 185H17ZM22 183H24V182H22ZM29 183H32V184L29 185ZM56 183H57V182H56ZM56 183H55V184H56ZM70 183H71V182H70ZM88 183H90V185H92L91 182L88 181ZM100 183H101V181H100ZM114 183H115V182H114ZM133 183H136V184H137L138 181H137V182L135 181V182H133ZM234 183H233V184H234ZM244 183H246V181H244ZM24 184H25V183H24ZM24 184H23V185H24ZM35 184H34V185H35ZM39 184H38V185L36 184V186H39ZM53 184H54V183H53ZM78 184H77V185H78ZM86 184H87V183H85V186L87 187ZM94 184H95V182H94ZM172 184H173V183H172ZM185 184H186L185 186H187L188 183H185ZM239 184H240V182H238V184H236V185L238 186ZM34 185H33V186H34ZM50 185H51L50 188L54 189V188H53L54 186H52V182L50 183ZM63 185H65V184H63ZM68 185H69V184H68ZM75 185H76V184H75ZM75 185H74V186H75ZM77 185H76V186H77ZM88 185H89V184H88ZM98 185H99V184H98ZM113 185H114V184H113ZM115 185H116V184H115ZM118 185H120V184H118ZM124 185H123V186H124ZM173 185H176V183H174ZM236 185H235V186H236ZM245 185H247V184H245ZM9 186H8V187H9ZM21 186H22V184H21ZM21 186H20V189H19V190H21V188L24 189V191L21 190V191H22L21 193L25 195V191L27 192L30 188H29V187H26V186H24V187H21ZM33 186H31V188H33V189H34V188H37V189H38V187H35V186L33 187ZM42 186H43V185H41L40 188H41ZM94 186H95V185H94ZM108 186H109V185H108ZM110 186H111V185H110ZM110 186H109V187H110ZM123 186H122V187L120 186V187L123 189ZM150 186L152 187V185H151V184L149 185V189L151 190ZM5 187H6V186H5ZM44 187H45V186H44ZM46 187H48V186H46ZM57 187H59V185H58ZM65 187H66V186H65ZM65 187H64V188H65ZM86 187H85V189H86ZM90 187H91V186H90ZM116 187L119 188V186H116ZM116 187L114 186V188H116ZM135 187H136V186H135ZM6 188H7V187H6ZM6 188H3L2 190H5V192H6ZM13 188L10 189V187H9V190H10V191L8 190V191L10 192L9 195H7V194L9 193L8 191H7V192H8L7 194L5 193L8 197L12 194V193H11V190H12ZM25 188H28V190L25 189ZM55 188H56V187H55ZM60 188L62 189V187H60ZM64 188H63L62 191H61V189L57 188V194H56V196L54 195V194H55L54 191H55L56 189H54V190L51 189V190H52V193H54V194H53L54 197H51V198H50V196H52L51 193H50L47 197H49L50 199H54L55 197H58V196H59V198H60L61 194L59 195V194H58V191L60 190L59 192L62 193V192L64 191ZM73 188H74V187H73ZM88 188H89V187H88ZM121 188H119V190H118L119 192H120V189H121ZM124 188H125V187H124ZM147 188H148V187H147ZM236 188H238V187H236ZM7 189H8V188H7ZM42 189H43V187H42ZM46 189H49V188H46ZM67 189H68V187H67ZM92 189H93V188H92ZM229 189H230V187H229ZM253 189H255V190H253ZM14 190L17 191L18 189H14ZM14 190H13V191H14ZM30 190H31V189H30ZM30 190H29V191H30ZM34 190L36 191V189H34ZM40 190H41V189H39V191H40ZM43 190H44V189H43ZM68 190H69V189H68ZM89 190H91V188H90ZM89 190H87L88 193H89ZM115 190H117V189H115ZM123 190H124V189H123ZM126 190H127V189H125V191H126ZM172 190H173V189H172ZM261 190H263V191L261 192ZM0 191H1V190H0ZM15 191H14V192H15ZM35 191H31V193L33 192L32 194H35V195H36ZM46 191H49V190H46ZM65 191H67V190H65ZM151 191L153 192V190H151ZM151 191H150V192H151ZM1 192L3 193V191H1ZM14 192H13V193H14ZM36 192H37V191H36ZM55 192H56V191H55ZM80 192H81V191H80ZM82 192H83V190H82ZM91 192H92V190H91ZM91 192H90L89 194H91ZM147 192H148V191H147ZM229 192H230V191H229ZM241 192H242V191H241ZM250 192H251V191H250ZM252 192H251V193H252ZM255 192H257V191H255ZM2 193H1V194H2ZM29 193H30V192H29ZM40 193L42 194V191H40ZM40 193H37V195H38V194L40 195ZM84 193H85V192H84ZM115 193H116V192H115ZM117 193H118V192H117ZM120 193L122 194V192H120ZM120 193H119V195H121ZM148 193H149V192H148ZM148 193H147V197H148ZM179 193H180V192H179ZM221 193H222V192H221ZM242 193H243V192H242ZM261 193H262V194H261ZM26 194H27V193H26ZM79 194H80V193H79ZM81 194H82V193H81ZM174 194H175V192H173V196L175 197ZM180 194H181V193H180ZM222 194H223V193H222ZM224 194H225V193H224ZM224 194H223V197H227V196H229V195H227V194H225V196H224ZM228 194H229V193H228ZM3 195H4V194H2V197L0 196L1 199L3 198ZM24 195H23V198L26 196V195H25V196H24ZM35 195H34V196L31 195V196L34 197V198L36 199V198H37V195H36V196H35ZM39 195H38V196H39ZM57 195H58V196H57ZM62 195H63V194H62ZM75 195H76V194H75ZM82 195H83V194H82ZM91 195H93V193H92ZM94 195L96 196V194H94ZM123 195L125 196V194H123ZM123 195H122V196H123ZM126 195H128V193H127ZM154 195H156V197H155ZM226 195H227V196H226ZM31 196L29 195V197H31ZM40 196H41V195H40ZM97 196H98V195H97ZM145 196H146V194H145ZM171 196H172V195H171ZM234 196H236V193H234ZM247 196H249V197H247ZM11 197H13V196L11 195ZM47 197H45V198L47 199ZM93 197H94V196H93ZM174 197H173V199H174ZM41 198H43V196H42ZM49 198H48V199H49ZM90 198L92 199V197H90ZM95 198H96V197H95ZM95 198H93V199L95 200ZM123 198H124V197H123ZM136 198H134V199L136 200ZM1 199H0V201H2ZM5 199H6L7 201H10V199H12V198H8V199L5 198ZM5 199H3V201L6 202L5 204L7 205V201H6ZM14 199H15V198H14ZM27 199H28V196H27ZM39 199H40V197H39ZM46 199H44V201H45ZM76 199H77V197H76ZM93 199H92V200H93ZM119 199H120V200H123V199H121V198H119ZM130 199H131V200H130ZM139 199H140V198H139ZM165 199H166V198H165ZM182 199L180 198L179 200H182ZM28 200H30L31 203L34 202V200L31 201L30 198H29ZM41 200H42V199H41ZM81 200H82V199H81ZM81 200L79 199L80 202H81ZM87 200H88V199H87ZM126 200H125V201H126ZM129 200H130V201H129ZM141 200H143V199H142V196H141ZM146 200H145V201H146ZM174 200H175V199H174ZM224 200H227V199L225 198ZM246 200H247V201H246ZM248 200H251L252 203H251V201L248 202ZM39 201H40V200H39ZM47 201L49 202V200H46V202H47ZM51 201H52V204H53V203L55 204V200H50V203H51ZM53 201H54V202H53ZM56 201H57V200H56ZM75 201H76V200H75ZM82 201H83V200H82ZM90 201H91V200H90ZM175 201H176V200H175ZM175 201H174V202H175ZM193 201H194V200H193ZM193 201H192V202H193ZM240 201H242V202H240ZM10 202H12V201H10ZM27 202H29V201H27ZM30 202H29V203H30ZM42 202H43V200L41 201V204H42ZM80 202H79V203H80ZM92 202L96 203V201H92ZM131 202H132V201H131ZM164 202H163V203H164ZM213 202H214V201H213ZM2 203H3V202H2ZM29 203H28V207L30 208V207H31V206H30L31 204L29 205ZM89 203H90V202H89ZM89 203H88V204H89ZM119 203H120V202H119ZM133 203H134V200H133ZM141 203H142V202H141ZM204 203H206V204H204ZM3 204H4V203H3ZM5 204H4V205H5ZM9 204H10V203H9ZM15 204H16V203H15ZM45 204H46V206L49 205V203H45V202H44L43 206H44ZM88 204L86 203V205H88ZM120 204H121V203H120ZM120 204H119V205H120ZM142 204H143V203H142ZM192 204H195V202L191 203V205H192ZM242 204H241V205H242ZM6 205H5V206H6ZM50 205H51V204H50ZM50 205H49L48 207H49V208H52V209L54 208L53 210H55V205L58 206V208H59V205H57V202H56V204L54 205V207H52L53 205L50 207ZM79 205H80V204H79ZM84 205H85V204H84ZM91 205L93 206V203H92ZM119 205L117 206V208L120 207ZM124 205H125V204H124ZM143 205L145 206V204H143ZM162 205H161V203H160V207H161ZM181 205H182V204H181ZM243 205H242V206H243ZM0 206H1V205H0ZM2 206H3V205H2ZM46 206H44V207H45L46 210L48 211L49 208L47 209ZM89 206H90V205H88V207H89ZM121 206H122V205H121ZM208 206H209V204H208ZM3 207H4V206H3ZM7 207H8V208H7ZM7 207H6V209L8 210V209H9V206H7ZM15 207H17V205H16ZM32 207H33V206H32ZM44 207H43V210L45 211V212L43 211L44 215H46L45 213H47V214H49L48 216H49V217H52V218L58 216V215L56 214V213L58 212V211H57V210H58L57 207H56L57 209H56L55 211L49 209V210H51V212L53 211V213L56 212L55 214L52 213L53 215H55L54 217H53V216H50V215H51V212H49V211H48L49 213L46 212V210H45ZM81 207H82V206H81ZM88 207H87V208H88ZM130 207H129V208H130ZM154 207H155V206H154ZM172 207H174V208H172ZM177 207H179V206H177ZM4 208H5V207H4ZM29 208H27L28 211H32V210H33V208H32V210H31V209L29 210ZM90 208H92V207L90 206ZM117 208L115 207V209H117ZM120 208H121V207H120ZM152 208H153V206H152ZM155 208H156V207H155ZM171 208H172V209H171ZM242 208H243V207H242ZM6 209H4V210L6 211ZM59 209H60V208H59ZM137 209H138V211H137ZM34 210H35V208H34ZM34 210H33V212H35ZM89 210H90V209H89ZM117 210H118V209H117ZM142 210H144V209H142ZM163 210H162V212H163ZM172 210H173V211H172ZM186 210H187V209H186ZM8 211H9V210H8ZM8 211H7V212H8ZM28 211H27L26 213L24 212V214L27 215V213H29ZM59 211H60V210H59ZM122 211H121V212H122ZM136 211H137V212H136ZM139 211H140V212H139ZM151 211L154 212L153 210H151ZM64 212H65V211H64ZM66 212H68V210H67ZM35 213H36V212H35ZM35 213H34V214H35ZM60 213H61V212H59V216H58V217L63 216V215H60ZM113 213H114V214L116 213L115 210H114ZM137 213H138V214H137ZM206 213H207V212H206ZM210 213H208V215H210ZM212 213H211V215H212ZM22 214H23V213H22ZM31 214H32V213H31ZM34 214H32V215H34ZM117 214H118V215L120 214L119 210H118V213H117ZM35 215H36V214H35ZM115 215H116V214H115ZM115 215L113 216V215L110 214V216H109V215H108V216H109V217H111V216H113V217L118 216V215H116V216H115ZM129 215H130V216H129ZM211 215H210V216H211ZM214 215H213L212 218H210V219H213ZM232 215H234L233 217H235L236 221H234V222H235L234 224H231V225H230L229 223H231V222L233 221L232 219H231L232 221L230 220V218L232 217ZM24 216H25V215H24ZM29 216H30V213H29ZM41 216H42V215H41ZM48 216H42V217L44 218V219H43V218H42V219H43V221H44L43 223H45V225H46V222L49 220ZM105 216H106V215H105ZM105 216H104V217H105ZM171 216H170V217H171ZM230 216H231V217H230ZM8 217H9V216H8ZM27 217H28V216H27ZM45 217H46L47 219H46ZM113 217H112V218H113ZM119 217H121V214H120ZM129 217L131 218V222H130V220H129V219H130ZM144 217H142V219H143ZM170 217H169V218H170ZM233 217H232V218H233ZM6 218H7V217H6ZM6 218H5V221H6ZM30 218H31V219H34L33 216H32V217L30 216ZM61 218H62V217H61ZM116 218H117V217H116ZM116 218H113V219L115 220ZM126 218H127V219H126ZM145 218H144V219H145ZM187 218L190 219V220H188ZM8 219H11V218L9 217ZM18 219H19V218H18ZM20 219H22V218H20ZM45 219H46L47 221H46ZM50 219H51V218H50ZM54 219H55V218H54ZM59 219H60V218H59ZM123 219H122V221H125V220H123ZM132 219H134V220L136 219V222H138V223L136 224V222H135V221L133 222ZM137 219H138V220H137ZM171 219H172V218H171ZM174 219H176V220L174 221ZM233 219H234V218H233ZM1 220H3V219H1ZM24 220H27V219H26V218H25V219L23 218L22 225L26 224L27 228H26L25 226H21V224H19L18 221H20V220H15V219L12 220V223H15V221H16V223L19 224L21 227H25V228H23V229H19L20 231L18 230V231L20 232L21 235L24 233V229H28V227L31 229V228L33 227V226L31 227V224L29 223V220H27V223L30 224L29 226L27 225L26 221H24ZM118 220L121 221L120 218H118ZM13 221H14V222H13ZM53 221H54V220H53ZM53 221H52V222H53ZM115 221H117V220H115ZM170 221H172V220H170ZM230 221H231V222H230ZM247 221H249V223H248ZM1 222H2V221H1ZM50 222H51V221H50ZM52 222H51V223H52ZM58 222H59V220H58ZM106 222H107V221H106ZM110 222H113V221H110ZM117 222H118V224H120L119 221H117ZM117 222H116V223H117ZM142 222H141V223H142ZM153 222H154V223H153ZM227 222H229V223H227ZM2 223H3V222H2ZM2 223H0V228H1V225H3V226L5 225V223H4V224H2ZM9 223H10V222H9ZM20 223H21V221H20ZM23 223H24V224H23ZM32 223H34V222H32ZM141 223H140V224H141ZM170 223H171V222H170ZM112 224H114V222H113ZM10 225H11V223L8 224V226H10ZM13 225H14V224H13ZM15 225H16V224H15ZM15 225H14V226H15ZM42 225L45 226L44 224H42ZM47 225H49V222H47ZM8 226L6 225V228H5L6 230H5V231H7V227H8ZM14 226H13V229H14L16 226H18V225H16L15 227H14ZM43 226H42V227H43ZM49 226H52V227H53V224H51V225H49ZM49 226H48V227H49ZM149 226H150V227H149ZM204 226L206 227V229L204 228ZM4 227H5V226H4ZM11 227H12V226H11ZM11 227H10V228H11ZM21 227H19V228H21ZM38 227H39V225H38ZM48 227L45 226V230H46V228H48ZM52 227H50V228L52 229ZM120 227H122V225H120ZM120 227H117V228L119 229ZM123 227H122V228H123ZM220 227L222 228L221 230H220ZM8 228H9V227H8ZM107 228H108V227H107ZM109 228H110V227H109ZM111 228H114V227L111 225ZM127 228H129V229H127ZM132 228H134L135 230L132 229ZM11 229H12V228H11ZM56 229H57V228H56ZM103 229H105V228H103ZM118 229H116V230H118ZM204 229L206 230V232L204 231ZM2 230H3V228L1 229V231H2ZM14 230H15V229H14ZM16 230H17V227H16ZM21 230H22L23 232H22ZM47 230H48V229H47ZM47 230H46V232H47L48 235L46 234V232L43 231L44 235H47V236H48L47 238H50V237L52 238L53 236H49V233H48V232L51 231V230H50V229H49V231H47ZM119 230H120V229H119ZM122 230H123V229H122ZM122 230H120V231H122ZM1 231H0V233H1ZM5 231H4L3 233H7V234H9V233L12 232L13 230L10 231V230L8 229V231H10L9 233H8V231H7V232H5ZM38 231H39V230H38ZM53 231H54V230H53ZM104 231H105V230H104ZM120 231H117V232H120ZM209 231L212 233V235H211V233H210ZM16 232H17V231H16ZM16 232H15V233H16ZM26 232H28V233H29L28 235L31 236V234H30L31 231H29V229H28ZM34 232H35V231H34ZM56 232H57V231H56ZM58 232H59V231H58ZM12 233L14 234V232H12ZM12 233H11V234H12ZM31 233H32V235H33V230H32ZM35 233H37V232H35ZM43 233H42V232H41V233L39 232V233L36 234V236L34 235L35 237L32 236V237H29V238H30L31 241H32V240L34 241V239L37 237L38 234H40V235L42 236ZM52 233H54V232H52ZM61 233H62V232H61ZM98 233H100V232H98ZM110 233H109V234H110ZM194 233H195V234H199V235H194ZM18 234H19V233H18ZM26 234H27V233H26ZM50 234H51V233H50ZM54 234H56V233H54ZM58 234H59V233H58ZM111 234H110V235H111ZM23 235H25V233H24ZM51 235H53V234H51ZM61 235H63V234H61ZM61 235L59 234V237H60ZM103 235H105V234H103ZM142 235H143V236H142ZM26 236H27V235H26ZM41 236L38 235V237H41ZM55 236H56V238H55ZM55 236H54V238H55L56 240H58L59 237H57V235H55ZM38 237H37L36 239H38V240L41 239V238H38ZM44 237H45V236H44ZM144 237H145V238H144ZM0 238H1V235H0ZM31 238H32V239H31ZM33 238H34V239H33ZM47 238H46V239H47ZM62 238H63V237H62ZM62 238H60L59 240H61ZM98 238H99V237H98ZM112 238H111V240H112V242H113L114 239H112ZM36 239H35V240H36ZM101 239H102V238H101ZM1 240H2V238L0 239V241H1ZM38 240H37L36 242H35V241H34V242L39 244V243H40L39 241H41V243H44V242H45L46 244H45V243H44V244H45V245H48L47 242L50 243V242H52L51 240H54V239H50V242H49L48 239H47V240H48L47 242H46L45 239H43V241H42V239L39 240V241H38ZM44 240H45V241H44ZM109 240H110V238H109ZM109 240H108V241H109ZM111 240H110V241H111ZM142 240H144V241L146 240L147 242H146V243H145V242L142 243ZM227 240H228V242L230 241L231 244L233 243V244L235 245L236 249L233 248L230 244H226V243H227ZM105 241H107L106 238H105ZM105 241L102 240L101 244H102V243H105ZM225 241H226V242H225ZM53 242L55 243V241H53ZM112 242H111V243H112ZM107 243H109V242H107ZM107 243H105V244H107ZM31 244H32V242H31ZM33 244H34V243H33ZM38 244H36V245H38ZM50 244H51V243H50ZM52 244H53V243H52ZM56 244H57V243H56ZM64 244H65V242H63V245H64ZM82 244H83V243H82ZM82 244H81V246H82ZM85 244H86V243H85ZM85 244H84V245H85ZM112 244H113V243H112ZM112 244H110L109 247H107V245H106V246L103 245V246H104L105 248H106V247H107V248H111V247L113 246ZM126 244H127V245H126ZM213 244H214V245H213ZM34 245H35V244H34ZM54 245H55V244H54ZM61 245H62V243H61ZM84 245H83V247H81V246L78 245V246L80 247V250H78V251H82V252H83V250H81V249L84 248L85 252H83V253H86V250H88V252H90L89 250H90L91 248H90V249H86V248H89V247L87 246V247L85 248ZM4 246H5V245H4ZM29 246H30V245H28V247H29ZM31 246H32V245H31ZM38 246H42V245L39 244ZM38 246H36V251H37V247H38ZM48 246L50 247V245H48ZM56 246L58 247V245H56ZM89 246H90V245H89ZM118 246H119V245H118ZM129 246H130V249H129ZM133 246H134L136 249H135V248L133 249V248H132ZM28 247H25V248H28ZM32 247H33V246H32ZM45 247H46V246H43V247H42L43 250H44ZM62 247L64 248L65 245H64V246H61V249H62ZM76 247H77V246H76ZM119 247H120V246H119ZM124 247H123V248H124ZM42 248H40V249H42ZM50 248H51V247H50ZM58 248H60V247H58ZM102 248H103V247H102ZM117 248H118V247H116V249H114V250H116V257H117V258L114 257L115 255L113 256V254H110L111 256L109 255V256L107 257L108 260H106L107 258L104 257V253L102 252V250L104 251V248H103L102 250L100 249V250H101V251H100L101 254L103 253L102 256H103L104 258H106L105 260H106L107 262L105 261V263H107V264H108V262H109L110 264H119V263H120V262L118 263V261H117V259H119V256H118L119 253L117 254V250L119 251V248H118V249H117ZM131 248H132V249H131ZM21 249H22V248H21ZM30 249H32V248H30ZM30 249H29V250H30ZM40 249H39V250H40ZM55 249H56V248H55ZM77 249H78V248H77ZM112 249H113V247H112ZM120 249H121V247H120ZM22 250H23V249H22ZM24 250H25V249H24ZM29 250L27 249L28 252H31V251H32V250H31V251H29ZM33 250H35L34 247H33ZM39 250H38V251H39ZM45 250H46V249H45ZM45 250H44V251H45ZM47 250H48V248H47ZM62 250H63V249H62ZM62 250H61V251H62ZM74 250H76V248H75ZM105 250H106V249H105ZM109 250H110V249H109ZM109 250H106V252H107V253H108V252L110 253ZM126 250H127V251H126ZM132 250H134V251L136 250V251L133 253ZM214 250H217V251H218V255H215V254H214ZM28 252H27V253H28ZM45 252L47 253V251H45ZM62 252H63V251H62ZM62 252H59V253L61 254ZM88 252H87V254H88ZM91 252H93V251L91 250ZM91 252H90V253H91ZM98 252H99V251H98ZM98 252H96L95 254H97L98 256L101 255L100 253L98 254ZM104 252H105V251H104ZM0 253H1V252H0ZM15 253H16V252H15ZM32 253H37V252L34 251V252H32ZM40 253H41V251L39 252V255H40ZM43 253H44V252H43ZM59 253H58L57 250H56V256H57V257H58L57 254H59ZM76 253H77V252H76ZM79 253H81V252H79ZM79 253H78V255H80ZM90 253H89V254H90ZM109 253H108V254H109ZM114 253H115V252H114ZM12 254H13V253H12ZM12 254H11V255H12ZM41 254H42V253H41ZM47 254H48V253H47ZM60 254H59V257H60ZM62 254H64V252H63ZM62 254H61V257H63V259H64V258H65V257H64L65 255L63 256ZM65 254H66V253H65ZM92 254H93V253H92ZM108 254H107V255H108ZM2 255H3V253H2ZM5 255H7V254H5ZM15 255H17V254H14V256H15ZM26 255H27V254H26ZM30 255H31V254H30ZM34 255H35V254H34ZM42 255H43V254H42ZM44 255H45V253H44ZM74 255H77V254H74ZM83 255H84V254H83ZM97 255H94V259H95V257H96ZM105 255H106V254H105ZM184 255L186 256V258L183 257ZM14 256H13V257H14ZM27 256H29V255H27ZM45 256H46V255H45ZM89 256H90V255H88V257H89ZM98 256H97V257H98ZM112 256H113V257H112ZM23 257L25 258V254L23 255ZM40 257H41V256H40ZM42 257H43V256H42ZM76 257H79V256H76ZM97 257H96V258H97ZM99 257L101 258V256H99ZM103 257H102V258H103ZM9 258H10V257H9ZM27 258H28V257H27ZM45 258H46V257H45ZM45 258H44V259H45ZM68 258H69V257H68ZM74 258H75V257H74ZM74 258L71 260L73 263L76 262V261H73V260H75ZM79 258H81V257H79ZM83 258H84V257H83ZM83 258H82V259H83ZM85 258H87L86 255H85ZM85 258H84V259H85ZM104 258H103V259H104ZM10 259H11V258H10ZM58 259H60L59 261L62 260L61 263H65V259H64V262H63V259H62V258H57V260H58ZM66 259H67V257H66ZM77 259H78V258H77ZM82 259H81V260L78 259L77 261L80 260L78 263H80L81 261H83ZM87 259H88V258H87ZM94 259H92V261H93ZM98 259H99V258H98ZM98 259H97V260L95 259L94 261L96 262V261H98ZM5 260H7V258H6ZM8 260H9V259H8ZM8 260H7V261H8ZM25 260H26V259H25ZM52 260H53V259H52ZM55 260H56V259H55ZM99 260H101V259H99ZM185 260H186V261H185ZM27 261H28V260H27ZM29 261H31V260H29ZM32 261H33V260H32ZM34 261H35V260H34ZM59 261H58V263H59ZM71 261H70V262H71ZM84 261H85V260H84ZM5 262H6V261H4V263H5ZM35 262H37V261H35ZM45 262H46V261H44V262L42 261V264H43V263L45 264ZM50 262H51V260H50ZM55 262L57 263V261H55ZM55 262H54V263H55ZM67 262H69V261L66 260V263H67ZM70 262H69V264H70ZM72 262H71V264H73ZM90 262H91V260H90ZM90 262H89V264H91ZM99 262H100V264H102L101 261H99ZM102 262H103V261H102ZM2 263H3V261H2ZM52 263H53V262H52ZM52 263H49V264H52ZM78 263H77V264H78ZM27 264H37V263L30 262V263H27ZM39 264H40V263H39ZM67 264H68V263H67ZM75 264H76V263H75ZM84 264H85V263H84ZM93 264H95V263L93 262ZM103 264H104V262H103ZM120 264H121V263H120Z\"/></svg>",
  "mask_w": 264,
  "mask_h": 264
}]
</instances>
